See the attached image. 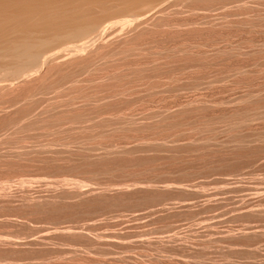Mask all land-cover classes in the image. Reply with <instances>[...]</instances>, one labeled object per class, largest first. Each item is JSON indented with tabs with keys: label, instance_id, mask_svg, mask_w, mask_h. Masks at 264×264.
Segmentation results:
<instances>
[{
	"label": "rangeland",
	"instance_id": "1",
	"mask_svg": "<svg viewBox=\"0 0 264 264\" xmlns=\"http://www.w3.org/2000/svg\"><path fill=\"white\" fill-rule=\"evenodd\" d=\"M198 1V3H196ZM206 2V3H209L210 5H208V4H206L205 6H204V4H203V2ZM203 2H202V0H200V2H199V0H196V1H194V2H192L193 4H195V5H190V7H192V8H188V4H185V5H187V8H186V6H184V4H182V5H180L179 7H178V5H176L177 7H178V9L177 8H175L176 6H173L172 8H173V10H175V11H173L172 10V13L171 12H169V11H171L170 9H169V13L167 12V15L165 16V20L164 21H162V23L160 22V25L162 24V26H159V24H157L156 25V28H154L153 30H151L149 33L147 32L146 34H142L143 36H141V35H139V36H137V38L134 40L133 39V41L132 42H130L129 43V45L131 46V44L133 45L132 47H130V48H135V49H133V50H129L130 48H128V50L130 51H125V55L123 54V52H118V57H115V60H113V63L112 62H110L109 63V61H110V59L109 58H111V57H108V60L106 59L107 57H105V59L103 58L104 56H106L105 54H104V56L101 58V57H99V58H101V59H103V60H101V61H97L96 60V63H98V65H102V66H104V68L103 67H99L98 66V68H93V69H96V70H93L92 71V68L90 67V69H91V71H90V69H89V74L91 75L92 74V76L94 75V73H95V77H97V80L100 78V80H101V78L102 77H106L105 75L107 74V73H110L111 75L113 74L112 72L115 70V71H117L118 69L120 70H118L119 72H117V73H115L114 72V76L116 75V74H118V73H122V75H121V73H120V76L119 75H117V79H116V77H114V76H111L110 74L108 75V76H111V77H114L115 79L114 80H116L115 82H114V80H110V81H107L108 79H103V82L105 81L106 83H107V86H106V84H105V82L103 83H101V81L100 82H97V80H95V77H93V79L95 80V82H93L92 81V79H91V81H86V84H89V83H87V82H90L91 84L92 83H95V85H96V82H97V84H98V86H99V88L100 89H98V87H95L94 86V88H96L95 89V91H94V89L91 87V86H93V85H91L90 86V89H88L89 91H91L92 89V91L91 92H93V93H95V94H93V93H91V92H85L84 91V89H83V85L81 86V85H79L78 83H77V86L79 85V87L81 88V92L83 93V91H84V93H88L89 94V96H88V94H87V96L88 97H86L87 99L86 100H83V99H85V97L83 96V95H85V94H79L80 92V90H78V88L77 87H73L75 84L72 82V81H70V83L68 84V85H70L71 84V82H72V87L73 88H76L77 90H78V93H76L77 91H75L76 89H72L71 87L70 88H66V87H69V86H67L66 84V87L64 88V84L62 83V81L61 80H63V79H66L64 76H62V78H60L61 80L59 81V83H61V84H63L64 86L62 87V85H60L59 83H58V81L56 80L58 77H59V75H60V77H61V75L63 74V73H61L60 74V72H58V75L56 74V76L54 75L53 76V74H52V76L53 77H51L50 79H48V80H50V82L51 81H53V82H51L50 84H54V81L56 82L54 85H50V86H48L47 85V87H49L48 89H50L51 90V86H53V89H55V91L54 90H51V92H50V90H46L45 92H44V96H43V91L42 90H40V91H42L41 93L42 94H40L39 96H41V97H37V96H35V98L33 99L34 101V103L32 102V98L34 97L33 95L32 96H30V100H29V102L33 105V104H35V102H36V107H38V109L36 108L35 110H36V114H38L39 112H42V111H44V110H46V115H43V116H48V115H50V113H51V115H55L53 118H50V117H48L47 119H48V121L47 120H44V122H48V123H41V119L39 120V121H36V119L38 120V118H36L35 119V117H36V114H35V111L34 112H32V113H34V115H35V117H34V115L33 114H31V115H33L32 117H31V115H29L30 116V118H28L29 119V121H31V122H29V123H31V124H33V127H31L32 125L30 124L29 125V123H26L25 121H27V120H23L22 119V121L26 124V125H24L21 121H19V122H21L22 124H23V128L21 127H19V125H20V123H17L18 125V127H19V129L18 130H15L16 128V126L13 128V127H10V125H8V130H9V127H10V130H11V128L13 129V131L11 130V131H8V130H6L7 129V125L5 124V123H11L12 122V118H11V116L10 115H12V117H13V114L14 113H16V107L20 104H17L16 105V107H15V105L13 106V108L15 109V111H14V109L13 108H8L9 106H11V104L9 103V102H11V99H10V97H11V95H10V97H7V95H6V97H7V99L9 98L10 99V101H9V99H8V102H6L7 101V99L5 98V95L2 97V100L0 101V106H2V107H0V108H2V109H4L5 107V105H6V108L7 109H10L9 111H7V112H5V113H7V114H5L3 111H1V109H0V124H1V132H0V138H3V139H0V159H1V161H2V163H1V161H0V190H2V188L3 189H6L7 188V186H8V193L6 192V190L4 191H0V199H2V196H3V194L5 193H7L6 195L7 196H9L10 195V199L11 198H13V199H15V198H17V199H15V200H13V199H9V198H6V200H5V198H4V196H5V194H4V196H3V199H4V201H2L1 200V202H0V205H2V206H0V213H1V215H4L5 213V215L4 216H2L1 217V215H0V237L1 236H3V237H12V235H14L13 237L14 238H16L17 240H20V242H22L21 240H23V242L24 241H26V240H28V238H25V237H35V236H38L39 234H40V232H38V230H39V228L41 227V226H45L46 224H45V222H46V219H48V217H49V219L51 220V219H53V220H51V222H49L50 220L48 219V221H47V225H49L48 226V229L51 231V228L54 226H58V229L59 228H63V227H66L65 225H67V227L68 226H70V225H74V227L75 226H77V224H78V226L77 227H80V226H82V224H83V227H85L84 226V224L86 225V229H80V230H85L83 233H85L86 235H89L87 238L86 237H78L77 238V241H74L75 239H76V236L74 237V240H72L73 239V237L71 238V236H68V234H65L64 235V233L62 234V235H59V237H58V234L59 233H56L57 234V236H56V234H55V236L54 237H52L51 236V240H50V244L48 245V241H47V243L45 244L46 245V247H45V245L44 246H37V247H32V249L30 248V247H28L27 248V246H25V245H21V246H18V247H16V249L14 250V248H10V249H7L8 247H3V254H2V251H1V248H2V246L0 247V253L2 254V255H0V264H116V262H118V264H123V262H124V264H225L226 262L228 263V264H237V263H239V264H264V236H250V237H244V238H239V239H231V238H229L230 240H228V237H227V239L226 240H223V238L225 239V235L224 234H226L227 232H230L231 230H232V232L231 233H233L234 231H236V232H234V233H237V231L239 230H242V228H245V227H247L248 225L249 226H254V224H255V226H259V225H263L264 224V218L263 217H255V216H250V215H244V213L243 212H241L242 210H240L239 209V207H241V206H243V205H245V204H248V203H250V204H253V205H255L256 204V207L255 208H257V205H258V203L256 202L257 200L256 199H258V198H260V197H258V196H256L258 193H260L259 192V190H260V188H263V187H261L262 185L264 186V137L262 138V136H264L263 134H264V113H263V111H264V105H262V102H263V104H264V93H262V92H264V0H259V2H261V4L260 3H258V0H256V1H253L252 3L251 2H249V1H252V0H249V1H247V0H244V2H248V4H246V3H244V2H242V3H244L243 5L241 4V6L240 5H238V3L240 2H238V3H236V1L235 0H229L231 3H233L234 1H235V3L234 4H236V5H238L239 7H236V5H234V10L232 9V4H229V1L227 0H223V2L222 1H220V0H207V1H209V2H207L206 0H204ZM241 1H243V0H241ZM212 4H211V3ZM219 2V3H218ZM228 3V8H226V6L224 7V5H225V3ZM257 3V4H253V3ZM222 3V4H221ZM223 3H224V5H223ZM249 3H251V5H252V7H253V5H256L254 8H252V10H251V12L253 11V13L250 15L248 12H250V8H251V5H249ZM196 4H198L199 5V7H197L196 8V6H198V5H196ZM213 4H215V5H213ZM217 4V5H216ZM240 4V3H239ZM223 6V8H226L227 10H224V12L226 13V11H228V9H229V5H232L230 8H231V10H233V11H231V10H229L230 12H228L229 14L231 13V12H236V9L237 8H240L241 7V9L243 8V6H245V5H248V8H243V11L240 13L238 10H237V12H239L237 15H235L236 17H235V20H234V13L233 14H231L232 16V18L229 16V14H228V19H227V17L225 18V19H219V20H217L220 16H221V14H223L224 12H223V10H221L222 9V6ZM194 6H195V8H194ZM249 6H250V8H249ZM181 7H182V9H181ZM185 7V8H184ZM200 7H202V8H200ZM211 7V8H210ZM216 7H218V8H215ZM236 7V8H235ZM171 8V9H172ZM175 8V9H174ZM262 8H263V10H262ZM193 9H195V10H193ZM200 9V10H199ZM214 9V10H213ZM185 12H184V11ZM189 10V11H188ZM191 10H193V11H191ZM211 10V11H210ZM245 10V11H244ZM246 10H248V12L246 11ZM256 10H260V11H256ZM179 11V12H178ZM183 11V12H182ZM202 11V12H201ZM193 12V13H192ZM198 12V13H197ZM223 12V13H222ZM236 12V13H237ZM244 12V13H243ZM258 12L259 13V15H258V13L256 14V13ZM191 13V14H190ZM205 13V14H204ZM248 13V14H247ZM127 14V13H126ZM126 14H120V15H118V17L116 18V16H115V18L113 17L110 21L111 22H113V21H115V24H116V21L118 20V21H120V19H126L125 17H127L126 16ZM175 14V15H174ZM195 14V15H194ZM199 14H200V16L202 17V15L203 16H207V17H209L210 18V20H209V18H206V16L204 17V18H206V20L202 17H200L199 16ZM239 14H241L240 15V17H242V19L239 17H237ZM247 14V16L246 17H252L251 19H252V21H251V19H250V17L248 18V20H250V21H248V20H246L245 18H244V16ZM168 15H169V18L170 19H168L167 17H168ZM258 15V16H257ZM187 16V17H186ZM196 16H198V17H196ZM219 16V17H218ZM130 18L132 17V16H129ZM129 17H127V19H129ZM184 17H186V18H184ZM193 17V18H192ZM200 17V18H199ZM223 17V16H222ZM222 17H220V18H222ZM225 17V16H224ZM254 17H256L255 19H257V20H255L254 19ZM133 18V17H132ZM166 18L169 20V22H174V23H176L177 25H178V22H179V24L181 23V22H183V21H185V19H186V23L185 22H183V23H185V24H183V23H181V24H183L184 25V28H185V30H183V29H180L179 28V26L181 25H179L178 26V30H179V32H178V30L176 29V28H173L172 26H175L176 24H174V23H172V24H174V25H172L171 26V24L166 20ZM184 18V19H183ZM189 18V19H188ZM216 18V19H215ZM245 20H244V19ZM192 19V20H191ZM195 19V20H194ZM199 19V20H198ZM200 19H201V21H204L203 23L205 24V21L207 22L205 25H203V23H201L200 22ZM202 19H204V20H202ZM240 19V20H239ZM254 19V20H253ZM108 20V21H109ZM171 20V21H170ZM187 20H188V22H187ZM218 22H217V21ZM231 20V21H230ZM244 20V21H243ZM167 21V22H166ZM191 22V24L192 25H188L187 23H189L190 24V22ZM193 21V22H192ZM196 23H195V22ZM216 23H215V22ZM219 21H221V22H219ZM226 22V23H224V22ZM244 23H243V22ZM254 21H256V22H254ZM166 23V24H170V25H164V23ZM201 23V24H199V23ZM233 22V23H232ZM250 22V23H249ZM252 22H254V23H252ZM110 23V22H109ZM118 23V22H117ZM111 24V23H110ZM114 24V23H113ZM195 24H197V25H195ZM212 24H213V26L214 25H216L215 26V28L212 26ZM221 24H222V26H221ZM224 24V25H223ZM236 24V25H235ZM240 24V25H239ZM242 24H244V25H242ZM116 25H118V24H116ZM115 25V26H116ZM186 25H188V26H186ZM211 25V26H210ZM120 26V25H119ZM159 26V27H158ZM165 26H167V27H165ZM189 26H191V27H189ZM219 26V27H218ZM252 26V27H251ZM121 27V26H120ZM155 27V26H154ZM160 27H161V29H160ZM171 27V28H170ZM176 27V26H175ZM183 27V26H182ZM181 27V28H182ZM209 27V28H208ZM117 28H119L118 26H117ZM117 28H116V30H117ZM164 30H163V29ZM198 28H199V30H198ZM206 28H208V29H206ZM214 28V29H213ZM125 29V28H124ZM176 29V30H175ZM205 29H206V31H205ZM211 29V30H210ZM224 29V30H223ZM157 30V31H156ZM159 30H162V31H159ZM187 30H189V31H187ZM205 32H204V31ZM210 30V31H209ZM119 30H117V33H119L120 31H121V29H120V31L118 32ZM122 31L123 32H125V30H123L122 29ZM185 31V32H184ZM195 31V32H194ZM203 31V34L201 33ZM153 32H156L155 34L153 33ZM163 32V33H162ZM164 32H165V34H164ZM194 32V33H193ZM197 32V33H196ZM122 33V32H121ZM160 33H162V34H160ZM183 33H185L184 35H182ZM187 33V34H186ZM151 36H150V35ZM157 34H158V36H157ZM164 34V35H163ZM179 34V35H178ZM194 34V35H193ZM200 34V35H199ZM169 35V36H168ZM182 37H181V36ZM190 35V36H189ZM198 35V36H197ZM223 35V36H222ZM146 36V37H145ZM184 36V37H183ZM148 37V38H147ZM150 37V38H149ZM211 37H213V38H211ZM152 38V39H151ZM154 38H156L157 39V41H156V39H154ZM180 38V39H179ZM187 38V39H186ZM195 38V39H194ZM159 39H161V40H159ZM140 40V41H139ZM154 40V41H153ZM198 40V41H197ZM141 41H143L142 43H141ZM145 41V42H144ZM151 42V43H150ZM194 42V43H193ZM198 42V43H197ZM133 43H136L137 45H139L138 47H140L139 49L137 48V45L136 44H133ZM141 43V44H140ZM145 43H148L147 45L145 44ZM197 43V44H196ZM182 44V45H181ZM191 44V45H190ZM202 44H204V45H202ZM135 45V46H134ZM141 45V46H140ZM180 45V46H179ZM188 45L190 46V47H188ZM196 45H198L197 46V49H195L196 47ZM201 45V46H200ZM226 45H228V46H226ZM149 48H148V47ZM129 47V46H128ZM142 47V48H141ZM171 47H173L172 49H171ZM182 48V51H184V52H180V50H181V48ZM198 47H199V50H198ZM147 48V49H146ZM180 48V49H179ZM193 48V49H192ZM229 48V49H228ZM137 49H138V53L137 52H135V51H137ZM184 49H186V50H184ZM195 49V50H194ZM223 49V50H222ZM141 50V51H140ZM143 50V51H142ZM218 50V51H217ZM229 50V51H228ZM177 51V52H176ZM186 51V52H185ZM201 51V52H200ZM224 51V52H223ZM228 51V52H227ZM231 51V52H230ZM141 52V53H140ZM143 52V53H142ZM156 52V53H155ZM174 52V53H173ZM178 52H180V54L178 53ZM191 52V53H190ZM198 52H199V54H198ZM205 52V53H204ZM207 52V53H206ZM215 54H214V53ZM223 52V53H222ZM233 52V53H232ZM115 53V52H114ZM114 53H111L112 55L114 54ZM132 53V54H131ZM138 55V57L136 56V54ZM184 53V54H183ZM188 53H190V54H188ZM203 53V54H202ZM217 53V54H216ZM111 54H109V56L111 55ZM116 54V53H115ZM114 54V55H115ZM123 54V55H122ZM127 54H128V56L130 57V58H128L127 57ZM142 54V55H141ZM183 54V55H182ZM193 56H192V55ZM194 54H195V56H194ZM227 54V55H226ZM231 54V55H230ZM235 54V55H234ZM108 55V54H107ZM117 55V54H116ZM125 57V58H120V57ZM134 55V56H133ZM141 55V56H140ZM208 55V56H207ZM215 55V56H214ZM163 56H165V57H163ZM169 56V58L167 59V57ZM199 56V57H198ZM222 56V57H221ZM147 57V58H146ZM162 57V58H161ZM206 57V58H205ZM136 58H138V59H136ZM156 58V59H155ZM176 58V59H175ZM210 58V59H209ZM218 58V59H217ZM119 59H123L122 61L121 60H119ZM148 59H150L149 61H148ZM162 59V60H161ZM165 59V60H164ZM192 59V60H191ZM208 59H209V61H208ZM135 60V62H133ZM137 60V61H136ZM153 60V61H152ZM162 62H161V61ZM166 62H164V61ZM175 60V61H174ZM180 60V61H179ZM189 60V61H188ZM213 60V61H212ZM104 61H107V62H105V64H106V66H105V64L103 63ZM114 61H116V62H114ZM119 61H121V64H118V63H120ZM130 61V62H129ZM139 61V62H138ZM142 61H143V63H142ZM157 61V62H156ZM192 61V62H191ZM194 61V62H193ZM205 61V62H204ZM101 62L104 64H101ZM125 62V63H124ZM129 62V63H128ZM133 62V63H132ZM149 62V63H148ZM168 62H170V63H168ZM126 63H128V64H126ZM134 63H136V64H134ZM154 64V63H159L158 65H159V67H157V65L156 64H154V65H150V64ZM160 63H162V64H160ZM198 63V64H197ZM199 63H200V65H199ZM202 63V64H201ZM113 64V65H112ZM114 64H115V66H114ZM122 64L123 65H125V66H122ZM145 64V65H144ZM173 64V65H172ZM207 64V65H206ZM94 66L93 67H95L96 65H95V61H94V64H93ZM111 65H112V67H113V69H112V67H111ZM129 65V66H128ZM133 65V66H132ZM148 65H150V67L148 66ZM156 65V66H155ZM163 66V68L161 69V67ZM209 65V66H208ZM255 65V66H254ZM108 66V67H107ZM122 66V67H121ZM144 66V67H143ZM149 68H148V67ZM161 66V67H160ZM197 66V67H196ZM244 66V67H243ZM97 67V66H96ZM110 67V68H109ZM125 67V68H124ZM155 67H157V68H155ZM186 69H185V68ZM244 69H243V68ZM249 67V68H248ZM259 67V68H258ZM106 68H108V69H106ZM118 68V69H117ZM122 68H123V70H122ZM134 68H135V70H134ZM142 68V69H141ZM152 68H154V69H152ZM158 68H160V69H158ZM169 68H170V70H169ZM246 68V69H245ZM254 68V69H253ZM103 71L104 70V72L106 73V74H103V72L101 71V70ZM106 69V70H105ZM111 69V70H110ZM117 69V70H116ZM130 71H129V70ZM131 69H132V71H131ZM140 69H141V71H140ZM146 69L147 70H149V71H146ZM151 69V70H150ZM159 71H158V70ZM190 69V70H189ZM192 69V70H191ZM227 69V70H226ZM229 69V70H228ZM238 69H240V70H238ZM78 70V69H77ZM109 70V71H108ZM122 70V71H121ZM126 70V71H125ZM127 70H128V73H127ZM143 70H144V72H145V74H144V72H143ZM158 71V72H156V71ZM169 70V71H168ZM246 70H247V72H246ZM86 70H85V72H86V74L88 73ZM99 71V72H98ZM106 71H108V72H106ZM111 71V72H110ZM151 71V72H150ZM165 71V72H164ZM173 71V72H172ZM188 71V72H187ZM259 72V73H257V72ZM76 72V71H75ZM78 72V71H77ZM77 72L75 73V75L77 74ZM81 72V71H80ZM82 72H83V70H82ZM79 73L78 72V74H79V76H80V74H82V75H84L83 73ZM84 72V73H85ZM91 72V73H90ZM100 72H101V74L103 75V76H99L98 74H100ZM155 72H156V74H155ZM161 72V73H160ZM164 72V73H163ZM169 72V73H168ZM172 72V73H171ZM203 72V73H202ZM209 72V73H208ZM236 72V73H235ZM249 72V73H248ZM255 72V73H254ZM57 73V72H56ZM98 73V74H97ZM127 73V74H126ZM132 73V74H131ZM136 75H135V74ZM141 73H143V74H141ZM149 73V74H148ZM152 73H153V75H157L156 77H151L152 76ZM187 73V74H186ZM189 73V74H188ZM237 73H238V75H237ZM245 73H246V75H245ZM251 73V74H250ZM254 73V74H253ZM77 74V75H78ZM97 74V75H96ZM100 74V75H101ZM129 74V75H128ZM130 74H131V76H130ZM134 74V75H133ZM138 74H140V75H138ZM160 74H162V75H160ZM170 74H171V76H170ZM210 74V75H209ZM226 74V75H225ZM231 74V75H230ZM74 75V74H73ZM82 75H81V79H82ZM90 75H86L85 77H84V79H86L87 78V76H88V78L90 77L91 78V76ZM128 76V77H126V76ZM141 75H143V78H142V76ZM145 75H146V77H145ZM149 75V77H147ZM180 75H182V76H180ZM188 75H189V77H188ZM208 75V76H207ZM236 75V76H235ZM245 75V76H244ZM79 76H76V77H79ZM139 76V77H138ZM192 76V77H191ZM252 76V77H251ZM131 77H133V78H131ZM135 77V78H134ZM150 77H151V79H150ZM162 77V78H161ZM233 77V78H232ZM80 78V77H79ZM89 78V79H90ZM128 80V82L125 80ZM137 78V79H136ZM146 78V79H145ZM156 78V79H155ZM159 78V79H158ZM161 78V79H160ZM170 78V79H169ZM173 78V79H172ZM175 78V79H174ZM187 78H191V79H187ZM198 78V79H197ZM206 78V79H205ZM237 78V79H236ZM241 78V79H240ZM250 80H249V79ZM255 78V79H254ZM78 79V78H77ZM88 79V80H89ZM111 79V78H110ZM113 79V78H112ZM133 79H135V80H133ZM142 79V81H139V80H141ZM145 79V80H144ZM148 79V80H147ZM150 79V80H149ZM164 79H165V81H164ZM167 79H168V81H167ZM203 79H204V81H203ZM246 79V80H245ZM47 80V84L49 83V81ZM87 80V79H86ZM130 80V81H129ZM132 80V81H131ZM148 82H147V81ZM156 80V81H155ZM158 80H162V81H158ZM170 80V81H169ZM186 82H185V81ZM188 80H195L196 81V83H195V81H188ZM198 80H200V81H198ZM208 82H206V81ZM64 82H65V80H63ZM66 81H67V79H66ZM80 81H83V80H80L79 79V82ZM99 81V80H98ZM124 82V83H122V82ZM138 81V82H137ZM152 83H151V82ZM154 81V82H153ZM183 81V82H182ZM247 81V82H246ZM117 82H121L122 84H123V86L121 85V83H120V85H119V83H117ZM126 82H127V84H126ZM129 82H130V85H129ZM159 82V83H158ZM164 82H166V83H164ZM171 82H173L174 83V85H173V83H171ZM192 82V83H191ZM200 82V83H199ZM239 82V83H238ZM243 82V83H242ZM250 82V83H249ZM65 83H67V82H65ZM81 83V82H80ZM99 83H101V84H99ZM108 83H109V85L112 87V89H111V87L108 85ZM138 83V84H137ZM150 83V84H149ZM156 84V86H155V84ZM171 85H170V84ZM184 83V84H183ZM232 83V84H231ZM254 83V84H253ZM57 84H59L58 86H57ZM82 84V83H81ZM83 84H84V82H83ZM86 84H84V86H86ZM113 84H118L117 86H115V85H113ZM125 84V85H124ZM131 84H134V86H132ZM145 84V85H144ZM153 84V85H152ZM181 84H183L184 86L186 85V87L188 88L189 87V90L186 88V87H183V85H181ZM196 84V85H195ZM200 84V85H199ZM210 84V85H209ZM57 86V88L59 89V90H57V88L56 87H54V86ZM100 85H102V87H103V85H104V87L106 88V89H104V88H102V87H100ZM138 85V88L136 87ZM164 85H166V87L164 86ZM189 85V86H188ZM198 85V86H197ZM237 85V86H236ZM239 85V86H238ZM257 85V86H256ZM61 86V87H60ZM76 86V85H75ZM97 86V85H96ZM118 86H119V88L121 89V91L123 90H125L124 92H126V94H123L121 91H120V89L118 88ZM127 86V87H126ZM144 86V87H143ZM146 86V87H145ZM47 87H45V88H47ZM60 87V88H59ZM89 87V86H88ZM88 87H86V88H88ZM118 88L119 89V91H117V90H114V89H116V88ZM126 87V88H125ZM129 87H130V90H129ZM136 87V88H135ZM150 87H151V89H150ZM156 87V88H155ZM165 87V88H164ZM168 87V88H167ZM175 87V88H174ZM177 87V88H176ZM194 87H196V90L194 89ZM205 87V88H204ZM92 88V89H91ZM101 88H102V91L104 92V93H106V94H104L103 92H101ZM114 88V89H113ZM133 88V89H132ZM141 88V89H140ZM144 88V89H143ZM148 89V90H146V92H145V89ZM153 88V89H152ZM180 88V89H179ZM200 88V89H199ZM233 88V89H232ZM248 88V89H247ZM251 88V89H250ZM258 88V89H257ZM43 89V88H42ZM62 89V90H61ZM64 89V90H63ZM70 89H72V91L71 92H69L70 91ZM108 89H110V90H108ZM131 89L133 90V92L131 91ZM136 91H135V90ZM138 89H139V91H138ZM150 89V90H149ZM178 89V90H177ZM183 90V92H182V90ZM194 89V90H193ZM198 89V90H197ZM209 89V90H208ZM246 89V90H245ZM256 89H257V91H256ZM44 90V89H43ZM57 90V91H56ZM160 90V91H159ZM200 90V91H199ZM205 90H206V92H205ZM229 90H231V91H229ZM243 90V91H242ZM248 90H250V91H248ZM39 91V92H40ZM59 91V92H58ZM75 91V92H74ZM97 91V92H96ZM100 91V92H99ZM107 91H108V93H113V91H114V93H115V96L117 97H115V96H111V97H109V95L107 94ZM109 91H111V92H109ZM115 91H117V92H115ZM128 91V92H127ZM131 92V94H133V95H131L130 94V92ZM142 91V92H141ZM147 91H148V93H147ZM154 91H155V93H154ZM172 91H173V93H172ZM187 91H189V92H187ZM202 91V92H201ZM242 91V92H241ZM252 91V92H251ZM262 91V92H261ZM50 92V93H49ZM53 92V93H52ZM61 92H63V93H61ZM68 92L71 94V93H73L74 92V94H72V98L73 99H75L76 101H77V99H78V101L77 102H75V100H73L72 98H71V96H69L70 94H68ZM122 93L121 95L119 94V96H118V94H116V93ZM158 92V93H157ZM234 92V93H233ZM247 92V93H246ZM37 93V92H36ZM45 93H49V94H51V95H48V94H46L47 96H51V97H47V96H45ZM98 93V97L97 96H95L96 98H97V100L99 101V103L97 104V103H95V102H97V100L95 101V97L93 96V95H96ZM101 93V94H100ZM135 93V94H134ZM141 93V94H140ZM145 93H147V94H145ZM154 93V94H153ZM162 93V94H161ZM243 93V94H242ZM245 93H246V96H245ZM249 93V94H248ZM252 95H251V94ZM38 94V93H37ZM63 94V95H62ZM79 94V95H78ZM103 94V96L101 97V95ZM127 94H130V96L129 95H127ZM138 94V95H137ZM143 94H144V96H143ZM149 94H151V95H149ZM156 94V95H155ZM164 94V95H163ZM177 94V95H176ZM241 94L243 95V96H241ZM56 95V96H55ZM57 95H59V97L57 98ZM63 97H61V96ZM104 95H105V97H107L106 95H108V97L110 98V100H109V102L108 101H106L107 100V98H105L104 99ZM124 95V96H123ZM125 95H127V96H125ZM136 95V96H135ZM177 97H176V96ZM198 95V96H197ZM231 95V96H230ZM249 95H250V98L251 97H253V98H249ZM258 95V97H259V99L258 98H256V96ZM260 95V96H259ZM9 96V95H8ZM68 96V97H67ZM81 96V97H80ZM94 98H93V97ZM131 96H132V98H131ZM172 96H174V97H172ZM196 96H197V99H196ZM255 96V97H254ZM43 97H46L47 98V101H46V98H44L43 99ZM57 99H56V98ZM77 97V98H76ZM79 97V98H78ZM90 97V99H88ZM92 97V98H91ZM100 97L102 98V99H100ZM119 97V98H118ZM127 97V98H126ZM135 97V98H134ZM146 97V98H145ZM192 97V98H191ZM232 97V98H231ZM244 97V98H243ZM38 98V99H37ZM40 98H42L41 100H39ZM62 100H61V99ZM65 98V99H64ZM108 98V99H109ZM111 98L113 99V100H111ZM115 98V99H114ZM124 98V99H123ZM125 98H126V103L124 102L125 101ZM163 98V99H162ZM188 98V99H187ZM195 98V99H194ZM230 98V99H229ZM241 98V99H240ZM254 98H256V99H254ZM260 98H262V99H260ZM4 99V100H3ZM49 99V100H48ZM53 99H55L54 101H53ZM66 99H68V100H71V102L70 101H68V100H66ZM79 99H81V101L79 100ZM94 100L95 102H94V104H97L96 106H100V108L98 107V111L100 112V114H99V112L97 113L96 111V109L94 108V104H92L93 106L91 107L90 105H91V103H93V102H90V103H86L85 101H87L88 100V102L89 101H92V100ZM105 101H104V100ZM119 99V100H118ZM122 99H123V102H122ZM135 99V100H134ZM179 99V100H178ZM192 99V100H191ZM202 99V100H201ZM221 99V100H220ZM238 99H240V100H238ZM248 99V100H247ZM250 99V100H249ZM27 100V101H28ZM44 100H45V102H44ZM52 100V101H51ZM58 100V101H57ZM65 100H66V102H65ZM74 101V103H75V105L73 104V101ZM103 100V101H102ZM117 101V102H114V101ZM129 100V101H128ZM184 100V101H183ZM188 100H191L193 103H195V104H193V103H189V102H187ZM199 100H200V102H199ZM223 100V101H222ZM236 100H238V102L236 101ZM242 100V101H241ZM243 100H246V101H243ZM255 100V101H254ZM260 100V101H259ZM3 101H5V103L3 102ZM24 101V100H23ZM22 101V102H23ZM26 101V100H25ZM26 101V103H28ZM40 101H43V102H40ZM62 101V103L60 104V102ZM64 101V102H63ZM101 101V102H100ZM119 101H121L120 103H119ZM130 103H128V102ZM141 101V102H140ZM164 101V102H163ZM180 101V102H179ZM190 101V102H191ZM203 101V103H204V106H203V104L201 103ZM222 101V102H221ZM224 101H225V103H224ZM252 101V102H251ZM254 101V102H253ZM38 102H40V103H42V104H47V106H45V105H39V103ZM47 102V103H46ZM52 102V103H51ZM57 102V103H56ZM69 102V103H68ZM82 102V103H81ZM105 102V103H104ZM112 102L114 103V104H112ZM215 102H218V103H215ZM230 102V103H229ZM236 102V103H235ZM244 102V103H243ZM247 102V103H246ZM3 103H4V105H3ZM25 103V104H26ZM71 103H72V105H73V108H75V109H77V111H75V113H73V111H71V118L73 119V120H75V119H77V117L78 118H81V116H82V118L83 117H85V119L83 120L82 118L81 119H78V121H76L75 120V123L76 124H78L79 125V127H80V132H79V130L77 129V128H79L78 126H76V124L75 123H73V121H72V119H71V121H69L70 120V118H69V120H67V118H68V114L65 116V117H67V118H64L65 119V121L68 123V121H69V123L70 122H72V123H68L69 125H67L66 124V126H69L68 128L65 126V121H61V119H63V118H61V116H59V115H57V113L55 112L57 109H58V107L60 108L61 106H63V107H61V109H63V110H66V105H68V104H70L71 105ZM84 103H86V104H84ZM112 105H111V104ZM117 105H116V104ZM183 103V105L185 104V106L189 109V111L187 110V108L186 109H183V107H185V106H182V108H180V109H182V112L181 111H178V109H179V107H181V105L180 104H182ZM188 104V106H187V104ZM197 103V104H196ZM198 103H199V105H198ZM243 103V104H242ZM254 103V104H253ZM22 104V103H21ZM20 104V105H21ZM24 104V103H23ZM22 104V105H23ZM53 105L54 106V108H53V106H51L50 107V105ZM55 104V105H54ZM65 104V105H64ZM82 106V104L84 105V106H82L83 108H81V106ZM88 104V106H90L91 107V111H92V113H91V111L89 112V108L90 107H85L86 105ZM90 104V105H89ZM109 104H110V106H109ZM121 105V108H120V105ZM143 106H142V105ZM150 104V105H149ZM155 104V105H154ZM194 106H192V105ZM208 104V105H207ZM218 106H217V105ZM246 104V105H245ZM18 106V109L17 110H19V108L21 107V106ZM60 105V106H59ZM69 105V106H70ZM113 105H115V106H113ZM123 105H124V107H123ZM125 105H126V108H125ZM128 105V106H127ZM135 105V106H134ZM139 105V106H138ZM146 105V106H145ZM178 105H179V107H178ZM207 105V106H206ZM214 105H215V107H217V109L214 107ZM238 105V106H237ZM26 106H27V104H26ZM34 106V105H33ZM44 106V107H43ZM75 106V107H74ZM77 106H79L78 108H77ZM105 106V107H104ZM106 106H108L109 107V113H108V107L106 108ZM119 106V107H118ZM137 106V107H136ZM166 106V107H165ZM174 106H177V108L175 107V109H174ZM201 106H203V107H201ZM224 106V107H223ZM245 106H246V108H245ZM259 106H261V107H259ZM262 106H263V108H262ZM35 107V106H34ZM39 107H40V109H39ZM44 108V109H41V108ZM49 107L51 108L50 110H49V114L47 113V111H48V109H49ZM71 107V106H70ZM70 107H67V108H70ZM112 107H113V109H112ZM114 107H116V108H114ZM118 107V108H117ZM129 107V108H128ZM173 110H175V111H172V110H168V109H170V108ZM197 107H199V109H197ZM253 107V108H252ZM260 109H259V108ZM5 108V109H6ZM21 108H23V107H21ZM25 108V107H24ZM23 108V109H24ZM65 108V109H64ZM72 108V109H73ZM86 108V110H84ZM95 109V112H96V116H95V113L93 112L94 111V109ZM206 108V109H205ZM208 108V109H207ZM235 108H236V110H235ZM255 108L257 109V110H255ZM4 109V110H5ZM23 109H21V111L23 110ZM54 109V110H53ZM56 109V110H55ZM71 109V108H70ZM83 110L84 112H81L82 113V115H80V114H78L80 111L79 110ZM93 109V110H92ZM104 109V111L102 112V110ZM116 109H117V111H119V112H117L116 111ZM162 110V112H161V110ZM166 109V111H164ZM177 109V110H176ZM199 111V112H197V110ZM200 109L202 110V111H200ZM203 109H205V110H203ZM253 111H252V110ZM12 110V111H11ZM39 110V111H38ZM74 110V109H73ZM110 110L112 111L111 112V114H110ZM121 110H122V112H121ZM132 110V111H131ZM135 110V111H134ZM235 110V111H234ZM255 110V111H254ZM261 110V111H260ZM6 111V110H5ZM21 111H19L18 112V114L21 112ZM38 111V112H37ZM58 111V110H57ZM62 111V110H61ZM79 111V112H78ZM86 111V112H85ZM129 111V112H128ZM140 111V112H139ZM149 111V112H148ZM193 111H195V112H193ZM204 111V112H203ZM216 111V112H215ZM252 111V112H251ZM12 112V113H11ZM103 114H102V113ZM117 112V113H116ZM159 113V119L160 120H158L157 119V115L156 114H158ZM183 112H186V113H183ZM208 112V113H207ZM220 112V113H219ZM231 112V114H229V113ZM255 112V113H254ZM44 113H45V111H44ZM73 113V114H72ZM78 114V115H80V116H75V114ZM89 113V114H88ZM107 113V114H106ZM115 113V115L113 116V114ZM132 113V116L133 117H135V116H137L135 119H137V118H139V122L141 121V120H144V121H142V124L144 123V125H141L139 122H138V119H137V121L130 115ZM147 114L146 116L144 115V114ZM149 113H151V114H149ZM154 113V116L156 117H153V114ZM168 113V114H167ZM183 113V114H182ZM195 113V114H194ZM203 113V114H202ZM221 113H223V114H221ZM227 113V114H226ZM242 113V114H241ZM256 113L257 114H259V115H256ZM3 114V115H2ZM5 114V115H4ZM18 114H16V115H18ZM43 114V113H42ZM66 114V113H65ZM69 114V115H70ZM124 114H125V116H124ZM134 114V115H133ZM140 114V115H139ZM149 114V115H148ZM186 114H188V116L186 115ZM192 114H193V116H192ZM221 114V115H220ZM255 114V115H254ZM2 115V116H1ZM39 115V114H38ZM37 115V116H38ZM40 115H41V113H40ZM50 115V116H51ZM59 116L58 118H57V116ZM86 115L89 117V115H92V117H93V119H95L96 120V117H98V120H93V121H91L90 120V118H92L91 116H90V118H88V117H86ZM98 115V116H97ZM100 115V116H99ZM107 116V118H105V119H103L104 118V116ZM108 115H109V117L111 118L112 117V120L110 119V118H108ZM111 115V116H110ZM140 117H139V116ZM145 117H144V116ZM152 115V116H151ZM183 115V116H182ZM202 115V116H201ZM220 115V116H219ZM228 115V116H227ZM230 115V116H229ZM9 116H10V118H11V120L9 119ZM74 118H73V117ZM105 116V117H106ZM117 116H121L120 117V119H118V117ZM123 116V117H122ZM130 116V117H129ZM143 117V119H141L142 117ZM149 118H148V117ZM162 116V117H161ZM163 116H165V117H163ZM181 116V117H180ZM188 118H187V117ZM197 116V117H196ZM203 116H205L204 118H203ZM210 117V118H208V117ZM214 116H216V117H218V119L216 118V117H213ZM241 116H243L242 118H240ZM14 117H15V114H14ZM55 117L57 118V120H54L55 119ZM103 117V118H102ZM115 119H114V118ZM151 117V118H150ZM178 117V118H177ZM185 117V118H184ZM190 117V118H189ZM221 117H222V119H221ZM234 119H233V118ZM5 118H6V120H5ZM7 118H8V120L10 121H8L7 122ZM33 118H34V120H35V122L33 121ZM132 120H131V119ZM148 118V119H147ZM153 118V119H152ZM154 118H155V120H154ZM164 118V119H163ZM169 118V120H167ZM182 118H184V120L182 119ZM196 118V119H195ZM214 119V120H212V119ZM3 119H4V121H3ZM14 119L15 118H13V121H14ZM31 119V120H30ZM54 120V122H55V124H53V120ZM101 119H103L102 121H101ZM107 119V120H106ZM108 119H110L111 121L110 122H112V125H111V123L110 122H108L109 120ZM150 119V120H149ZM152 119V120H151ZM186 119V120H185ZM188 119V120H187ZM194 119V120H193ZM204 119V120H203ZM209 119V120H208ZM237 119H239V120H237ZM244 121H243V120ZM4 122H2V121ZM51 120V121H50ZM59 120V123L57 124L56 123V121H58ZM90 120V121H89ZM105 120H106V122H105ZM118 122H117V121ZM147 120V121H146ZM149 120V121H148ZM162 120V121H161ZM166 122H165V121ZM174 120V121H173ZM175 120H177V121H175ZM180 120V121H179ZM191 120L193 121V122H191ZM206 120V121H205ZM220 120V121H219ZM242 120V121H241ZM258 120V121H257ZM33 121V122H32ZM60 121H61V123H60ZM80 121V123H86L85 125L84 124H80V123H77V122H79ZM84 121H86V122H84ZM114 121V122H113ZM116 121V122H115ZM132 122V123H129V122ZM134 121V122H133ZM151 121V122H150ZM152 121H154L153 123H156V125H154L153 123H152ZM161 121V122H160ZM179 121V122H178ZM182 121H185V124H184V122H182ZM195 121V122H194ZM197 121L199 122V124L197 123ZM204 121V122H203ZM210 121H213V122H210ZM216 121V122H215ZM219 123H218V122ZM237 121V122H236ZM241 121V122H240ZM16 122V121H15ZM15 122H12L11 123V125L12 124H15ZM38 122L41 124L40 125V127H39V124H38ZM43 122V121H42ZM52 122V123H51ZM65 122V123H64ZM89 122L91 123V122H93V124L94 125H92V124H89ZM96 122V123H95ZM104 123V124H106V125H104V124H101V123ZM108 122V123H107ZM139 124H138V123ZM147 122H148V124H147ZM163 122V123H162ZM189 122V123H188ZM202 124H201V123ZM209 122V123H208ZM3 123V124H2ZM35 123V124H34ZM51 125H50V124ZM63 123H64V125H63ZM100 123V124H99ZM149 123H152V124H149ZM165 123V124H164ZM166 123L168 124V126H166ZM179 123H181V125H179ZM192 123H196L195 125L194 124H192ZM208 123V124H207ZM221 123V124H220ZM240 123H242V124H240ZM21 124V125H22ZM38 124V125H37ZM45 124H47V125H49V127L47 126V125H45ZM74 124V125H73ZM96 124H99L98 126L96 125ZM109 124V125H108ZM126 124V125H125ZM158 124V125H157ZM161 124L163 125L164 124V126H161ZM189 124H191V125H189ZM207 124V125H206ZM211 124V125H210ZM34 125H37V127L36 126H34ZM57 127L56 129H55V126ZM59 125V126H58ZM62 125V126H61ZM70 125L72 126V127H70ZM82 125L84 126L83 128H82ZM124 125V126H123ZM129 125H133L132 127L131 126H129L130 128V130H127V132H125L124 131V129H123V127L124 128H127ZM134 125H135V128H134ZM159 125H160V127H159ZM201 125V126H200ZM214 125V126H213ZM228 126V127H226V126ZM44 128H43V127ZM48 127V130H47V128L46 127ZM63 126H65V127H63ZM76 127V128H74V127ZM86 126V127H85ZM88 126H90V127H92V128H88ZM104 128H103V127ZM108 126H111V127H108ZM114 126V127H113ZM122 126V127H121ZM148 126H149V128H151V130L150 129H148ZM158 126V128L159 129H157V128H154V127H157ZM195 126L197 127V128H195ZM199 126V127H198ZM5 127H6V129H5ZM17 127V128H18ZM25 127V128H24ZM29 127V128H28ZM34 127H36V129H34V131H33V128ZM54 127V128H53ZM62 127V128H61ZM101 127V128H100ZM106 127H108V128H106ZM137 127V128H136ZM141 127H142V129H141ZM147 127V128H146ZM170 127V128H169ZM239 127V128H238ZM38 128V129H37ZM52 128V129H51ZM66 128V129H65ZM72 128H74L73 129V131H72ZM82 128V129H81ZM97 128V129H96ZM100 128V129H99ZM112 128H113V131H110V130H112ZM117 128V129H116ZM119 128H121L123 131H124V134H123V132L121 131V130H119ZM131 128H133V129H131ZM146 128V129H145ZM164 128V129H163ZM180 128V129H179ZM213 128V129H212ZM3 129H5V132H3L4 130ZM43 129V131H41ZM46 131H45V130ZM50 129V130H49ZM60 129H61V132H60ZM64 129H65V131H64ZM93 131H95V132H93ZM95 129V130H94ZM103 129H105L106 131H107V129H110V130H108L107 132L105 131V130H103ZM116 129V130H115ZM128 129V128H127ZM136 129H138V130H136ZM179 129V130H178ZM182 129V130H181ZM189 129V130H188ZM209 129V130H208ZM224 129V130H223ZM248 129V130H247ZM260 129V130H259ZM15 130V131H14ZM41 131V132H39V131ZM51 130H52V132H51ZM55 130H57L56 131V133H57V135H56V133L55 132H53V131H55ZM63 130V131H62ZM67 130V131H66ZM70 130V131H69ZM84 132H83V131ZM89 130V131H88ZM99 132H98V131ZM148 130V131H147ZM161 130V131H160ZM181 130V131H180ZM187 130H188V132H187ZM252 130H254V131H252ZM7 131V132H6ZM18 131H20L19 133H18ZM27 131H30V132H27ZM34 133H33V132ZM37 131V132H36ZM47 132V133H45V132ZM48 131H50L49 133H51L49 136H46V134H49L48 133ZM59 131V132H58ZM72 131V132H71ZM129 131V132H128ZM139 131V132H138ZM154 131V132H153ZM170 131V132H169ZM192 131V132H191ZM12 132L15 134H12ZM43 132V134L41 135V133ZM67 132V133H66ZM77 132V133H76ZM86 132V133H85ZM104 132V133H103ZM117 132V133H116ZM119 132V133H118ZM120 132H122V135H123V137H122V135L120 134ZM131 132H133V133H131ZM147 134H146V133ZM157 132V133H156ZM160 132V133H159ZM162 132V133H161ZM164 132H166V133H164ZM168 132V133H167ZM190 132V133H189ZM238 132V133H237ZM263 132V133H262ZM2 133H3V135H6L7 136V138H8V136H10L11 134V136L10 137H12V136H15V137H12L13 138V140H12V138H6V136H3L2 135ZM9 133H11V134H9ZM16 133H18V134H16ZM52 133H54V134H52ZM73 133V134H72ZM87 133H89L88 135H86ZM95 133H96V135H98V136H96L95 135ZM102 133V135H103V137L101 136V139H100V134ZM107 133H109V134H107ZM116 133V134H115ZM170 133H172V134H170ZM185 133V134H184ZM205 133V134H204ZM259 134V136H261L260 138H259V136H258V134ZM8 134V135H7ZM20 134V135H19ZM37 134H39V135H37ZM70 134H72V135H70ZM79 134V135H78ZM85 134V135H84ZM91 134V135H90ZM112 134V135H111ZM125 134H126V136H125ZM158 134V135H157ZM239 134H240V136H239ZM261 134V135H260ZM35 136V138H34V136ZM37 135V136H36ZM69 135V136H68ZM81 135V136H80ZM108 137H107V136ZM113 136L112 137V139H111V141H110V138H111V136ZM119 135V136H118ZM153 135V136H152ZM171 135H172V137H171ZM180 135V136H179ZM254 135V136H253ZM18 136V137H17ZM38 136H39V138H38ZM41 136V137H40ZM44 136V137H43ZM60 138H59V137ZM66 136H68L67 138H66ZM76 136V137H75ZM80 136V137H79ZM90 136L92 137V136H95V138L94 137H92V138H90ZM141 136V137H140ZM142 136H144V137H142ZM148 136V137H147ZM195 136V137H194ZM31 139H30V138ZM46 137V138H45ZM56 137V138H55ZM85 138V140L83 139L82 140V138ZM98 137V138H97ZM105 137H106V139H105ZM136 138V139H132V138ZM148 138L147 140H146V138ZM162 137H163V139H162ZM168 137V138H167ZM169 137H170V139H169ZM199 137V138H198ZM207 137H209V138H207ZM14 138H16V140L14 139ZM27 141H25L24 139ZM43 138V139H42ZM53 138V139H52ZM63 138H64V140H63ZM71 138V139H70ZM76 138H78V139H80V143H79V140L78 139H76ZM87 138H90V139H87ZM118 138V139H117ZM123 138V139H122ZM140 138V139H139ZM142 138V139H141ZM156 138L157 139H159V140H156ZM175 139V140H173V139ZM190 138H191V140H190ZM236 138V139H235ZM252 138H254V139H252ZM4 139H6V140H4ZM10 139H11V141H10ZM41 139V140H40ZM49 139V140H48ZM50 139H52V140H50ZM55 139V140H54ZM57 139H59V140H57ZM69 139V140H68ZM76 139V142L74 141ZM99 139V140H98ZM139 139V140H138ZM154 139V140H153ZM162 139V140H161ZM169 139V140H168ZM193 139V140H192ZM212 139V140H211ZM231 141H230V140ZM258 139H260V140H258ZM262 139V140H261ZM7 140L8 141H10V142H7ZM20 140V141H19ZM21 140H22V142H21ZM31 140H33V141H31ZM61 140H63L64 142H67V144L65 143L64 144V142L63 141H61ZM68 140V141H67ZM86 140H88V141H86ZM91 140H92V143L94 144V146H95V141L98 143V144H96V148L97 149H92V148H94V146H92L93 144L91 143ZM101 140V141H100ZM103 140V141H102ZM105 140V141H104ZM143 140L145 141V142H143ZM152 140V141H151ZM168 140V141H167ZM171 140V141H170ZM197 140V141H196ZM222 140V141H221ZM234 140H236V141H234ZM248 140H249V143H248ZM2 141H6L5 143H3ZM18 141V142H17ZM53 143H55L56 141V144H54V145H51V144H53ZM70 141V142H69ZM83 141V142H82ZM94 141V142H93ZM119 141V142H118ZM150 141L151 142H153L154 144H152V143H150ZM156 141H161V142H159V144H158V142L156 143ZM166 141V142H165ZM171 143H170V142ZM176 141V142H175ZM200 141H202L201 143H200ZM218 141V142H217ZM219 141H221V142H219ZM229 141V142H228ZM233 141V142H232ZM253 141V143H250V142H252ZM29 142V143H28ZM33 142V143H32ZM42 143V144H38V143ZM46 142H50L49 144L47 143V145H46ZM63 143V146H61L62 145V143ZM82 142V143H81ZM84 142H85V144H84ZM88 142V143H87ZM104 142H106L105 144H104ZM112 142H115L114 144L112 143ZM118 142V143H117ZM143 142V143H142ZM148 142V143H147ZM162 142H164V143H166L165 145H163L164 147L165 146H167L166 148H164V147H162L161 148V146H162V144H164V143H162ZM169 144H168V143ZM181 142V143H180ZM195 142V143H194ZM198 142H199V145L201 146L202 145V143H203V145L201 146V147H198L199 145H198ZM209 142H211V143H209ZM216 142V144L214 145V143ZM231 142V143H230ZM238 142V143H237ZM244 142V143H243ZM9 143H11V144H9ZM12 143H14L13 144V146H12ZM18 143V144H17ZM20 143V144H19ZM21 143L24 145H26V147H24L23 145H21ZM28 143V144H27ZM38 145H37V144ZM60 143V144H59ZM75 143H77L76 145H74ZM81 145L80 147H79V144ZM90 143V144H89ZM101 143H103L104 144V146H103V144H101ZM108 143V144H107ZM110 143H112L113 145V147L111 146L110 147ZM138 143L140 144V145H138ZM177 145H176V144ZM179 143V144H178ZM196 143H197V146H196ZM219 143V144H218ZM222 143V144H221ZM237 143V144H236ZM241 143V144H240ZM2 144H3V147H2ZM6 146H5V145ZM30 144H32V145H30ZM69 144V145H68ZM92 144V145H91ZM107 144V145H106ZM117 144V145H116ZM131 144V145H130ZM134 144V145H133ZM136 144L138 145L137 146V148H135L136 147ZM146 144H148V146H154V148H156L155 150H154V148L152 149L151 148V146H150V148H148V146L146 145ZM156 144V145H155ZM171 144V145H170ZM206 144H208V146H210L209 148H208V146L206 145ZM233 144V145H232ZM236 144V145H235ZM244 144V145H243ZM28 145H29V147H31L30 149H29V147H28ZM43 145V146H42ZM50 145V146H49ZM71 145V146H70ZM82 145L84 146V147H82ZM88 145H90V146H88ZM99 145H101L102 147H100ZM119 145V146H118ZM122 145V146H121ZM129 146V148L127 147H124V146ZM132 145L134 146V147H132ZM172 146L173 145V147H170V148H168L169 146ZM179 145V146H178ZM184 145H189V146H184ZM195 145V146H194ZM227 146V148H228V150H227V148H226V146ZM232 145V146H231ZM254 145V146H253ZM9 146V147H8ZM12 146V147H11ZM23 146V148H21ZM32 146L33 147H35L36 146V148H32ZM53 148H52V147ZM55 146H57V147H55ZM73 146V147H72ZM74 146H75V148H74ZM76 146H78V149L82 152V156H83V154H85V158H86V161H85V159H84V157L81 159V155H79V153H81V152H79L76 148ZM105 146H107V147H109V148H105ZM147 146V147H146ZM178 146V147H177ZM180 146H182V147H180ZM204 146V147H203ZM225 146V147H224ZM3 149H2V148ZM6 147H8V148H6ZM12 149H15V150H11V148ZM15 147V148H14ZM28 147V148H27ZM44 149H42V148ZM45 147V148H44ZM62 148L61 150L62 151H69V152H71L70 150L72 149V151H73V153L76 151V153L78 152V154H76V157H73L74 155H75V153H74V155H72V152H71V154L69 155V154H67V152L65 153V152H63L64 154H66V155H64L63 156V154L61 155V153H62V151H61V153H59V149L58 148ZM64 147H65V149H64ZM72 147V148H71ZM88 147V148H87ZM91 147V148H90ZM117 147H118V150H117ZM120 147V148H119ZM121 147H122V149H121ZM146 147V148H145ZM160 147V150L158 149V148ZM16 148H18V149H16ZM19 148H21L20 150L21 151H18L19 150ZM24 148H26V149H24ZM40 148V149H39ZM82 148V149H81ZM91 150H90V149ZM104 148V149H103ZM125 150H124V149ZM133 148V150L131 151V149ZM140 148V149H139ZM146 149V150H148V151H145L144 149ZM168 148V149H167ZM185 148V149H184ZM206 148V149H205ZM220 148V149H219ZM7 149V150H6ZM22 149H24L23 150V152H22ZM32 149H34V150H32ZM58 149V150H57ZM70 149V150H69ZM105 150V151H103V150ZM112 149V150H111ZM142 149V150H141ZM161 149H162V151H161ZM178 150V151H176V150ZM190 149V150H189ZM193 149V150H192ZM195 149H197L196 151H195ZM222 149V150H221ZM261 149H263V150H261ZM10 150H11V154H10ZM25 150H27L26 152H27V154H30L31 156H32V158H31V156L30 155H28V156H30V157H27V154H26V152H25ZM32 151L33 153H36V154H38V152L40 151V150H42L41 152H39V154H38V157H37V155L36 154H33L32 152V154L30 153V151ZM36 150H38V151H36ZM48 150L50 151V152H48ZM52 150H54L55 151V154L56 153H59V154H57L58 156L56 157V155L54 154V151H52ZM75 150V151H74ZM93 150V151H92ZM101 150V151H100ZM108 150V152H106ZM111 150V151H110ZM117 150V151H116ZM125 151L124 153L125 154H123V151ZM135 150H137L136 152H135ZM140 150V151H139ZM152 150V151H151ZM165 150V151H164ZM169 150V151H168ZM171 150H173V151H171ZM182 150H183V152H182ZM211 150V151H210ZM219 150V151H218ZM14 151V152H13ZM89 151V152H88ZM103 151V153H100V152H102ZM129 151V152H128ZM164 151V152H163ZM166 151H168L167 153H165ZM171 151V152H170ZM184 151H188L187 153L186 152H184ZM191 151V152H190ZM200 151V152H199ZM214 151H216V152H214ZM225 151V152H224ZM228 151V152H227ZM8 152V153H7ZM12 152L15 154V156H16V153L15 152H17L18 154H19V156H18V158L19 159H21V160H19V159H17V157L15 158V157H13L14 156V154H12ZM46 152H48V153H45ZM68 152V153H69ZM88 152V153H87ZM95 153L96 154V152H97V154L95 155H93V156H95V157H92V156H90L89 154L90 153ZM108 153L107 155H105L106 153ZM131 152H133L134 153V155H133V153H131ZM140 152V153H139ZM142 152H145V153H142ZM149 152V153H148ZM152 152V153H151ZM193 152H194V154H193ZM211 152V153H210ZM221 152V153H220ZM244 153V155H243V153ZM41 153H43V154H41ZM92 153H91V155H92ZM98 153L99 154H102V156H100V155H98ZM118 153V154H117ZM121 153V155H119ZM131 153V154H130ZM170 155H169V154ZM184 153V154H183ZM191 153V154H190ZM197 153V154H196ZM199 153V154H198ZM206 153V154H205ZM241 153V154H240ZM261 153V154H260ZM17 154V155H18ZM21 154H24V155H21ZM48 154V155H47ZM50 154V155H49ZM86 154H88L89 156H87V157H89V160L87 159V157H86ZM142 154V155H141ZM147 154V155H146ZM162 156H161V155ZM175 154H176V156H175ZM196 154V155H195ZM204 154V155H203ZM215 155V156H213V155ZM222 154V155H221ZM225 154V155H224ZM246 154V155H245ZM7 155H9V156H7ZM41 156V158H39L40 156ZM54 155H55V157H54ZM68 155V156H67ZM97 155H98V157H97ZM115 155H117V156H115ZM119 155V156H118ZM122 155H127V156H122ZM136 155H138V156H136ZM144 155H146V156H144ZM149 155H151V156H149ZM158 155H160V156H158ZM201 155V156H200ZM229 155V156H228ZM50 156H52L51 158H52V160H51V158H50ZM67 156V157H66ZM71 156V157H70ZM78 156V157H77ZM80 156V157H79ZM105 156V157H104ZM108 156H109V158H108ZM112 156H113V158H112ZM134 156V157H133ZM136 156V157H135ZM142 156H144V157H142ZM154 156V157H153ZM155 156H156V161H155ZM158 156V157H157ZM210 156V157H209ZM222 156H223V158H222ZM228 158H227V157ZM232 156V157H231ZM234 156V157H233ZM246 156V157H245ZM6 157V158H5ZM7 157L9 158V159H7ZM28 159H27V158ZM34 157V158H33ZM54 157V158H53ZM114 157H116V158H114ZM118 157H120V158H118ZM122 157V158H121ZM127 157V158H126ZM132 157H133V159H132ZM142 157V158H141ZM149 157V159H147ZM163 159H162V158ZM164 157H166V159L164 158ZM171 157V158H170ZM183 157V158H182ZM244 157V158H243ZM256 157V158H255ZM263 157V158H262ZM3 158V159H2ZM13 158H15V159H13ZM56 158V160H54ZM59 160H58V159ZM70 158H72V161L70 160ZM77 158L79 159H81V163H80V161H78L77 160ZM96 158V159H95ZM98 158H100L101 160H102V162H101V160H99ZM131 158V159H130ZM136 158V160H135V162L133 161L132 162V160H134ZM137 158L138 159H142V161L141 160H137ZM146 158V159H145ZM170 158V159H169ZM193 158V159H192ZM216 158V159H215ZM240 158V159H239ZM25 159H27V160H25ZM38 161H37V160ZM47 159H50V160H47ZM75 159V160H74ZM79 159V160H80ZM91 159V160H90ZM93 159V160H92ZM103 159H104V161H103ZM111 159H116L115 161H112ZM121 159H122V161H121ZM126 159V160H125ZM131 161H130V160ZM143 159H144V161L145 160H147L146 161V163H148V164H146V163H143ZM160 160V161H158V160ZM176 159L178 160V161H176ZM201 159V160H200ZM215 159V160H214ZM220 159V160H219ZM227 159V160H226ZM237 159V160H236ZM246 159V160H245ZM9 160V161H8ZM12 162H11V161ZM35 160V161H34ZM43 160V161H42ZM67 160H70V161H67ZM88 160V161H87ZM95 160H97V161H95ZM110 160H111V162H110ZM129 160V161H128ZM148 160H153V161H148ZM161 160H163V161H161ZM213 160V161H212ZM255 160V161H254ZM19 161V162H18ZM25 161V162H24ZM27 161H28V163H27ZM41 161V162H40ZM47 163H46V162ZM66 161V162H65ZM75 161V162H74ZM76 161H77V163H76ZM84 161H85V164H84ZM127 161V162H126ZM166 161V162H165ZM189 161V162H188ZM213 163H212V162ZM222 161V162H221ZM227 163H226V162ZM253 161V162H252ZM3 162L5 163V164H3ZM21 162H23V163H21ZM29 162H30V164H29ZM34 162V163H33ZM38 162V164H35V163H37ZM48 162H49V164H48ZM70 162V163H69ZM79 162V163H78ZM88 162H89V164H88ZM91 162V163H90ZM93 162V163H92ZM94 162H95V164H94ZM98 162V163H97ZM113 162H114V164H113ZM128 162H131V163H128ZM142 162V164H141V166H140V163ZM165 162V163H164ZM170 162V163H169ZM173 162V163H172ZM195 162H198V163H193ZM200 162V163H199ZM216 162V163H215ZM13 163V164H12ZM19 163V164H18ZM21 163V164H20ZM57 165V164H59V165H62L61 166V168H60V166L59 165H55V164ZM65 163V164H64ZM83 163V164H82ZM113 164V166L111 165V164ZM119 165V164H122L123 166H125L126 165V167H128V168H125V167H123V166H121V165H117V164ZM128 163V164H127ZM139 163V164H138ZM178 163H180V164H178ZM8 164V165H7ZM25 164V165H24ZM80 164H82V165H80ZM89 166V165H92V166H89V167H87V165ZM97 164H98V166H97ZM102 164V165H101ZM104 164V165H103ZM131 164V165H130ZM138 164V165H137ZM167 164V165H166ZM176 164H178V165H176ZM189 164V165H188ZM191 164V165H190ZM224 164H226V165H224ZM34 165V166H33ZM44 165V166H43ZM47 167H46V166ZM70 165V166H69ZM93 165L96 167H94V168H92L93 167ZM133 165V166H132ZM136 165V166H135ZM182 165V166H181ZM188 165V166H187ZM11 166V167H10ZM13 166V167H12ZM16 166V167H15ZM48 166H49V168H50V171H49V169H47L48 168ZM54 166H55V168H54ZM75 166H76V168H75ZM83 166H85V167H83ZM102 166L103 167H105V168H102ZM106 166L108 167V169L106 168ZM118 166V167H117ZM152 166V167H151ZM157 166H158V168H157ZM166 166V167H165ZM174 166V167H173ZM181 166V167H180ZM207 166V167H206ZM220 166V167H219ZM44 167V168H43ZM70 167V168H69ZM80 167H82V168H80ZM100 167V168H99ZM130 167H132V168H130ZM142 167V168H141ZM155 167V168H154ZM169 167H171V169L169 168ZM176 167V168H175ZM183 167V168H182ZM193 167V168H192ZM5 168V169H4ZM20 168H23V169H20ZM64 168V169H63ZM69 168V169H68ZM79 168V169H78ZM117 168V169H116ZM130 168V169H129ZM145 168V169H144ZM149 168V169H148ZM187 168V169H186ZM209 168L211 169V170H209ZM222 168V169H221ZM8 169V170H7ZM13 169V170H12ZM56 169V170H55ZM63 169V170H62ZM67 169V171H64V170H66ZM85 171H84V170ZM97 169L99 170V171H97ZM103 169V170H102ZM153 169V170H152ZM176 169V170H175ZM199 169V170H198ZM217 169H218V171H217ZM7 170V171H6ZM18 170V171H17ZM72 170V171H71ZM82 170V171H81ZM105 170H107L108 171V173L105 171ZM116 170V171H115ZM152 170V171H151ZM174 170V171H173ZM183 170V171H182ZM196 170V171H195ZM225 172H224V171ZM13 171V172H12ZM74 171V172H73ZM76 171V172H75ZM77 171H79V172H77ZM94 171H95V174H94ZM121 171H123V172H121ZM126 171V172H125ZM176 171V172H175ZM185 171V172H184ZM195 171V172H194ZM211 171V172H210ZM214 171V172H213ZM91 172V173H90ZM100 172V173H99ZM140 172V173H139ZM144 172V173H143ZM182 172V173H181ZM188 172V173H187ZM198 172V173H197ZM119 173V174H118ZM121 173V174H120ZM127 173V174H126ZM178 175H177V174ZM186 174V176L184 175V174ZM197 173V174H196ZM131 174H132V176H131ZM151 174V175H150ZM156 174V175H155ZM189 174V175H188ZM153 175V176H152ZM176 175V176H175ZM181 175V176H180ZM182 175H184V176H182ZM191 175V176H190ZM188 176V177H187ZM224 176V177H223ZM223 177V178H222ZM227 177V178H226ZM234 177V178H233ZM154 178H155V180H154ZM175 178V179H174ZM186 178V179H185ZM235 178H237V179H235ZM24 179V180H23ZM34 179H35V181H34ZM140 179H142V180H140ZM164 179V180H163ZM185 179V180H184ZM219 179V180H218ZM221 179H222V181H221ZM233 179V180H232ZM234 179H235V181H234ZM21 180H23V181H26V182H23V181H21ZM27 180H29V181H27ZM30 180H32V181H30ZM38 180V181H37ZM43 180V181H42ZM50 182V183H47L48 181ZM65 180H67V181H65ZM77 180V181H76ZM136 180V182L138 183H140V184H142V183H144V184H146V182H148L149 183V181L151 182V183H149V187H152V189L150 190L151 192L153 191L154 193H149L150 191H148L147 193H145V194H147L148 196H146L145 194L141 197V194L139 195H137V196H131V197H122V198H118L117 199V197H115V198H113V197H110V199H108V200H106V201H103V202H100V204L98 203V205H88V206H83V207H86V208H80V207H78V205H75L74 207V209H72V211H70L69 212V210L67 211H65V210H61L60 208V210L62 211V213H63V211H64V215L61 213V211H59V210H57L56 209V212H54L55 211V209H47V210H49V211H51V212H49V211H47V210H43V208L42 209H39V208H36L35 206L33 207V205H32V207H30V205L32 204H28V202L26 203V202H24L22 199L24 198L23 196H20V195H23V193H25L24 192V190L23 189H26L27 190V192L29 191L30 193V195H29V198H31V195H32V197L33 198H36V195H37V197H38V195L41 193V195L43 194V191L45 190V189H43L44 187L43 186H46L45 188H47V187H49V186H51V183H53V185L52 186H54L55 184V187L58 185V187L59 188H64V187H68V188H71V187H75L76 188V186H79V187H82V186H80V185H83V183H86V184H88L90 187L92 186L93 188L95 187L96 189H98L97 188V186H99L100 185V183L102 184V186H99V188L100 189H102V188H110V185H112V183H113V185H114V187L115 186H120V185H122V184H134V183H136V182H134ZM139 180V181H138ZM145 180V181H144ZM154 182H153V181ZM157 180H159L158 182L160 183V182H162V181H165V182H162V183H157ZM185 181V182H183V181ZM21 181V182H20ZM47 181V182H46ZM74 181V182H73ZM82 182L81 184L79 183V182ZM156 181V182H155ZM174 181H175V183H174ZM186 181H188V182H186ZM221 181V182H220ZM12 182H13V184H15V185H13L12 184ZM15 182V183H14ZM28 182V183H27ZM33 182V183H32ZM43 182V183H42ZM65 182V183H64ZM78 182L79 183V185H78V183L76 184V183ZM88 182V183H87ZM125 182H127V183H125ZM177 182V183H176ZM181 182H183L182 183V185L181 184H178V183H181ZM231 182H232V184H234L233 182H235V184L234 185H240V186H238L239 188H237L236 186H233L232 184H231ZM2 183V184H1ZM4 183H6V184H4ZM11 183V184H10ZM19 183H20V185H19ZM22 183H24L25 185L26 184H28L30 187H28V186H25V185H23ZM30 183V184H29ZM38 183V184H37ZM58 183V184H57ZM61 183H63L62 185H61ZM70 183V184H69ZM76 184V185H74V184ZM92 183V184H91ZM147 183V184H148ZM153 183V184H152ZM163 183H167L166 185H167V188L165 189L166 190V193H167V190H169L168 191V196L166 195V196H164V193L163 192H165L164 190H161L162 192L160 193V191L159 192H155L154 190H157V188H159V187H162V188H160V189H163V187L165 186ZM229 183V184H228ZM240 183V184H239ZM9 184V185H8ZM33 184V185H32ZM35 184V185H34ZM43 184V185H42ZM46 184V185H45ZM48 184V185H47ZM50 184V185H49ZM65 184V185H64ZM69 186H68V185ZM85 184V185H86ZM91 184V185H90ZM95 186H94V185ZM98 184V185H97ZM105 184V185H104ZM116 184V185H115ZM143 184V185H144ZM146 184V185H147ZM169 184V185H168ZM170 184H171V186H173L174 188V190L172 189V187L170 186ZM176 184H178V185H176ZM185 184V185H184ZM187 184V185H186ZM190 184V185H189ZM244 184V185H243ZM3 185H4V187H3ZM11 185V186H10ZM12 185H13V187H12ZM19 185V187H17ZM32 185V186H31ZM64 185V186H63ZM73 185V186H72ZM108 185V186H107ZM158 185H160V186H158ZM162 185H164V186H162ZM180 185V186H179ZM224 185V186H223ZM254 185V186H253ZM6 186V187H5ZM10 186V187H9ZM16 186V187H15ZM22 188H21V187ZM24 186L26 187V188H24ZM34 186V187H33ZM38 186V187H37ZM42 186V187H41ZM49 187L48 189H46V192H44V194L43 195H47V193H49V189L51 188V190H52V188L53 187ZM87 186V185H86ZM86 186H85V189H86ZM153 186H154V189H153ZM156 186V187H155ZM183 186V187H182ZM220 186V187H219ZM226 186V190L228 189L227 187L228 186H230V188H231V186L234 188V189H228L227 191H225V189H224V191H223V188L222 187H225ZM253 186V187H252ZM31 187H33L34 189H32ZM37 187V188H36ZM57 187V188H58ZM73 187V188H74ZM169 187H171V189L169 188ZM176 187H177V191H176ZM180 187H182V188H180ZM186 187V188H185ZM198 187V188H197ZM235 187H236V189H235ZM241 187L243 188V189H241ZM246 187V188H245ZM12 188V189H11ZM14 188V189H13ZM19 188V189H18ZM29 188V189H28ZM43 189V191H42V189ZM89 188V187H88ZM112 188V187H111ZM156 188V189H155ZM169 188V189H168ZM188 188V189H187ZM190 188V189H189ZM220 188V189H219ZM20 189H22L21 191H20ZM34 190V192H35V194H34V192L33 191H30V190ZM35 189H36V191H37V189H38V194H37V192L35 191ZM55 189V188H54ZM159 189V190H160ZM178 189L180 190V191H178ZM195 189H197V190H201L200 192L202 193V195H204V198H203V196H201V194H200V196H199V194L198 193H200L199 191L196 193L194 190ZM204 189H206V190H204ZM215 189V190H214ZM222 189V190H221ZM259 189V190H258ZM17 190V191H16ZM25 190V191H26ZM39 190H41V191H39ZM47 190H48V192H47ZM50 190V191H51ZM171 190L173 191V193L171 194ZM186 190H188L187 192H186ZM196 190V191H197ZM203 190H204V192H203ZM214 190V191H213ZM249 190H250V192H249ZM10 191V192H9ZM192 191H194V193L192 192ZM209 191H210V193H209ZM216 191V192H215ZM219 191V192H218ZM232 191V192H231ZM238 191V192H237ZM261 191V190H260ZM3 192V193H2ZM11 192H16V193H11ZM19 192H21V193H19ZM23 192V193H22ZM170 192V193H169ZM179 192H181L180 194H179V196H178V193ZM215 192V193H214ZM221 192V193H220ZM231 192V193H230ZM262 192L263 193H261V195L263 196V194H264V189L262 190ZM10 193V194H9ZM150 195H149V194ZM159 193V194H158ZM163 193V194H162ZM174 193H176V197H175V194ZM197 195H196V194ZM217 193V194H216ZM219 193V194H218ZM222 193H223V195H222ZM224 193H225V195H224ZM227 193V194H226ZM241 193V194H240ZM242 193H243V195H242ZM245 193V194H244ZM254 193H256V195L254 194ZM11 194H13V195H11ZM17 194V195H16ZM18 194H20L19 196H18ZM170 194V195H169ZM174 194V195H173ZM209 194V196H206V195H208ZM212 194V195H211ZM221 194V195H220ZM28 195H27V197H28ZM34 195H35V197H34ZM42 195V196H43ZM136 195V194H135ZM164 196V198H163V196ZM192 195H195L197 198H195L194 196H192ZM227 195V196H226ZM13 196V197H12ZM24 196L26 197V194H24ZM40 196V195H39ZM109 196H111V195H109ZM154 196V197H153ZM171 198H170V197ZM211 196V197H210ZM247 196V197H246ZM260 196V195H259ZM262 196H261V198H262ZM6 197V196H5ZM19 197V198H18ZM22 197V198H21ZM148 197H149V199H148ZM150 197H153L154 198V200H153V198H151L150 199ZM156 197V198H155ZM167 197V198H166ZM175 197L176 199H173V198ZM206 197V198H205ZM230 198V199H227V198ZM21 198V199H20ZM112 198V199H111ZM129 198V199H128ZM132 198V199H131ZM143 198V199H142ZM240 198H242V199H240ZM248 198V199H247ZM253 198H255V199H253ZM7 199H9V201H7ZM19 199H20V202H17V201H19ZM115 199V200H114ZM128 199V200H127ZM137 201V204H135L134 205V203H135V200ZM146 199V200H145ZM167 199V200H166ZM171 199V200H170ZM180 199V201H178V200ZM181 199H183V200H181ZM189 199H191V200H189ZM200 199V200H199ZM202 199V200H201ZM237 199V200H236ZM238 199H240L241 201H242V203L240 202V200H238ZM17 200V201H16ZM112 200H113V202H112ZM119 202H118V201ZM120 200H122V201H120ZM129 200L131 201V203L129 202ZM134 200V201H133ZM143 202H142V201ZM162 200V201H161ZM164 200L166 201V202H164ZM170 200V201H169ZM198 200V201H197ZM205 200V201H204ZM207 200V201H206ZM244 200H246V202L244 201ZM5 201H7V202H5ZM12 201V203H10ZM116 201L118 202V203H116ZM142 203H141V202ZM147 202L148 201V203H144V202ZM152 201H153V203H152ZM168 201L171 203L170 204V206H169V203H168ZM178 201V202H177ZM191 203H190V202ZM194 201V202H193ZM197 201V202H196ZM200 201V202H199ZM216 201V203L214 204V202ZM220 201V202H219ZM221 201H223V202H221ZM240 202V203H236V202ZM14 202V203H13ZM21 202H23L24 204H22ZM120 202H121V204H120ZM122 202H124V205H123V203ZM134 202V203H133ZM162 202H163V204H162ZM180 202H181V204H180ZM187 202H189V205L190 206H188V207H183V204H186ZM207 202V203H206ZM18 203V204H17ZM65 203V202H64ZM64 203H62V205H64ZM108 203V204H107ZM114 203H116V204H114ZM133 203V204H132ZM160 205H159V204ZM197 205H196V204ZM206 203V204H205ZM213 203V204H212ZM220 205H219V204ZM234 203H236V204H234ZM260 203V202H259ZM263 203H264V201H263ZM259 204V209H261V207L264 205V204ZM5 204H7V205H5ZM9 204H11V205H9ZM12 204H14V205H12ZM65 204H67V202L65 203ZM102 204V205H101ZM111 204V205H110ZM114 204V205H113ZM121 206H120V205ZM139 204V205H138ZM154 204V205H153ZM164 204H166L167 206H168V208H167V206H164ZM180 204V205H179ZM193 204V205H192ZM205 204V205H204ZM209 204V205H208ZM210 204H212V205H210ZM240 204V206H238ZM241 204H243V205H241ZM21 205H23V207L24 208H22V206ZM58 205H60V203L58 204ZM67 205H69V204H67ZM123 205V206H122ZM131 205H133V206H131ZM136 205H138V206H136ZM142 205V206H141ZM159 205V206H158ZM194 205H195V207H194ZM206 205H207V207H206ZM214 205H216V206H214ZM217 205H218V207H217ZM235 205H237V206H235ZM4 206V207H3ZM8 207V209H7V207ZM19 206H21V207H19ZM28 206V207H27ZM65 206V208L67 209V207H66V205H64ZM70 206V205H69ZM80 206V205H79ZM98 206H99V208H98ZM108 206H110V207H108ZM114 208V209H112V207ZM120 206V207H119ZM177 206H180L179 208H176ZM203 206H205V209H204V207ZM210 206V207H209ZM213 206V207H212ZM234 206L235 207H237V208H234ZM12 207H16V208H14V211H12L11 210V208ZM29 208V210L28 209H26V208ZM71 207V206H70ZM70 207H68V208H70ZM144 208V209H142V208ZM161 207V208H160ZM164 207L166 208V209H164ZM232 207V208H231ZM3 208H5V209H3ZM22 208V209H21ZM33 208H35V210H33ZM64 208V209H65ZM94 208V209H93ZM95 208H97V210L98 209H100V210H96ZM104 210H103V209ZM109 208H111V209H109ZM125 210H124V209ZM132 208V209H131ZM134 208V209H133ZM137 208V209H136ZM154 208L155 209H157L158 208V210H161L162 208V210L159 212V213H155L154 215L156 216H154V215H149V216H146V217H144V218H137V220L135 219L136 218V215H137V213L138 214H145L146 212L148 213V210H150V209H153L154 210ZM160 208V209H159ZM197 208V209H196ZM206 208H208V209H206ZM212 208V209H211ZM215 208V209H214ZM264 208V207H263ZM16 209V210H15ZM17 209H18V211H17ZM26 209V210H25ZM31 209V210H30ZM37 209H39L38 211H37ZM78 209V211H79V213L78 212H76V210ZM107 209V210H106ZM116 209V210H115ZM168 209H171V210H169L168 211ZM185 209V210H184ZM189 209H191V210H189ZM214 209V210H213ZM226 209V210H225ZM233 209H235L234 211H233ZM6 211L4 214L2 213V211ZM11 210V211H10ZM24 211V212H21V211ZM33 210V211H32ZM94 210V211H93ZM95 210L97 211V212H95ZM103 210V211H102ZM118 211L117 213L119 214V215H117V213L116 212H114V211ZM121 210V211H120ZM139 210V211H138ZM165 210V211H164ZM174 210V211H173ZM184 210V211H183ZM202 210H203V212H202ZM206 210V211H205ZM213 210V211H212ZM237 210V211H236ZM27 213H26V212ZM35 211H36V213H35ZM40 211H43V212H40ZM58 211H59V213H61V215L58 213ZM74 211V212H73ZM81 211V212H80ZM107 211V212H106ZM111 211H113V212H111ZM123 211V212H122ZM124 211H125V213H124ZM134 211V212H133ZM146 211V212H145ZM181 211V212H180ZM219 213H217V212ZM233 211V212H232ZM238 211H240L242 214H238V213H240V212H238ZM14 212V213H13ZM19 213V214H17V213ZM30 212V213H29ZM35 213V214H32V213ZM39 212V213H38ZM46 212H48L49 214H47ZM52 212H53V214H55V215H53L52 214ZM67 212V213H66ZM73 212V213H72ZM83 212H85V214L83 213ZM122 212V213H121ZM137 212V213H136ZM145 212V213H144ZM170 212V214H168ZM178 212H179V214H178ZM183 212V213H182ZM197 212V213H196ZM213 212V213H212ZM238 212V213H237ZM23 213V214H22ZM28 213H29V216L31 217H29L28 216ZM41 214L40 216H36V214ZM46 215H45V214ZM72 213V214H71ZM88 215H87V214ZM94 213H95V216H94ZM106 213V214H105ZM108 213V214H107ZM133 213V214H132ZM136 213V214H135ZM146 213V214H147ZM168 214V216H167V214ZM203 213V214H202ZM226 213V214H225ZM56 214H58V215H56ZM66 214V215H65ZM77 214H79L78 216L79 217H77ZM82 214H84V216L82 217L81 215ZM99 214V216H97V217H99V218H97L96 217V215H98ZM113 214H114V216H116L117 215V218L115 217H113ZM116 214V215H115ZM129 214V215H128ZM162 214H163V216H162ZM172 214V217L170 216ZM175 214V215H174ZM196 214V215H195ZM228 214V215H227ZM234 214H236V215H234ZM238 214V215H237ZM10 215V216H9ZM19 215V216H18ZM22 215H23V217H22ZM49 215V216H48ZM60 215V216H59ZM67 215H69V217L67 216ZM91 215H93L94 217H91ZM109 215V216H108ZM120 215H121V217H120ZM127 215V216H126ZM131 215V216H130ZM133 215V216H132ZM167 216V217H164V216ZM192 215V216H191ZM206 215V216H205ZM212 215H215V216H212ZM217 215V216H216ZM219 215V216H218ZM15 216V217H14ZM21 216V217H20ZM35 216V217H34ZM44 216H47V218L45 219L44 218ZM51 216V217H50ZM62 216H64V217H62ZM70 216H73L74 217V219H73V217H71V219L72 220H70ZM85 216H87V217H89L88 219L90 220H88L87 219V217L86 218H84ZM102 216V217H101ZM119 216V217H118ZM126 216V217H125ZM175 216H176V218H175ZM205 216V217H204ZM225 216V217H224ZM227 216V217H226ZM245 216V217H244ZM4 217V218H3ZM8 217H9V219H11V220H8ZM20 219H19V218ZM34 217V218H33ZM37 217V218H36ZM42 217V218H41ZM60 217V218H59ZM69 218V220H67L68 218ZM81 217V218H80ZM97 219H96V218ZM101 217V218H100ZM108 217H110V218H108ZM131 217V218H130ZM133 217V218H132ZM135 217V218H134ZM138 217V216H137ZM161 217H163V218H165V219H163V218H161ZM214 217V218H213ZM219 217V218H218ZM243 217V218H242ZM3 218V219H2ZM7 219L8 220V222H7V220H4V219ZM15 218H18V219H15ZM37 220H36V219ZM43 218L45 219V220H43ZM57 218V219H56ZM65 220H64V219ZM77 218H79L78 219V221H80V222H78L76 219ZM106 218V219H105ZM114 218V220H112ZM124 218V219H123ZM150 218V219H149ZM152 218H153V220H152ZM170 218V219H169ZM175 220H174V219ZM195 218V219H194ZM203 218V219H202ZM210 218V219H209ZM222 218V219H221ZM224 218V219H223ZM247 218V219H246ZM13 219V220H12ZM32 219H33V221H32ZM41 219V220H40ZM63 221H62V220ZM87 220V222H86V220ZM109 219V220H108ZM122 219V220H121ZM133 221H132V220ZM201 219V220H200ZM207 219H208V221H207ZM221 219V220H220ZM244 219V220H243ZM4 220V221H3ZM15 220L16 221H19V222H15ZM24 220V221H23ZM41 222H40V221ZM56 220H58L57 222H55ZM60 220V221H59ZM73 220H74V222H73ZM76 220V221H75ZM98 220V221H97ZM111 220V221H110ZM118 220V221H117ZM125 220V221H124ZM144 220V221H143ZM216 220H218V223H216L215 221ZM220 220V221H219ZM222 220H224V221H222ZM235 220H237V221H235ZM246 220H248V221H246ZM262 220V221H261ZM6 221V222H5ZM10 221H12V222H15L16 223V225H13L12 226V222H11V224L9 223ZM25 221H26V223L28 224V226H27V224L25 223ZM100 221V222H99ZM102 221V222H101ZM116 223H115V222ZM120 221H122V222H120ZM124 221V222H123ZM136 221H138V222H136ZM142 221H143V223H142ZM200 221V222H199ZM205 221V222H204ZM211 221H214L215 223L211 226V224H209V225H206V224H208L209 222H211ZM242 221V222H241ZM257 221V222H256ZM261 221V222H260ZM1 222H3V223H1ZM5 222V223H4ZM24 222V223H23ZM37 222V223H36ZM53 222H55L54 224H51V223H53ZM65 223V224H63V223ZM72 222V223H71ZM86 222V223H85ZM89 222V223H88ZM135 222V223H134ZM150 222V223H149ZM170 222V223H169ZM172 222V223H171ZM191 222V223H190ZM202 222V223H201ZM220 222V223H219ZM224 222V223H223ZM7 223V224H6ZM20 223H22V224H20ZM29 223H31V224H33V226L31 225V224H29ZM57 223V224H56ZM59 223V224H58ZM61 223L63 224V226L61 225ZM99 223V224H98ZM103 223V224H102ZM119 223H121L119 226L117 225V224H119ZM125 225H123V224ZM131 223H133V224H131ZM141 223V224H140ZM190 223V224H189ZM201 223V224H200ZM205 223V224H204ZM212 223V222H211ZM9 224V225H8ZM36 224H37V226H36ZM52 226H51V225ZM56 224V225H55ZM109 224H111V225H109ZM139 224V225H138ZM143 224V225H142ZM150 224V225H149ZM183 224H184V226H183ZM194 224H195V226H194ZM196 224H197V226H196ZM200 224V225H199ZM215 224H216V226H215ZM219 224H222V225H224V226H222V225H219ZM244 224H246V225H244ZM253 224V225H252ZM18 225V226H17ZM34 225H35V227H34ZM46 225V226H47ZM59 225H60V227H59ZM91 227H90V226ZM115 225V226H114ZM176 225V226H175ZM177 225H179V226H177ZM199 225V226H198ZM218 225V226H217ZM31 226V227H30ZM45 226V227H46ZM72 226H70V227H72ZM88 226V227H87ZM96 226V227H95ZM111 226V227H110ZM122 226V227H121ZM170 226V227H169ZM183 226V227H182ZM188 226V227H187ZM189 226H191V227H189ZM195 228H194V227ZM201 226V227H200ZM210 228V226H211V228H213V229H209L208 227ZM214 226V227H213ZM243 226H245V227H243ZM29 227H30V229H29ZM33 227V228H32ZM36 227H39L38 228V230L36 231ZM44 227V228H45ZM54 227L52 228V229H54ZM55 227V228H56ZM117 227V228H116ZM176 227H178L177 229H176ZM182 229H181V228ZM200 227V228H199ZM204 227H206V228H204ZM216 227H218V228H221L220 230L218 229V228H216ZM228 227V228H227ZM231 227V228H230ZM47 228V227H46ZM93 228V229H92ZM123 228V229H122ZM140 228V229H139ZM179 228L181 229V230H179ZM198 228V229H197ZM203 228H204V230L205 229H207L205 232H204V230H203ZM224 228H225V231H224ZM34 229V230H33ZM108 229V230H107ZM128 229V230H127ZM174 229H176V230H174ZM187 229V230H186ZM191 230V231H189V230ZM223 229V230H222ZM233 229H235L234 231H233ZM19 230V231H18ZM24 230V231H23ZM78 230V229H77ZM93 231V230H95V231H93V232H91V231ZM117 230V231H116ZM119 230V231H118ZM124 230V231H123ZM143 232H142V231ZM196 230V231H195ZM203 230V231H202ZM208 230H210V231H208ZM215 230V231H214ZM222 230V231H221ZM22 231H23V233H22ZM33 231V232H32ZM88 231V232H87ZM122 231V232H121ZM178 231H180V232H178ZM207 231H208V233H207ZM214 231V232H213ZM219 231H221V232H219ZM16 232V233H15ZM19 232H20V234H19ZM26 234H25V233ZM36 234H35V233ZM96 232H98V233H96ZM118 232V233H117ZM127 232V233H126ZM134 232V233H133ZM199 232V233H198ZM217 232V233H216ZM4 233V234H3ZM9 233V235H7ZM10 233H11V235H10ZM12 233H14V234H12ZM39 233V234H38ZM111 233H112V235H111ZM116 233V234H115ZM123 233V234H122ZM144 233H147V234H145L144 235ZM168 233V234H167ZM183 233H185V234H183ZM215 233V234H214ZM16 234H18V236H21L20 238H18V237H16ZM32 234V235H31ZM34 234V235H33ZM93 236H91V235ZM94 234V235H93ZM95 234H96V236H95ZM104 234V235H103ZM117 234H120L121 235V237H123L122 238V242H121V239H120V237H119V235H118V237L119 238H114L113 236L115 235V236H117ZM127 234V235H126ZM133 234H135V235H133ZM138 234V235H137ZM169 234H171L170 236H171V239H169L170 237H168L169 236ZM176 234H177V236H176ZM181 234V235H180ZM195 234V235H194ZM210 234H212V235H214V237L213 236H210ZM219 236H218V235ZM109 235H111V237H112V239L113 240H120L119 242H121V245L119 246L118 245V248H117V244H115L116 245V249L114 248V246L115 245H98L97 243H95V247H94V241H91L92 240V238L94 239V238H99V237H101V238H99L98 240H100V239H102V240H104V239H106ZM124 235V236H123ZM125 235H126V237H125ZM131 235H132V237H131ZM163 235H164V237H163ZM181 236L180 237V239L182 240H180L179 239V237L178 236ZM197 235V236H196ZM206 235V236H205ZM207 235L209 236V238L207 237ZM221 235H224V237L223 236H221ZM61 236H66V237H61ZM95 236V237H94ZM103 236V237H102ZM104 236H105V238H104ZM148 236V237H147ZM175 236V237H174ZM195 236H196V238H195ZM219 238V239H221V240H216L217 239V237ZM12 237V238H13ZM24 237V239H22ZM57 238V240H56V238ZM71 239V242L72 241H74V242H72L73 244H75V245H73L72 243H70V240H69V238ZM91 237V240L89 239ZM125 237V238H124ZM142 237V238H141ZM144 237V238H143ZM161 237H162V239H161ZM173 237V238H172ZM190 237V238H189ZM210 237H212V238H214V241H211L212 240V238H210ZM223 237V238H222ZM258 237H259V239L260 238H262L261 240H259L258 239ZM64 240H63V239ZM68 238V239H67ZM79 238H81V239H84L85 238V241L84 240H82L83 242H80L81 241V239H79ZM108 238H110V237H108ZM137 238H139V240L137 239ZM156 238L157 239H161V242L162 243H159V245L158 244H156L154 241L156 240ZM174 238H177V239H174ZM186 238V239H185ZM189 238V239H188ZM26 239V240H25ZM58 239H60V241L58 240ZM130 241H129V240ZM131 239H133V241H131ZM141 239H143V240H151V242H145V243H143V242H141L140 243V240ZM165 239H169L168 241L167 240H165ZM187 239H188V241H187ZM241 239V240H240ZM256 239V240H255ZM63 240V241H62ZM67 240V241H66ZM80 240V241H79ZM90 240V241H89ZM125 241V243H124V241ZM174 240H177V242L176 241H174ZM186 240V241H185ZM246 240V241H245ZM54 241L55 243L57 242V244H55V243H52V242ZM65 241V242H64ZM88 241V242H87ZM101 241V240H100ZM139 241V242H138ZM170 241V242H169ZM181 241V242H180ZM185 242V244H187V245H185V244H182V243H184ZM227 241H229V242H227ZM232 241V242H231ZM241 241V242H240ZM63 244H61V243ZM68 242V243H67ZM78 242V243H77ZM84 242H86V243H84ZM102 242V241H101ZM128 242V243H127ZM134 242V243H133ZM137 242V243H136ZM168 242H169V245H168ZM176 242V243H175ZM188 242V243H187ZM209 242V243H208ZM70 243V244H69ZM79 243H82L83 244V246H82V244H79ZM92 243V244H91ZM136 243V244H135ZM143 243V244H142ZM175 245V246H173V244ZM192 243V244H191ZM194 243V244H193ZM218 243V244H217ZM227 243V244H226ZM238 243V244H237ZM62 246H61V245ZM64 244H68L67 246H70V247H68V248H65V247H67L66 245H65V247H64ZM73 246H72V245ZM78 244V245H77ZM89 244V245H88ZM126 244V245H125ZM132 244V245H131ZM138 244V245H137ZM162 244V245H161ZM165 244V245H164ZM171 244V245H170ZM181 244V245H180ZM199 244V245H198ZM48 245V246H47ZM97 245V246H96ZM123 245H125V247L123 246ZM131 246V248H130V246ZM141 245V246H140ZM183 245V246H182ZM186 247H185V246ZM194 245H195V247H198V248H196V250H195V247H194ZM204 245V246H203ZM208 245V246H207ZM259 245V246H258ZM57 246V247H56ZM76 246V247H75ZM80 246V247H79ZM92 246V247H91ZM99 246V247H98ZM104 246V247H103ZM111 246H113V248L111 247ZM135 246V248H132V247H134ZM158 246V247H157ZM163 246V247H162ZM164 246L166 247L165 249H164ZM170 246H173V248L172 247H170ZM204 248H202V247ZM208 248H207V247ZM23 247V248H22ZM53 247V248H52ZM77 247H79V249L77 248ZM86 247V248H85ZM91 247V248H90ZM94 247V248H93ZM98 247V248H97ZM100 247H103V248H101V249H99ZM105 247H111V248H109V249H111V250H113V251H111V253L113 254H111L110 255V253H107V252H110L107 248L105 249ZM176 247V248H175ZM177 247H179L178 249H177ZM183 247V248H182ZM185 247V248H184ZM235 247H236V249H235ZM239 247V248H238ZM54 248H58V250H61V252H58V250L57 249H54ZM60 248V249H59ZM74 248V249H73ZM78 249V250H75V249ZM85 248V249H84ZM91 249V250H87V249ZM130 248V249H129ZM145 248V249H144ZM161 248V249H160ZM171 248V249H170ZM201 248V249H200ZM248 248V249H247ZM28 249H31V250H33V251H31V250H28ZM37 249V250H36ZM39 249V250H38ZM62 249H63V251H65V249H67V250H70L69 252H67V251H65L64 253H65V255L64 256H62V254L61 253H63L62 252ZM73 249V250H72ZM82 249H84V251L82 250ZM93 249H94V252H93ZM95 249H96V251H98V252H100V253H98V252H96L95 251ZM98 249V250H97ZM105 249V251H103V253H102V250H104ZM120 249V250H119ZM125 249H127V251H125ZM129 249V250H128ZM163 249V250H162ZM206 249V250H205ZM19 250V251H18ZM27 250V251H26ZM45 250V251H44ZM54 250V251H53ZM56 250H57V252H56ZM71 250H72V252H71ZM101 250V251H100ZM125 252H123V251ZM168 250V251H167ZM173 250V251H172ZM198 250V251H197ZM202 250H203V252H202ZM224 250V251H223ZM235 250V251H234ZM255 250H256V252H255ZM8 251V252H7ZM11 253H10V252ZM18 252V255H16V254H13V253H15V252ZM29 251V252H28ZM37 253H36V252ZM48 251V252H47ZM52 251V252H51ZM78 251V252H77ZM81 251V252H80ZM83 251V252H82ZM87 251H89V253H87ZM118 253H117V252ZM128 251H131V252H128ZM158 251H160V252H158ZM175 251V252H174ZM184 251V252H183ZM189 254V256H188V254L186 253V252ZM228 251V252H227ZM250 251V252H249ZM20 252H21V254H20ZM29 253V256L28 257H26V255H22V253L23 254H28ZM44 252V253H43ZM57 253L58 255H60V256H56L57 254H55V253ZM75 252V253H74ZM78 253V255H77V253ZM84 252H86V253H84ZM91 252H93V253H91ZM126 256H121L122 255V253ZM5 253V254H4ZM52 253V254H51ZM68 255H67V254ZM72 253H73V256H72ZM95 253V254H94ZM98 255H97V254ZM102 253V254H101ZM105 253V254H104ZM121 253V254H120ZM184 253V254H183ZM238 254V255H236V254ZM7 254H9L10 256H9V258L7 257ZM11 254H12V256H13V258H12V256H11ZM43 254V255H42ZM48 254H50L51 256H48ZM83 254L84 255H86V256H83ZM92 254L93 255H96V256H93L92 257ZM107 254H109L108 255V257L106 258L105 256H107ZM132 254V255H131ZM187 254V255H186ZM198 254H199V256H198ZM224 254V255H223ZM232 254V255H231ZM247 254V255H246ZM250 254L252 255V254H254V255H256V256H254V255H252L253 257H255V258H253L252 256H250ZM259 254H260V256H259ZM33 255V256H32ZM37 255V256H36ZM40 255H41V257H40ZM76 257H75V256ZM82 255V256H81ZM100 255H103V256H100ZM105 255V256H104ZM226 255H227V257L229 258V260H228V258L226 257ZM235 255V256H234ZM23 256V257H22ZM87 256H88V258H87ZM91 256V257H90ZM98 256V257H97ZM110 256V257H109ZM113 256H116L117 258H115L116 259V261H115V259H113L112 257ZM118 256L120 257V260L122 259V258H125L126 260V262L124 261V259H122V262H120V260H119V258H118ZM128 256H130V257H128ZM237 256H240V257H237ZM249 256V257H248ZM10 257H11V259H10ZM18 259H17V258ZM30 257H32V258H30ZM33 257H35V258H33ZM81 257V258H80ZM84 257V258H83ZM90 257V258H89ZM96 257H97V259H96ZM102 257H104V258H102ZM122 257V258H121ZM133 257V258H132ZM195 257V258H194ZM231 257H233V258H231ZM235 257V258H234ZM237 257V258H236ZM8 258V259H7ZM15 258V259H14ZM100 258H102L101 260H100ZM112 258V259H111ZM129 258V261L127 260ZM239 258V259H238ZM253 258V259H252ZM4 259V260H3ZM106 259H108L109 260V262L106 260ZM198 259V260H197ZM237 261H235V260ZM238 259V260H237ZM15 260V261H14ZM91 260V261H90ZM100 260V261H99ZM104 260H106V262L104 261ZM112 260V261H111ZM113 260H114V262H113ZM133 260V261H132ZM135 260V261H134ZM176 260V261H175ZM225 260H227V261H225ZM230 260H231V262H234L235 261V263H231L230 262ZM247 260V261H246ZM250 260V261H249ZM261 260L263 261L262 263H261ZM15 263H14V262ZM95 261V262H94ZM97 261V262H96ZM100 263H99V262ZM102 261V262H101ZM137 261V262H136ZM183 261V262H182ZM188 261V262H187ZM243 261V262H242ZM136 262V263H135ZM178 262V263H177ZM222 262V263H221ZM252 262V263H251ZM226 263V264H227Z\"/></svg>",
	"mask_w": 264,
	"mask_h": 264
},
{
	"label": "bare ground",
	"instance_id": "2",
	"mask_svg": "<svg viewBox=\"0 0 264 264\" xmlns=\"http://www.w3.org/2000/svg\"><path fill=\"white\" fill-rule=\"evenodd\" d=\"M194 1H196V0H0V101L2 100V97L5 95V98L7 99V97H10V95H11V97H10V99H11V102H9L10 104H11V106H9L8 108H13V106L15 105V107H16V105L17 104H19L21 107H25L24 109L23 108H19V110H17L18 109V106L16 107V113H14L15 114V117H14V114H13V117H12V115H10L11 116V118H12V122H15V124H12L11 125V123H5L6 125L8 124V125H10V127H13L15 130H18L19 129V127L21 128L22 126H23V124L24 125H26L23 121H22V119L24 120H27L28 118H30V116L29 115H31V114H33L34 115V113H32V112H34L35 111V114H36V108L38 109V107H36V102L38 101H36L35 102V104H31L34 100V98H35V96H39L40 94H42L41 92L43 91V96H44V92L46 91V90H50V89H48L49 87H47V85L48 86H50V85H54L56 82L54 81V84H50L51 82H53V81H51L50 82V80H48V79H50L51 77H53L54 75L56 76V74L58 75V72H60V74L61 73H63L62 75H61V77H60V75H59V77L56 79L57 81L59 80H61L60 78H62V76H64L66 79H67V81H66V79H63V80H65V82H67V83H65L63 80H61L62 81V83L65 85H67V86H69V87H66V85L64 86L63 84H61V83H59V81H58V83L60 84V85H62V87L64 86V88L66 87L67 89L68 88H72V89H76V88H73V87H77L78 88V90H80L79 92V94H85V95H83L84 97H85V99H83V100H86L87 98L86 97H88L89 96V92H91L93 89H94V91H95V89L96 88H94V86L95 87H98V89H100L99 88V86H98V84H97V82H100L101 81V83L103 82V79H108L107 81H110V80H114L115 78L114 77H116V79L118 78L117 77V75H119L120 76V73H118V74H116L115 76H114V72L115 73H117V72H119L117 69V71H113L112 73V75L110 74V73H105L104 72V70L102 71L101 69V71L103 72V74H106L105 76L106 77H102L101 78V80H100V78L97 80V77H95L94 75H95V73H94V75L92 76V74L90 75L89 74V69H90V67L92 68V71L93 70H96V69H93V68H98V66L100 67H103L104 68V66H102V65H98V63H96V60L97 61H101V60H103V59H101L103 56H104V54L106 55V56H104L103 58L105 59V57H111V58H109L110 59V61H109V63L110 62H112L113 63V60H115V57H118V52H123V54L125 53V51H127L128 50V48H130V47H132L133 45L131 44V46L129 45V43L130 42H132L133 41V39L135 40L136 38H137V36H139V35H141V36H143L144 34H146L147 32L149 33L151 30H153L154 28H156V25L157 24H159V26H162V24L160 25V22L162 23V21H164L165 20V16L167 15V12L169 11V9L171 10V11H169V12H171L172 13V10H173V6H176V5H178V7L180 6V5H182V4H184V6H186V8H187V5H185V4H188V8H192V7H190V5H195V4H193L192 2H194ZM204 0H202V2H203ZM207 1V0H206ZM210 1V0H209ZM209 1H207V2H209ZM220 1H222L223 2V0H220ZM227 1V0H226ZM229 1V0H228ZM236 1V3H238L239 1V3H238V5H240L241 6V4L243 5L244 3H246V4H248V2H244V0L243 1H241V0H235ZM235 1L233 2V3H231L230 1H229V4H234L235 3ZM247 1H249V0H247ZM253 1H256V0H252V1H249V2H253ZM199 2H200V0H199ZM242 2H244V3H242ZM257 2V1H256ZM253 3V4H257V3ZM262 2V1H261ZM261 2H259V0H258V3H260L261 4ZM196 3H198V1L196 2ZM211 3V2H210ZM219 3V2H218ZM251 3H249V5H251ZM203 4H204V6L206 5V4H208V5H210L209 3H206L205 1L203 2ZM212 4V3H211ZM222 4V3H221ZM228 3L226 2L225 3V5H224V3H223V5H224V7L226 6V8H228ZM196 5H198V4H196ZM213 5H215V4H213ZM217 5V4H216ZM232 5H229L230 7L232 6ZM234 5H236V4H234ZM234 5L232 6V9L234 10ZM238 5H236V7H239ZM222 6V5H221ZM246 6V7H245ZM245 6H243V8L245 7V8H248V5H245ZM256 5H253V7H252V5H251V8H250V6H249V8H250V12H248V10H246L249 14L251 13H253V11L251 12V10H252V8H254ZM178 7L176 6L175 8H177L178 9ZM197 7H199V5L198 6H196V8ZM229 7V9H228V11H226V13L224 12V10H227L226 8H223V6H222V9L221 10H223V14H221V16L220 17H222V18H220L219 16V18L217 19V20H219V19H225L226 17H227V19L229 18L228 17V12H230L229 10H231V8ZM235 7V8H236ZM242 7V6H241ZM241 7L240 8H237L236 9V12H237V10L240 12L241 10L243 11V8L241 9ZM257 7V6H256ZM264 7V6H263ZM172 8V9H171ZM174 8V9H175ZM180 8V7H179ZM185 8V7H184ZM187 8V9H188ZM194 8H195V6H194ZM195 8V9H196ZM200 8H202V7H200ZM211 8V7H210ZM215 8V7H214ZM216 8H218V7H216ZM215 8V9H216ZM181 9H182V7H181ZM195 9H193V10H195ZM203 9V8H202ZM193 10H191V11H193ZM200 10V9H199ZM214 10V9H213ZM233 10H231V11H233ZM262 10H263V8H262ZM173 11H175V10H173ZM184 11V10H183ZM182 11V12H183ZM189 11V10H188ZM211 11V10H210ZM241 11V12H242ZM245 11V10H244ZM256 11H260V10H256ZM168 12V13H169ZM179 12V11H178ZM185 12V11H184ZM202 12V11H201ZM231 12L230 14H229V16L231 17L232 15L231 14H233L234 13V20H235V15H237L239 12ZM240 12V13H241ZM127 13V14H126ZM193 13V12H192ZM198 13V12H197ZM244 13V12H243ZM247 13V14H248ZM256 13V12H255ZM258 13V12H257ZM256 13V14H257ZM120 14H126V16L127 17H129V16H132L131 18L129 17V19H127V17H125L126 19H120V21H116V24H118V25H116L115 24V21H113V22H111L110 20L114 17L115 18V16H116V18L118 17V15H120ZM170 14V13H169ZM191 14V13H190ZM205 14V13H204ZM203 14V15H204ZM242 14V13H241ZM241 14H239L237 17L239 18L240 17V15ZM247 14L244 16V18L246 19V20H248V18L250 17H246L247 16ZM250 14V15H251ZM254 14V13H253ZM175 15V14H174ZM195 15V14H194ZM202 15V17L204 18L205 16H203ZM258 15H259V13H258ZM257 15V16H258ZM121 16V15H120ZM199 16H200V14H199ZM208 16V15H207ZM206 16V18H209V17H207ZM225 16V17H224ZM242 16V15H241ZM187 17V16H186ZM186 17H184V18H186ZM196 17H198V16H196ZM201 17V16H200ZM199 17V18H200ZM201 17V18H202ZM243 17V16H242ZM242 17H240L241 19H242ZM168 19H170L169 18V15H168V17H167ZM166 18V20L169 22V20ZM183 18V19H184ZM193 18V17H192ZM206 18H204L205 20H206ZM232 18V17H231ZM243 18V19H244ZM252 17H250V19H251ZM256 17H254V19H255ZM110 19V20H109ZM189 19V18H188ZM204 19H202V20H204ZM216 19V18H215ZM244 19V20H245ZM253 19V20H254ZM109 20V21H108ZM192 20V19H191ZM195 20V19H194ZM199 20V19H198ZM209 20H210V18H209ZM216 20V21H217ZM229 20V19H228ZM240 20V19H239ZM243 20V21H244ZM255 20H257V19H255ZM166 21V22H167ZM171 21V20H170ZM185 21H186V19H185ZM185 21H183V22H185ZM231 21V20H230ZM242 21V22H243ZM248 21H250V20H248ZM251 21H252V19H251ZM111 24H110V23ZM118 22V23H117ZM180 22V21H179ZM179 22H178V25L176 24V23H174L173 21L172 22H169L170 24H171V26L172 25H174V24H176L175 26H172L173 28H178V26L181 24V23H183V22H181L180 24H179ZM187 22H188V20H187ZM190 22V21H189ZM193 22V21H192ZM195 22V21H194ZM200 22L201 23H203L204 21H201V19H200ZM208 22V21H207ZM206 21H205V24L207 23ZM215 22V21H214ZM218 22V21H217ZM219 22H221V21H219ZM224 22V21H223ZM254 22H256V21H254ZM254 22H252V23H254ZM114 23V24H113ZM164 23V22H163ZM166 24V23H164V25H170V24ZM172 23H174V24H172ZM186 23V22H185ZM185 23H183V24H185ZM196 23V22H195ZM199 23V22H198ZM201 23H199V24H201ZM216 23V22H215ZM224 23H226V22H224ZM233 23V22H232ZM244 23V22H243ZM250 23V22H249ZM183 24H181L180 26H179V28L180 29H183L184 28V25ZM188 25H192L191 24V22H190V24L189 23H187ZM204 23H203V25H205ZM255 24V23H254ZM116 25V26H115ZM121 27H120V26ZM188 25H186V26H188ZM195 25H197V24H195ZM207 25V24H206ZM205 25V26H206ZM224 25V24H223ZM236 25V24H235ZM240 25V24H239ZM242 25H244V24H242ZM117 26L119 27V28H117ZM155 26V27H154ZM158 26V27H159ZM183 26V27H182ZM198 26V25H197ZM211 26V25H210ZM212 26H213V24H212ZM215 26L216 25H214L213 27L215 28ZM221 26H222V24H221ZM165 27H167V26H165ZM182 27V28H181ZM189 27H191V26H189ZM219 27V26H218ZM252 27V26H251ZM116 28H117V30H119L120 31V29H121V31L119 32V33H117V30H116ZM125 28V29H124ZM168 28V27H167ZM171 28V27H170ZM209 28V27H208ZM208 28H206V29H208ZM213 28V29H214ZM122 29L123 30H125V32H123L122 31ZM160 29H161V27H160ZM163 29V28H162ZM175 29V30H176ZM206 29H205V31H206ZM164 30V29H163ZM178 30V29H177ZM183 30H185V28L183 29ZM198 30H199V28H198ZM211 30V29H210ZM209 30V31H210ZM224 30V29H223ZM157 31V30H156ZM159 31H162V30H159ZM187 31H189V30H187ZM204 31V30H203ZM203 31L201 32L202 34H203ZM204 31V32H205ZM122 32V33H121ZM152 32V31H151ZM178 32H179V30H178ZM185 32V31H184ZM195 32V31H194ZM193 32V33H194ZM154 34L156 33V32H153ZM163 33V32H162ZM162 33H160V34H162ZM197 33V32H196ZM143 34V35H142ZM164 34H165V32H164ZM163 34V35H164ZM185 33H183L182 35H184ZM187 34V33H186ZM150 35V34H149ZM179 35V34H178ZM194 35V34H193ZM200 35V34H199ZM151 36V35H150ZM157 36H158V34H157ZM169 36V35H168ZM181 36V35H180ZM190 36V35H189ZM198 36V35H197ZM223 36V35H222ZM140 37V36H139ZM146 37V36H145ZM182 37V36H181ZM184 37V36H183ZM148 38V37H147ZM150 38V37H149ZM211 38H213V37H211ZM152 39V38H151ZM154 39H156V38H154ZM180 39V38H179ZM187 39V38H186ZM195 39V38H194ZM132 40V41H131ZM159 40H161V39H159ZM140 41V40H139ZM154 41V40H153ZM156 41H157V39H156ZM198 41V40H197ZM134 42V41H133ZM143 41H141V43H142ZM145 42V41H144ZM140 43V44H141ZM151 43V42H150ZM194 43V42H193ZM198 43V42H197ZM196 43V44H197ZM133 44H136V43H133ZM146 45L148 44V43H145ZM137 45V44H136ZM182 45V44H181ZM191 45V44H190ZM202 45H204V44H202ZM129 46V47H128ZM135 46V45H134ZM139 45H137V48L139 49L140 47H138ZM141 46V45H140ZM180 46V45H179ZM197 46L198 45H196L195 47V49H197ZM201 46V45H200ZM226 46H228V45H226ZM148 47V46H147ZM188 47H190L189 45H188ZM142 48V47H141ZM149 48V47H148ZM173 47H171V49H172ZM181 48V47H180ZM179 48V49H180ZM133 49H135V48H130L129 50L131 51V50H133ZM138 49H137V51H135V52H137L138 53ZM147 49V48H146ZM193 49V48H192ZM194 49V50H195ZM229 49V48H228ZM128 50V51H129ZM184 50H186V49H184ZM198 50H199V47H198ZM223 50V49H222ZM127 51V52H128ZM129 51V52H130ZM141 51V50H140ZM143 51V50H142ZM182 51V48H181V50H180V52ZM218 51V50H217ZM229 51V50H228ZM227 51V52H228ZM117 54H115V53ZM132 52V51H131ZM177 52V51H176ZM180 52H178L179 54H180ZM182 52H184V51H182ZM181 52V53H182ZM186 52V51H185ZM201 52V51H200ZM224 52V51H223ZM222 52V53H223ZM231 52V51H230ZM111 53H114L113 55L111 54ZM133 53V52H132ZM131 53V54H132ZM141 53V52H140ZM143 53V52H142ZM156 53V52H155ZM174 53V52H173ZM191 53V52H190ZM190 53H188V54H190ZM205 53V52H204ZM207 53V52H206ZM214 53V52H213ZM233 53V52H232ZM108 54V55H107ZM109 54H111L110 56H109ZM122 54V55H123ZM136 54V53H135ZM184 54V53H183ZM182 54V55H183ZM198 54H199V52H198ZM203 54V53H202ZM215 54V53H214ZM217 54V53H216ZM121 55V56H122ZM125 55V54H124ZM142 55V54H141ZM140 55V56H141ZM192 55V54H191ZM227 55V54H226ZM231 55V54H230ZM235 55V54H234ZM134 56V55H133ZM136 56L138 57V55L136 54ZM193 56V55H192ZM194 56H195V54H194ZM208 56V55H207ZM215 56V55H214ZM99 57H101V58H99ZM108 57L106 58L107 60H108ZM127 57L128 58H130L129 56H128V54H127ZM163 57H165V56H163ZM199 57V56H198ZM222 57V56H221ZM120 58H125V57H120ZM147 58V57H146ZM162 58V57H161ZM169 58V56L167 57V59ZM206 58V57H205ZM101 59V60H100ZM113 59V60H112ZM126 59V58H125ZM136 59H138V58H136ZM156 59V58H155ZM176 59V58H175ZM210 59V58H209ZM209 59H208V61H209ZM218 59V58H217ZM119 60H123V59H119ZM150 59H148V61H149ZM162 60V59H161ZM160 60V61H161ZM165 60V59H164ZM163 60V61H164ZM192 60V59H191ZM94 61H95V65L97 66H95V67H93L94 65ZM121 61H119L120 63H118V64H121ZM124 61V60H123ZM122 61V62H123ZM137 61V60H136ZM153 61V60H152ZM175 61V60H174ZM180 61V60H179ZM189 61V60H188ZM213 61V60H212ZM105 62H107V61H104L103 63L105 64ZM114 62H116V61H114ZM130 62V61H129ZM128 62V63H129ZM133 62H135V60L133 61ZM132 62V63H133ZM139 62V61H138ZM157 62V61H156ZM162 62V61H161ZM165 62V61H164ZM192 62V61H191ZM194 62V61H193ZM205 62V61H204ZM102 62H101V64H103ZM108 63V62H107ZM125 63V62H124ZM128 63H126V64H128ZM142 63H143V61H142ZM149 63V62H148ZM166 63V62H165ZM168 63H170V62H168ZM103 64V65H104ZM134 64H136V63H134ZM154 64H156L157 65V67H159V63H154ZM154 64H150L151 66L152 65H154ZM160 64H162V63H160ZM198 64V63H197ZM202 64V63H201ZM113 65V64H112ZM112 65H111V67H112ZM145 65V64H144ZM150 65H148L149 67H150ZM155 65V66H156ZM173 65V64H172ZM199 65H200V63H199ZM207 65V64H206ZM105 66H106V64H105ZM114 66H115V64H114ZM113 66V67H114ZM122 66H125V65H123L122 64ZM121 66V67H122ZM129 66V65H128ZM133 66V65H132ZM147 66V67H148ZM162 66V65H161ZM160 66V67H161ZM201 66V65H200ZM209 66V65H208ZM255 66V65H254ZM100 67V68H101ZM108 67V66H107ZM113 67H112V69H113ZM144 67V66H143ZM148 67V68H149ZM157 67H155V68H157ZM197 67V66H196ZM244 67V66H243ZM242 67V68H243ZM89 68V69H88ZM110 68V67H109ZM125 68V67H124ZM163 68V66L161 67V69ZM185 68V67H184ZM249 68V67H248ZM259 68V67H258ZM78 69V70H77ZM99 69V68H98ZM106 69H108V68H106ZM105 69V70H106ZM142 69V68H141ZM141 69H140V71H141ZM152 69H154V68H152ZM158 69H160V68H158ZM157 69V70H158ZM186 69V68H185ZM244 69V68H243ZM246 69V68H245ZM254 69V68H253ZM264 69V68H263ZM82 70H83V72H82ZM85 70L88 72L87 74L88 75H90L91 76V78L89 79L88 78V76H87V80L86 79H84V77L87 75L86 74V72H85ZM111 70V69H110ZM122 70H123V68H122ZM121 70V71H122ZM129 70V69H128ZM128 70H127V73H128ZM134 70H135V68H134ZM151 70V69H150ZM169 70H170V68H169ZM168 70V71H169ZM190 70V69H189ZM192 70V69H191ZM227 70V69H226ZM229 70V69H228ZM238 70H240V69H238ZM78 71L79 73H83L84 75H82V74H80V76H79V74H78V72H77V74L75 75V73ZM81 71V72H80ZM90 71H91V69H90ZM91 71V72H92ZM109 71V70H108ZM108 71H106V72H108ZM126 71V70H125ZM130 71V70H129ZM131 71H132V69H131ZM146 71H149V70H147L146 69ZM156 71V70H155ZM159 71V70H158ZM158 71H156V72H158ZM241 71V70H240ZM54 74H53V73ZM57 72V73H56ZM85 72V73H84ZM90 72V73H91ZM99 72V71H98ZM111 72V71H110ZM143 72H144V70H143ZM151 72V71H150ZM156 72H155V74H156ZM165 72V71H164ZM163 72V73H164ZM173 72V71H172ZM171 72V73H172ZM188 72V71H187ZM242 72V71H241ZM246 72H247V70H246ZM257 72V71H256ZM126 73V74H127ZM161 73V72H160ZM169 73V72H168ZM203 73V72H202ZM209 73V72H208ZM236 73V72H235ZM249 73V72H248ZM255 73V72H254ZM253 73V74H254ZM257 73H259V72H257ZM52 74H53V76H52ZM74 74V75H73ZM98 74V73H97ZM96 74V75H97ZM100 74H101V72H100ZM100 74H98L100 77L101 76H103L102 74L100 75ZM111 75V76H114V77H111V76H108V75ZM132 74V73H131ZM131 74H130V76H131ZM135 74V73H134ZM133 74V75H134ZM141 74H143V73H141ZM144 74H145V72H144ZM149 74V73H148ZM187 74V73H186ZM189 74V73H188ZM251 74V73H250ZM81 75H82V79H81ZM121 75H122V73H121ZM129 75V74H128ZM136 75V74H135ZM138 75H140V74H138ZM160 75H162V74H160ZM210 75V74H209ZM226 75V74H225ZM231 75V74H230ZM237 75H238V73H237ZM245 75H246V73H245ZM244 75V76H245ZM76 76H79V77H76ZM84 76V77H83ZM126 76V75H125ZM142 76V78H143V75H141ZM156 77L155 75H153V73H152V76L151 77ZM163 76V75H162ZM170 76H171V74H170ZM180 76H182V75H180ZM208 76V75H207ZM236 76V75H235ZM93 77H95V80H97V82H96V85H95V83H90V82H87V83H89V84H86V81H91V79H92V81L93 82H95V80L93 79ZM126 77H128V76H126ZM139 77V76H138ZM145 77H146V75H145ZM147 77H149V75L147 76ZM151 77H150V79H151ZM158 77V76H157ZM188 77H189V75H188ZM192 77V76H191ZM252 77V76H251ZM78 78V79H77ZM111 78V79H110ZM113 78V79H112ZM131 78H133V77H131ZM135 78V77H134ZM162 78V77H161ZM160 78V79H161ZM233 78V77H232ZM79 79L80 80H83V81H80L79 82ZM89 79V80H88ZM125 79V78H124ZM137 79V78H136ZM146 79V78H145ZM144 79V80H145ZM149 79V80H150ZM156 79V78H155ZM159 79V78H158ZM170 79V78H169ZM173 79V78H172ZM175 79V78H174ZM187 79H191V78H187ZM198 79V78H197ZM206 79V78H205ZM237 79V78H236ZM241 79V78H240ZM249 79V78H248ZM255 79V78H254ZM47 80L49 81V83L47 84ZM126 80V79H125ZM133 80H135V79H133ZM148 80V79H147ZM146 80V81H147ZM152 80V79H151ZM246 80V79H245ZM250 80V79H249ZM70 81H72L75 85L72 87V82H71V84L70 85H68L69 83H70ZM91 81V82H92ZM116 80H114V82H115ZM127 82H128V80H126ZM130 81V80H129ZM132 81V80H131ZM139 81H142V79L141 80H139ZM156 81V80H155ZM158 81H162V80H158ZM164 81H165V79H164ZM167 81H168V79H167ZM170 81V80H169ZM185 81V80H184ZM188 81H195V80H188ZM198 81H200V80H198ZM203 81H204V79H203ZM206 81V80H205ZM69 82V83H68ZM83 82H84V84H86V86H84V84H83ZM105 82V81H104ZM103 82V83H104ZM122 82V81H121ZM120 82V83H121ZM127 82H126V84H127ZM138 82V81H137ZM148 82V81H147ZM151 82V81H150ZM154 82V81H153ZM163 82V81H162ZM183 82V81H182ZM186 82V81H185ZM207 82V81H206ZM247 82V81H246ZM77 83L79 84V85H83L82 87H83V89H84V91L85 92H88L87 94H88V96H87V94L86 93H84V91H83V93L81 92L82 90H81V88L79 87V85L77 86ZM101 83H99V84H101ZM117 83H119V82H117ZM120 83H119V85H120ZM122 83H124V82H122ZM121 83V85L123 86V84ZM152 83V82H151ZM159 83V82H158ZM164 83H166V82H164ZM171 83H173V82H171ZM192 83V82H191ZM195 83H196V81H195ZM200 83V82H199ZM208 83V82H207ZM239 83V82H238ZM243 83V82H242ZM250 83V82H249ZM59 84H57V86L59 85ZM94 84V85H93ZM105 84H106V86H107V83L105 82ZM138 84V83H137ZM150 84V83H149ZM155 84V83H154ZM170 84V83H169ZM184 84V83H183ZM183 84H181V85H183ZM232 84V83H231ZM254 84V83H253ZM91 85H93V86H91ZM108 85H109V83H108ZM113 85H115V86H117L116 84H113ZM125 85V84H124ZM129 85H130V82H129ZM132 86H134V84H131ZM145 85V84H144ZM153 85V84H152ZM171 85V84H170ZM173 85H174V83H173ZM196 85V84H195ZM200 85V84H199ZM210 85V84H209ZM57 86L55 85L54 87H56L57 88ZM89 86V87H88ZM90 86L93 88H91L92 90L91 91H89L88 89H90ZM110 86V85H109ZM112 86V85H111ZM110 86V87H111ZM155 86H156V84H155ZM165 87H166V85H164ZM189 86V85H188ZM198 86V85H197ZM237 86V85H236ZM239 86V85H238ZM257 86V85H256ZM45 87H47V88H45ZM61 87V86H60ZM59 87V88H60ZM86 87H88V88H86ZM100 87H102V85H100ZM113 87V86H112ZM112 87H111V89H112ZM124 87V86H123ZM127 87V86H126ZM125 87V88H126ZM137 88H138V85L136 86ZM135 87V88H136ZM144 87V86H143ZM146 87V86H145ZM157 87V86H156ZM155 87V88H156ZM164 87V88H165ZM183 87H186V85L184 86L183 85ZM44 90H43V89ZM51 88V90H54L55 91V89H53V86H51L50 87ZM102 88H104V89H106L105 87H104V85H103V87ZM102 88H101V92H103L102 91ZM116 88V87H115ZM118 88H119V86H118ZM118 88H116V89H114V90H117V91H119V89ZM168 88V87H167ZM175 88V87H174ZM177 88V87H176ZM187 88V87H186ZM205 88V87H204ZM46 89V90H45ZM72 89H70V91L69 92H71L72 91ZM133 89V88H132ZM131 89V91L133 92V90ZM141 89V88H140ZM144 89V88H143ZM150 89H151V87H150ZM149 89V90H150ZM153 89V88H152ZM180 89V88H179ZM188 90H189V87L187 88ZM194 89L196 90V87H194ZM193 89V90H194ZM200 89V88H199ZM233 89V88H232ZM248 89V88H247ZM251 89V88H250ZM258 89V88H257ZM257 89H256V91H257ZM264 89V88H263ZM40 90H42V91H40ZM51 90H50V92H51ZM57 90H59L58 88H57ZM56 90V91H57ZM62 90V89H61ZM64 90V89H63ZM78 90L76 89L75 91H77L76 93H78ZM97 90V89H96ZM108 90H110V89H108ZM126 90V89H125ZM124 90V91H125ZM129 90H130V87H129ZM135 90V89H134ZM137 90V89H136ZM135 90V91H136ZM146 90H148L147 88L145 89V92H146ZM178 90V89H177ZM182 90V89H181ZM198 90V89H197ZM209 90V89H208ZM246 90V89H245ZM40 91V92H39ZM74 91V92H75ZM98 91V90H97ZM96 91V92H97ZM117 91H115V92H117ZM120 91H121V89H120ZM123 91V90H122ZM121 91V92H122ZM122 92L123 94H126V92ZM138 91H139V89H138ZM160 91V90H159ZM200 91V90H199ZM229 91H231V90H229ZM243 91V90H242ZM241 91V92H242ZM248 91H250V90H248ZM38 94H37V93ZM49 92V93H50ZM59 92V91H58ZM68 92V94H70ZM74 92L73 93H71L69 96H71V98L75 95L74 94ZM100 92V91H99ZM109 92H111V91H109ZM116 93V94H118V96H119V94L121 95L122 93ZM128 92V91H127ZM130 92V91H129ZM142 92V91H141ZM182 92H183V90H182ZM187 92H189V91H187ZM202 92V91H201ZM205 92H206V90H205ZM232 92V91H231ZM252 92V91H251ZM262 92V91H261ZM40 93V94H39ZM49 93H45V96H47L46 94H48V95H51V94H49ZM53 93V92H52ZM61 93H63V92H61ZM91 93H93V92H91ZM104 93V92H103ZM147 93H148V91H147ZM147 93H145V94H147ZM154 93H155V91H154ZM153 93V94H154ZM158 93V92H157ZM172 93H173V91H172ZM234 93V92H233ZM247 93V92H246ZM246 93H245V96H246ZM262 93H264V92H262ZM64 94V93H63ZM62 94V95H63ZM72 94H74L73 96H72ZM78 94V95H79ZM93 94H95V93H93ZM101 94V93H100ZM104 94H106V93H104ZM107 94L109 95V97H113V96H115V93H114V91H113V93H108V91H107ZM130 94H131V92H130ZM130 94H127V95H129L130 96ZM135 94V93H134ZM141 94V93H140ZM162 94V93H161ZM243 94V93H242ZM241 94V96H243ZM249 94V93H248ZM251 94V93H250ZM3 95V96H2ZM6 95H7V97H6ZM9 95V96H8ZM34 96L32 99L30 98V96ZM108 95H106L107 97H108ZM111 95V96H110ZM127 95H125V96H127ZM131 95H133V94H131ZM138 95V94H137ZM149 95H151V94H149ZM156 95V94H155ZM164 95V94H163ZM177 95V94H176ZM175 95V96H176ZM252 95V94H251ZM2 96V97H1ZM56 96V95H55ZM61 96V95H60ZM94 97L95 96H97L98 97V93L96 94V95H93ZM92 96V97H93ZM103 96V94L101 95V97ZM124 96V95H123ZM136 96V95H135ZM143 96H144V94H143ZM198 96V95H197ZM197 96H196V99H197ZM231 96V95H230ZM260 96V95H259ZM39 97H41V96H39ZM38 97V98H39ZM47 97H51V96H47ZM59 97V95H57V98ZM62 97V96H61ZM68 97V96H67ZM81 97V96H80ZM91 97V98H92ZM93 97V98H94ZM100 97V99H102ZM107 97H105V95H104V99L105 98H107ZM108 97V98H109ZM116 97V96H115ZM120 97V96H119ZM118 97V98H119ZM172 97H174V96H172ZM177 97V96H176ZM255 97V96H254ZM37 98V99H38ZM44 98H46V97H43V99ZM56 98V97H55ZM56 98V99H57ZM63 98V97H62ZM77 98V97H76ZM79 98V97H78ZM107 98V100L106 101H108L109 102V100H110V98L108 99ZM117 98V97H116ZM127 98V97H126ZM126 98H125V103H126ZM131 98H132V96H131ZM135 98V97H134ZM146 98V97H145ZM192 98V97H191ZM232 98V97H231ZM244 98V97H243ZM249 98H250V95H249ZM251 98H253V97H251ZM250 98V99H251ZM256 98H258L259 99V97H258V95L256 96ZM256 98H254V99H256ZM9 99V98H8ZM8 99H7V101L6 102H8ZM10 99H9V101H10ZM31 99L32 100V102L30 103L29 102V100ZM42 98H40L39 100H41ZM61 99V98H60ZM65 99V98H64ZM73 99V98H72ZM88 99H90V97L88 98ZM95 99V101L97 100V98L95 97L94 98ZM103 99V100H104ZM115 99V98H114ZM124 99V98H123ZM123 99H122V102H123ZM163 99V98H162ZM188 99V98H187ZM195 99V98H194ZM230 99V98H229ZM241 99V98H240ZM240 99H238V100H240ZM249 99V100H250ZM260 99H262V98H260ZM4 100V99H3ZM24 100V101H23ZM28 102V103H26V101ZM49 100V99H48ZM55 99H53V101H54ZM62 100V99H61ZM66 100H68V99H66ZM66 100H65V102H66ZM73 100H75V99H73ZM72 100V101H73ZM80 101H81V99H79ZM92 100V99H91ZM102 100V101H103ZM111 100H113L112 98H111ZM119 100V99H118ZM135 100V99H134ZM179 100V99H178ZM192 100V99H191ZM191 100H186L187 102H189V103H193ZM202 100V99H201ZM221 100V99H220ZM238 100H236L237 102H238ZM248 100V99H247ZM23 101V102H22ZM46 101H47V98H46ZM52 101V100H51ZM56 101V100H55ZM54 101V102H55ZM58 101V100H57ZM68 101H70L71 102V100H68ZM77 101H78V99H77ZM76 100H75V102H77ZM94 100H92V101H89L88 102V100L87 101H85L86 103H90V102H93V103H91V107L93 106L92 104H94V102H95ZM105 101V100H104ZM129 101V100H128ZM127 101V102H128ZM184 101V100H183ZM191 101V102H190ZM223 101V100H222ZM221 101V102H222ZM242 101V100H241ZM243 101H246V100H243ZM255 101V100H254ZM253 101V102H254ZM260 101V100H259ZM4 103H5V101H3ZM40 102H43V101H40ZM40 102H38L39 103V105H41L42 103H40ZM44 102H45V100H44ZM43 102V103H44ZM64 102V101H63ZM101 102V101H100ZM114 102H117L116 100L114 101ZM121 101H119V103H120ZM141 102V101H140ZM164 102V101H163ZM180 102V101H179ZM199 102H200V100H199ZM252 102V101H251ZM2 103V102H1ZM0 103V104H1ZM4 103H3V105H4ZM27 104V106H26V104ZM34 103V102H33ZM47 103V102H46ZM52 103V102H51ZM57 103V102H56ZM62 103V101L60 102V104ZM69 103V102H68ZM82 103V102H81ZM86 103H84V104H86ZM95 103H99V101L97 100V102H95ZM105 103V102H104ZM129 103V102H128ZM202 104H203V106H204V103H203V101L201 102ZM215 103H218V102H215ZM224 103H225V101H224ZM230 103V102H229ZM236 103V102H235ZM244 103V102H243ZM242 103V104H243ZM247 103V102H246ZM6 104V103H5ZM73 104L75 105V103H74V101H73ZM97 104H94L95 106H94V108L97 110L96 112L98 113L99 111V109H98V107L100 108V106H96ZM111 104V103H110ZM110 104H109V106H110ZM112 104H114L113 102H112ZM111 104V105H112ZM116 104V103H115ZM118 104V103H117ZM116 104V105H117ZM127 104V103H126ZM130 104V103H129ZM187 104V103H186ZM193 104H195V103H193ZM197 104V103H196ZM254 104V103H253ZM42 105H45V106H47V104H42ZM50 105V104H49ZM55 105V104H54ZM65 105V104H64ZM70 104H68V105H66L67 107H70V108H67L66 107V110H63V109H61V107H63V106H61L60 108L58 107V111L56 110L55 112L57 113V115H59V116H61V118H63V119H61V121H65V119L64 118H67V117H65L68 113L70 114L71 113V111H73V113H75V111H77V109H75V108H73V105H72V103H71V105L69 106ZM80 105V104H79ZM120 105V104H119ZM142 105V104H141ZM150 105V104H149ZM155 105V104H154ZM181 105V107H179V105H178V107H179V109H178V111H181L182 112V109H180V108H182V106H185V104L183 105V103L182 104H180ZM192 105V104H191ZM198 105H199V103H198ZM208 105V104H207ZM206 105V106H207ZM217 105V104H216ZM246 105V104H245ZM262 105H264L263 104V102H262ZM51 106H53V105H50V107ZM60 106V105H59ZM81 106V105H80ZM82 106H84L83 104H82ZM81 106V108H83ZM90 106H88V104L85 106V107H90ZM113 106H115V105H113ZM128 106V105H127ZM135 106V105H134ZM139 106V105H138ZM143 106V105H142ZM146 106V105H145ZM187 106H188V104H187ZM193 106V105H192ZM203 106H201V107H203ZM218 106V105H217ZM238 106V105H237ZM0 107H2V106H0ZM5 108H6V105L4 106ZM44 107V106H43ZM41 108V109H44V108ZM49 107V109H48V111H47V113L49 112V110L51 109ZM75 107V106H74ZM79 106H77V108H78ZM91 107L89 108V112L91 111L90 109H91ZM105 107V106H104ZM108 106H106V108H107ZM119 107V106H118ZM117 107V108H118ZM123 107H124V105H123ZM137 107V106H136ZM166 107V106H165ZM175 107L177 108V106H174V109H175ZM194 107V106H193ZM214 107H215V105H214ZM224 107V106H223ZM259 107H261V106H259ZM258 107V108H259ZM3 108V107H2ZM2 108H0L1 109V111H3L4 113L5 112H7V111H9L10 109H2ZM53 108H54V106H53ZM74 110H73V109ZM93 108V109H94ZM114 108H116V107H114ZM120 108H121V105H120ZM125 108H126V105H125ZM129 108V107H128ZM170 108V107H169ZM172 108V107H171ZM168 109V110H172V109ZM187 107L185 106V107H183V109H186ZM216 109H217V107H215ZM245 108H246V106H245ZM253 108V107H252ZM262 108H263V106H262ZM14 109V108H13ZM21 109H23L22 111H21ZM39 109H40V107H39ZM65 109V108H64ZM79 109V108H78ZM92 109V110H93ZM95 109H94V113H95V116H96V112H95ZM112 109H113V107H112ZM122 109V108H121ZM127 109V108H126ZM172 110V111H175V110ZM197 109H199V107H197ZM196 109V110H197ZM206 109V108H205ZM205 109H203V110H205ZM208 109V108H207ZM260 109V108H259ZM264 109V108H263ZM34 110V111H33ZM54 110V109H53ZM62 110V111H61ZM84 110H86V108L84 109ZM102 110V109H101ZM114 110V109H113ZM161 110V109H160ZM177 110V109H176ZM187 110L189 111V109L187 108ZM235 110H236V108H235ZM234 110V111H235ZM252 110V109H251ZM255 110H257L256 108H255ZM254 110V111H255ZM12 111V110H11ZM14 111H15V109H14ZM19 111H21L19 114H18V112ZM39 111V110H38ZM37 111V112H38ZM44 111H45V113H44ZM44 111H42V112H39L38 114H36V117H35V115H34V117H35V119L36 118H38V120L36 119V121H39L40 119V121H41V123L43 124V123H48L49 121H48V117H50V118H53L55 115H51V113H50V115H48V116H43V115H46V110H44ZM80 111V112H79ZM78 112V114H80V115H82V113L81 112H84L82 109L81 110H79ZM104 111V109L102 110V112ZM116 111H117V109H116ZM120 111V110H119ZM119 111H117V112H119ZM132 111V110H131ZM135 111V110H134ZM164 111H166V109L164 110ZM200 111H202L201 109H200ZM253 111V110H252ZM251 111V112H252ZM261 111V110H260ZM10 112V111H9ZM86 112V111H85ZM101 112V113H102ZM111 110H110V114H111ZM116 112V113H117ZM121 112H122V110H121ZM129 112V111H128ZM140 112V111H139ZM149 112V111H148ZM161 112H162V110H161ZM193 112H195V111H193ZM197 112H199L198 110H197ZM204 112V111H203ZM216 112V111H215ZM12 113V112H11ZM40 113H41V115H40ZM43 113V114H42ZM66 113V114H65ZM72 113V114H73ZM91 113H92V111H91ZM108 113H109V107H108ZM123 113V112H122ZM158 113V112H157ZM183 113H186V112H183ZM182 113V114H183ZM208 113V112H207ZM220 113V112H219ZM229 113V112H228ZM255 113V112H254ZM263 113H264V111H263ZM5 114H7V113H5ZM4 114V115H5ZM16 114H18V115H16ZM49 114V113H48ZM68 114V118H67V120H69V118H70V120L69 121H71V114L69 115ZM77 113L75 114V116H77L78 115ZM89 114V113H88ZM99 114H100V112H99ZM103 114V113H102ZM107 114V113H106ZM149 114H151V113H149ZM148 114V115H149ZM168 114V113H167ZM195 114V113H194ZM203 114V113H202ZM221 114H223V113H221ZM220 114V115H221ZM227 114V113H226ZM229 114H231V112L229 113ZM242 114V113H241ZM3 115V114H2ZM1 115V116H2ZM33 115H31V117L33 116ZM38 115V116H37ZM56 115V116H57ZM80 115H78V116H80ZM101 115V114H100ZM99 115V116H100ZM112 115V114H111ZM110 115V116H111ZM115 115V113L113 114V116ZM131 116H132V113L130 114ZM134 115V114H133ZM140 115V114H139ZM138 115V116H139ZM145 116L147 115L146 113L144 114ZM143 115V116H144ZM153 115V117H155L154 116V113L152 114ZM151 115V116H152ZM157 115V119L158 120H160L158 117H159V113L158 114H156ZM187 116H188V114H186ZM219 115V116H220ZM255 115V114H254ZM256 115H259V114H257L256 113ZM10 116H9V119L11 120V118H10ZM59 116H57V118L59 117ZM90 116L92 117V115H89V117L86 115V117H88V118H90ZM98 116V115H97ZM106 116V115H105ZM104 116V118L103 119H105V118H107V116L105 117ZM116 116V115H115ZM124 116H125V114H124ZM144 116V117H145ZM183 116V115H182ZM186 116V117H187ZM192 116H193V114H192ZM202 116V115H201ZM228 116V115H227ZM230 116V115H229ZM73 117V116H72ZM118 117V119H120V117L119 116H117ZM123 117V116H122ZM126 117V116H125ZM130 117V116H129ZM133 117V116H132ZM137 116H135V117H133L134 119L136 118ZM140 117V116H139ZM142 117V116H141ZM148 117V116H147ZM162 117V116H161ZM163 117H165V116H163ZM181 117V116H180ZM197 117V116H196ZM205 116H203V118H204ZM208 117V116H207ZM213 117V116H212ZM214 117H216V116H214ZM213 117V118H214ZM243 116H241L240 118H242ZM13 118H15L14 119V121H13ZM40 118V119H39ZM48 118V119H47ZM57 118L55 117V119L54 120H57ZM74 118V117H73ZM81 118H82V116H81ZM81 118H78L77 117V119H75L76 121H78V119H81ZM108 118H110L109 117V115H108ZM114 118V117H113ZM132 118V119H133ZM149 118V117H148ZM147 118V119H148ZM151 118V117H150ZM156 118V117H155ZM155 118H154V120H155ZM178 118V117H177ZM185 118V117H184ZM184 118H182L183 120H184ZM188 118V117H187ZM190 118V117H189ZM208 118H210V117H208ZM217 119H218V117H216ZM233 118V117H232ZM83 120L85 119V117H83L82 118ZM87 119V118H86ZM85 119V120H86ZM92 119V120H91ZM103 119H101V121L103 120ZM111 120H112V117L110 118ZM110 119H108L109 121L108 122H110L111 120ZM115 119V118H114ZM131 119V118H130ZM131 119V120H132ZM138 119V122H139V118H137ZM137 119H135L136 121H137ZM141 119H143V117L141 118ZM153 119V118H152ZM151 119V120H152ZM156 119V120H157ZM164 119V118H163ZM196 119V118H195ZM212 119V118H211ZM221 119H222V117H221ZM234 119V118H233ZM5 120H6V118H5ZM24 120V121H25ZM31 120V119H30ZM44 120H47L48 122H44ZM53 120V119H52ZM54 120L52 121L53 122V124H55V122H54ZM75 120H73L72 119V121H73V123H75ZM90 120L91 121H93V120H95V119H93V117L92 118H90ZM89 120V121H90ZM96 120H98V117H96ZM95 120V121H96ZM107 120V119H106ZM106 120H105V122H106ZM150 120V119H149ZM148 120V121H149ZM155 120V121H156ZM167 120H169V118L167 119ZM186 120V119H185ZM188 120V119H187ZM194 120V119H193ZM204 120V119H203ZM209 120V119H208ZM212 120H214V119H212ZM237 120H239V119H237ZM243 120V119H242ZM241 120V121H242ZM2 121V120H1ZM3 121H4V119H3ZM2 121V122H3ZM9 120H8V118H7V122H8ZM19 121H21V122H19ZM33 121L35 122V120H34V118H33ZM32 121V122H33ZM43 121V122H42ZM51 121V120H50ZM61 121H60V123H61ZM69 121H68V123H69ZM99 121V120H98ZM117 121V120H116ZM115 121V122H116ZM142 121H144V120H141L139 123L141 124V125H144V123L142 124ZM147 121V120H146ZM162 121V120H161ZM160 121V122H161ZM165 121V120H164ZM170 121V120H169ZM174 121V120H173ZM175 121H177V120H175ZM180 121V120H179ZM178 121V122H179ZM206 121V120H205ZM220 121V120H219ZM240 121V122H241ZM244 121V120H243ZM258 121V120H257ZM10 122V121H9ZM26 123H29V122H31V121H29V119L27 120V121H25ZM51 122V123H52ZM59 123V120L58 121H56V123ZM66 122V121H65ZM64 122V123H65ZM84 122H86V121H84ZM94 122V121H93ZM93 122H89V124H92V125H94L93 124ZM107 122V123H108ZM114 122V121H113ZM118 122V121H117ZM129 122V121H128ZM134 122V121H133ZM137 122V123H138ZM151 122V121H150ZM154 121H152V123H153ZM166 122V121H165ZM182 122H184V124H185V121H182ZM191 122H193L192 120H191ZM195 122V121H194ZM204 122V121H203ZM202 122V123H203ZM210 122H213V121H210ZM216 122V121H215ZM218 122V121H217ZM237 122V121H236ZM4 123V122H3ZM2 123V124H3ZM17 123H20V125H19V127L17 126L18 124ZM57 123V124H58ZM64 123H63V125H64ZM67 122L65 123V126H66V124L67 125H69L70 123H72V122H70L69 124H68ZM77 123H80V121L79 122H77ZM96 123V122H95ZM101 123V122H100ZM99 123V124H100ZM111 123V125H112V122H110ZM129 123H132V122H129ZM138 123V124H139ZM152 123H149V124H152ZM157 123V122H156ZM156 123H153L154 125H156ZM163 123V122H162ZM189 123V122H188ZM197 123L199 124V122L197 121ZM201 123V122H200ZM201 123V124H202ZM209 123V122H208ZM207 123V124H208ZM219 123V122H218ZM22 124V125H21ZM31 123H29V125H30ZM35 124V123H34ZM38 124H39V127H40V123L38 122ZM37 124V125H38ZM50 124V123H49ZM76 124V123H75ZM80 124H84L83 122L82 123H80ZM86 124V123H85ZM84 124V125H85ZM99 124H96L97 126L99 125ZM101 124H104V123H101ZM147 124H148V122H147ZM165 124V123H164ZM164 124L162 125L161 124V126H164ZM192 124H196V123H192ZM204 124V123H203ZM206 124V125H207ZM221 124V123H220ZM240 124H242V123H240ZM8 125L6 126L7 127V129H6V127H5V129L6 130H8ZM32 126L31 127H33V124H31ZM37 125H34V126H36L37 127ZM44 125V124H43ZM45 125H47V124H45ZM51 125V124H50ZM56 125V124H55ZM54 125V126H55ZM74 125V124H73ZM104 125H106V124H104ZM109 125V124H108ZM126 125V124H125ZM146 125V124H145ZM144 125V126H145ZM158 125V124H157ZM179 125H181V123H179ZM183 125V124H182ZM181 125V126H182ZM189 125H191V124H189ZM211 125V124H210ZM48 127H49V125H47ZM59 126V125H58ZM62 126V125H61ZM65 126H63V127H65ZM76 126H78L79 127V125L78 124H76ZM100 126V125H99ZM98 126V127H99ZM124 126V125H123ZM128 126V125H127ZM129 126H131V125H129ZM127 127V128H124L123 127V129H124V131L125 132H127V130H130L129 128L130 127ZM133 126V125H132ZM131 126V127H132ZM166 126H168V124L166 123ZM184 126V125H183ZM201 126V125H200ZM214 126V125H213ZM226 126V125H225ZM0 127H1V124H0ZM10 127H9V130L8 131H13V129L11 128V130H10ZM18 127V128H17ZM36 127H34L33 128V131H34V129H36ZM43 127V126H42ZM46 127V126H45ZM48 127H46L47 128V130H48ZM67 128L69 127V126H66ZM70 127H72L71 125H70ZM74 127V126H73ZM84 126L82 125V128H83ZM86 127V126H85ZM90 126H88V128H89ZM93 127V126H92ZM92 127H90V128H92ZM103 127V126H102ZM105 127V126H104ZM103 127V128H104ZM108 127H111V126H108ZM108 127H106V128H108ZM114 127V126H113ZM122 127V126H121ZM159 127H160V125H159ZM199 127V126H198ZM226 127H228V126H226ZM2 128V127H1ZM1 128H0V132H1ZM23 128V127H22ZM25 128V127H24ZM29 128V127H28ZM44 128V127H43ZM50 128V127H49ZM54 128V127H53ZM57 127L55 126V129H56ZM62 128V127H61ZM74 128H76V127H74ZM74 128H72V131H73V129ZM81 128V129H82ZM101 128V127H100ZM99 128V129H100ZM134 128H135V125H134ZM137 128V127H136ZM147 128V127H146ZM145 128V129H146ZM154 128H157V129H159L158 128V126L157 127H154ZM170 128V127H169ZM195 128H197L196 126H195ZM239 128V127H238ZM5 129H3L4 131L3 132H5ZM38 129V128H37ZM52 129V128H51ZM66 129V128H65ZM65 129H64V131H65ZM69 129V128H68ZM78 130L80 129V127L79 128H77ZM97 129V128H96ZM117 129V128H116ZM115 129V130H116ZM131 129H133V128H131ZM141 129H142V127H141ZM148 129H150L151 130V128H149V126H148ZM164 129V128H163ZM180 129V128H179ZM178 129V130H179ZM213 129V128H212ZM14 130V131H15ZM45 130V129H44ZM50 130V129H49ZM92 130V129H91ZM95 130V129H94ZM103 130H105V129H103ZM108 130H110V129H107V131ZM119 130H121L122 132H123V134H124V131L121 129V128H119ZM136 130H138V129H136ZM182 130V129H181ZM180 130V131H181ZM189 130V129H188ZM188 130H187V132H188ZM209 130V129H208ZM224 130V129H223ZM248 130V129H247ZM260 130V129H259ZM32 131V132H33ZM39 131V130H38ZM41 131H43V129L41 130ZM41 131H39V132H41ZM46 131V130H45ZM44 131V132H45ZM56 131L57 130H55V131H53V132H55L56 133ZM63 131V130H62ZM67 131V130H66ZM70 131V130H69ZM71 131V132H72ZM83 131V130H82ZM89 131V130H88ZM93 131V130H92ZM98 131V130H97ZM100 131V130H99ZM98 131V132H99ZM106 131V130H105ZM106 131V132H107ZM110 131H113V128H112V130H110ZM148 131V130H147ZM161 131V130H160ZM252 131H254V130H252ZM7 132V131H6ZM20 131H18V133H19ZM27 132H30V131H27ZM37 132V131H36ZM50 131H48V133H49ZM51 132H52V130H51ZM59 132V131H58ZM60 132H61V129H60ZM79 132H80V130H79ZM84 132V131H83ZM93 132H95V131H93ZM122 132H120V134L122 135ZM129 132V131H128ZM139 132V131H138ZM154 132V131H153ZM170 132V131H169ZM192 132V131H191ZM18 133H16V134H18ZM34 133V132H33ZM45 133H47V132H45ZM62 133V132H61ZM67 133V132H66ZM77 133V132H76ZM86 133V132H85ZM104 133V132H103ZM117 133V132H116ZM115 133V134H116ZM119 133V132H118ZM131 133H133V132H131ZM146 133V132H145ZM157 133V132H156ZM160 133V132H159ZM162 133V132H161ZM164 133H166V132H164ZM168 133V132H167ZM190 133V132H189ZM238 133V132H237ZM263 133V132H262ZM9 134H11V133H9ZM12 134H14L13 132H12ZM11 134V135H12ZM43 134V132L41 133V135ZM51 133H49V134H46V136H49ZM52 134H54V133H52ZM73 134V133H72ZM72 134H70V135H72ZM89 133H87L86 135H88ZM107 134H109V133H107ZM147 134V133H146ZM170 134H172V133H170ZM185 134V133H184ZM205 134V133H204ZM258 134V133H257ZM2 135H3V133H2ZM8 135V134H7ZM10 135V136H11ZM15 135V134H14ZM20 135V134H19ZM37 135H39V134H37ZM36 135V136H37ZM56 135H57V133H56ZM79 135V134H78ZM85 135V134H84ZM91 135V134H90ZM95 135H96V133H95ZM99 135V134H98ZM98 135H96V136H98ZM112 135V134H111ZM110 135V136H111ZM158 135V134H157ZM261 135V134H260ZM264 135V134H263ZM3 136H6V135H3ZM10 136H8V138L10 137ZM34 136V135H33ZM69 136V135H68ZM68 136H66V138L68 137ZM81 136V135H80ZM79 136V137H80ZM89 136V135H88ZM101 136L103 137V135H102V133L100 134V139H101ZM107 136V135H106ZM114 136V135H113ZM113 136H111V138H110V141H111V139H112V137ZM119 136V135H118ZM125 136H126V134H125ZM153 136V135H152ZM180 136V135H179ZM239 136H240V134H239ZM254 136V135H253ZM258 136H259V134H258ZM1 137V136H0ZM12 137H15V136H12ZM12 137H10V138H12ZM18 137V136H17ZM41 137V136H40ZM44 137V136H43ZM50 137V136H49ZM59 137V136H58ZM61 137V136H60ZM59 137V138H60ZM76 137V136H75ZM92 137H94L95 138V136H92ZM91 136H90V138H92ZM108 137V136H107ZM122 137H123V135H122ZM141 137V136H140ZM142 137H144V136H142ZM148 137V136H147ZM171 137H172V135H171ZM195 137V136H194ZM261 136H259V138H260ZM264 136H262V138H263ZM6 138H7V136H6ZM7 138V139H8ZM30 138V137H29ZM32 138V137H31ZM30 138V139H31ZM34 138H35V136H34ZM38 138H39V136H38ZM46 138V137H45ZM56 138V137H55ZM82 138V137H81ZM90 138H87V139H90ZM98 138V137H97ZM146 138V137H145ZM168 138V137H167ZM199 138V137H198ZM207 138H209V137H207ZM0 139H3V138H0ZM15 140H16V138H14ZM24 139V138H23ZM43 139V138H42ZM53 139V138H52ZM52 139H50V140H52ZM71 139V138H70ZM76 139H78V138H76ZM76 139L74 140L75 142H76ZM85 140V138H82V140ZM105 139H106V137H105ZM118 139V138H117ZM123 139V138H122ZM132 139H136V138H132ZM140 139V138H139ZM138 139V140H139ZM142 139V138H141ZM148 138H146V140H147ZM162 139H163V137H162ZM161 139V140H162ZM169 139H170V137H169ZM168 139V140H169ZM173 139V138H172ZM236 139V138H235ZM252 139H254V138H252ZM4 140H6V139H4ZM12 140H13V138H12ZM25 140V139H24ZM41 140V139H40ZM49 140V139H48ZM55 140V139H54ZM57 140H59V139H57ZM63 140H64V138H63ZM63 140H61V141H63ZM69 140V139H68ZM67 140V141H68ZM79 140V143H80V139H78ZM99 140V139H98ZM113 140V139H112ZM154 140V139H153ZM156 140H159V139H157L156 138ZM167 140V141H168ZM173 140H175V139H173ZM190 140H191V138H190ZM193 140V139H192ZM212 140V139H211ZM230 140V139H229ZM258 140H260V139H258ZM262 140V139H261ZM10 141H11V139H10ZM10 141H8L7 140V142H10ZM14 141V140H13ZM20 141V140H19ZM26 141V140H25ZM31 141H33V140H31ZM86 141H88V140H86ZM101 141V140H100ZM103 141V140H102ZM105 141V140H104ZM152 141V140H151ZM150 141V143H152V144H154L153 142H151ZM171 141V140H170ZM169 141V142H170ZM197 141V140H196ZM222 141V140H221ZM221 141H219V142H221ZM231 141V140H230ZM234 141H236V140H234ZM3 143H5L4 141H2ZM12 142V141H11ZM18 142V141H17ZM21 142H22V140H21ZM27 142V141H26ZM52 142V141H51ZM57 142V141H56ZM56 142L55 143H53V144H51V145H54V144H56ZM64 142V141H63ZM70 142V141H69ZM83 142V141H82ZM81 142V143H82ZM89 142V141H88ZM87 142V143H88ZM94 142V141H93ZM119 142V141H118ZM117 142V143H118ZM143 142H145L144 140H143ZM142 142V143H143ZM158 141H156V143H157ZM159 142H161V141H159ZM159 142H158V144H159ZM166 142V141H165ZM176 142V141H175ZM202 141H200V143H201ZM218 142V141H217ZM229 142V141H228ZM233 142V141H232ZM1 143V142H0ZM29 143V142H28ZM27 143V144H28ZM33 143V142H32ZM47 143L48 142H46V145H47ZM50 143V142H49ZM48 143V144H49ZM62 143V142H61ZM67 144V142H64V144ZM78 143V144H79ZM91 143H92V140H91ZM95 143V146H96V144H98L96 141L94 142ZM106 142H104V144H105ZM113 144L115 143V142H112ZM112 143H110L111 145H110V147L113 145ZM148 143V142H147ZM162 143H164V142H162ZM168 143V142H167ZM171 143V142H170ZM181 143V142H180ZM195 143V142H194ZM209 143H211V142H209ZM231 143V142H230ZM238 143V142H237ZM236 143V144H237ZM244 143V142H243ZM248 143H249V140H248ZM250 143H253V141L252 142H250ZM9 144H11V143H9ZM13 144L14 143H12V146H13ZM18 144V143H17ZM20 144V143H19ZM37 144V143H36ZM39 145L40 144H42V143H38ZM37 144V145H38ZM60 144V143H59ZM77 143H75L74 145H76ZM84 144H85V142H84ZM90 144V143H89ZM93 144V143H92ZM91 144V145H92ZM101 144H103V143H101ZM104 144H103V146H104ZM108 144V143H107ZM106 144V145H107ZM166 143H164V144H162V146H161V148L162 147H164L163 145H165ZM169 144V143H168ZM176 144V143H175ZM179 144V143H178ZM216 144V142L214 143V145ZM219 144V143H218ZM222 144V143H221ZM235 144V145H236ZM241 144V143H240ZM5 145V144H4ZM7 145V144H6ZM5 145V146H6ZM21 145H23L22 143H21ZM25 145V144H24ZM23 145V146H24ZM30 145H32V144H30ZM69 145V144H68ZM115 145V144H114ZM117 145V144H116ZM131 145V144H130ZM134 145V144H133ZM132 145V147H134ZM138 145H140L139 143H138ZM137 144H136V147L135 148H137V146H138ZM147 146H148V144H146ZM156 145V144H155ZM167 145V144H166ZM171 145V144H170ZM177 145V144H176ZM198 145H199V142H198ZM202 145H203V143H202ZM201 145V146H202ZM207 146H208V144H206ZM233 145V144H232ZM231 145V146H232ZM244 145V144H243ZM11 146V147H12ZM23 146L21 147V148H23ZM41 146V145H40ZM43 146V145H42ZM50 146V145H49ZM61 146H63V143H62V145ZM71 146V145H70ZM81 145L79 144V147H80ZM88 146H90V145H88ZM92 146H94V144L92 145ZM94 146V148H92V149H97L96 147ZM100 147H102L101 145H99ZM119 146V145H118ZM122 146V145H121ZM146 146V147H147ZM151 146V145H150ZM150 146H148V148H150ZM169 146V145H168ZM179 146V145H178ZM177 146V147H178ZM184 146H186V145H184ZM187 146H189V145H187ZM186 146V147H187ZM195 146V145H194ZM196 146H197V143H196ZM200 145L198 146V147H201ZM226 146V145H225ZM224 146V147H225ZM254 146V145H253ZM2 147H3V144H2ZM1 147V148H2ZM9 147V146H8ZM8 147H6V148H8ZM10 147V148H11ZM24 147H26V145L24 146ZM28 147H29V145H28ZM27 147V148H28ZM52 147V146H51ZM55 147H57V146H55ZM73 147V146H72ZM71 147V148H72ZM77 148V150L79 151V152H81L79 149H78V146H76ZM82 147H84L83 145H82ZM107 146H105V148H106ZM113 147V146H112ZM124 147H128L129 148V146H124ZM145 147V148H146ZM167 146H165L164 148H166ZM170 147H173V145L172 146H169L168 148H170ZM180 147H182V146H180ZM204 147V146H203ZM210 146H208V148H209ZM15 148V147H14ZM21 148H19V150L18 151H21L20 149ZM31 147H29V149H30ZM32 148H36V146L35 147H33L32 146ZM42 148V147H41ZM45 148V147H44ZM53 148V147H52ZM74 148H75V146H74ZM88 148V147H87ZM91 148V147H90ZM89 148V149H90ZM107 148H109V147H107ZM120 148V147H119ZM125 148V149H126ZM151 148L153 149L154 148V146H151ZM150 148V149H151ZM158 148V147H157ZM167 148V149H168ZM202 148V147H201ZM226 148H227V146H226ZM3 149V148H2ZM16 149H18V148H16ZM24 149H26V148H24ZM24 149H22V152H23V150ZM37 149V148H36ZM40 149V148H39ZM43 149V148H42ZM59 149V153H61V149L62 148H58ZM57 149V150H58ZM64 149H65V147H64ZM73 149V148H72ZM72 149L70 150L71 152H72V155H74V153H75V155L73 156V157H76V154H78V152L76 153V151L73 153V151H72ZM82 149V148H81ZM104 149V148H103ZM102 149V150H103ZM110 149V148H109ZM121 149H122V147H121ZM124 149V148H123ZM124 149V150H125ZM138 149V148H137ZM140 149V148H139ZM144 149V148H143ZM156 148H154V150H155ZM159 150H160V147L158 148ZM185 149V148H184ZM206 149V148H205ZM220 149V148H219ZM7 150V149H6ZM11 150H15V149H12L11 148ZM11 150H10V154H11ZM32 150H34V149H32ZM44 150V149H43ZM61 150V151H60ZM91 150V149H90ZM112 150V149H111ZM110 150V151H111ZM117 150H118V147H117ZM116 150V151H117ZM133 150V148L131 149V151ZM142 150V149H141ZM145 151H148V150H146V149H144ZM176 150V149H175ZM179 150V149H178ZM178 150H176V151H178ZM190 150V149H189ZM193 150V149H192ZM197 149H195V151H196ZM222 150V149H221ZM227 150H228V148H227ZM261 150H263V149H261ZM27 150H25V152H26ZM30 151V150H29ZM35 151V150H34ZM36 151H38V150H36ZM42 150H40L39 152H41ZM52 151H54V150H52ZM93 151V150H92ZM101 151V150H100ZM103 151H105V150H103ZM103 151L102 152H100V153H103ZM123 151V150H122ZM137 150H135V152H136ZM140 151V150H139ZM152 151V150H151ZM161 151H162V149H161ZM165 151V150H164ZM163 151V152H164ZM169 151V150H168ZM168 151H166L165 153H167ZM171 151H173V150H171ZM170 151V152H171ZM211 151V150H210ZM219 151V150H218ZM229 151V150H228ZM227 151V152H228ZM14 152V151H13ZM12 152V154H14ZM32 151H30V153H31ZM39 152H38V154H39ZM48 152H50L49 150H48ZM48 152H46V153H48ZM63 152H65V151H62V153H61V155L63 154V156L64 155H66V154H64ZM67 152V154H71V152H69V151H66ZM65 152V153H66ZM69 152V153H68ZM83 152V151H82ZM82 152L81 153H79V155H81V159L84 157V159H85V161H86V158H85V154H83V156H82ZM89 152V151H88ZM87 152V153H88ZM106 152H108V150L106 151ZM105 152V153H106ZM125 151H123V154H125L124 153ZM129 152V151H128ZM182 152H183V150H182ZM184 152H186V151H184ZM188 152V151H187ZM186 152V153H187ZM191 152V151H190ZM200 152V151H199ZM214 152H216V151H214ZM225 152V151H224ZM8 153V152H7ZM16 153V156H15V154H14V156L13 157H17V159H19L18 158V156H19V154L17 153V152H15ZM33 153V152H32ZM31 153V154H32ZM45 153V152H44ZM45 153V154H46ZM59 153H56L55 154V151H54V154L56 155V157L58 156L57 154H59ZM92 153V152H91ZM91 153L89 154L90 156H92V157H95V156H93L95 153H92V155H91ZM131 153H133V152H131ZM130 153V154H131ZM140 153V152H139ZM142 153H145V152H142ZM149 153V152H148ZM152 153V152H151ZM211 153V152H210ZM221 153V152H220ZM243 153V152H242ZM18 154V155H17ZM26 154H27V152H26ZM33 154H36V153H33ZM38 154H36L37 155V157H38ZM41 154H43V153H41ZM96 154H97V152H96ZM95 154V155H96ZM108 153H106L105 155H107ZM118 154V153H117ZM169 154V153H168ZM171 154V153H170ZM169 154V155H170ZM184 154V153H183ZM191 154V153H190ZM193 154H194V152H193ZM197 154V153H196ZM195 154V155H196ZM199 154V153H198ZM206 154V153H205ZM241 154V153H240ZM261 154V153H260ZM21 155H24V154H21ZM28 155H30V154H27V157H30V156H28ZM48 155V154H47ZM50 155V154H49ZM55 155H54V157H55ZM88 154H86V157L87 156H89ZM98 155H100V156H102V154H99L98 153ZM98 155H97V157H98ZM119 155H121V153L119 154ZM118 155V156H119ZM133 155H134V153H133ZM142 155V154H141ZM147 155V154H146ZM146 155H144V156H146ZM161 155V154H160ZM160 155H158V156H160ZM204 155V154H203ZM213 155V154H212ZM222 155V154H221ZM225 155V154H224ZM243 155H244V153H243ZM246 155V154H245ZM7 156H9V155H7ZM33 156V155H32ZM32 156H31V158H32ZM40 156V155H39ZM68 156V155H67ZM66 156V157H67ZM89 156V157H90ZM115 156H117V155H115ZM122 156H127V155H122ZM136 156H138V155H136ZM135 156V157H136ZM144 156H142V157H144ZM149 156H151V155H149ZM157 156V157H158ZM162 156V155H161ZM175 156H176V154H175ZM201 156V155H200ZM213 156H215V155H213ZM229 156V155H228ZM1 157V156H0ZM26 157V158H27ZM52 156H50V158H51ZM53 157V158H54ZM71 157V156H70ZM78 157V156H77ZM80 157V156H79ZM89 157H87V159L89 160ZM103 157V156H102ZM105 157V156H104ZM134 157V156H133ZM133 157H132V159H133ZM139 157V156H138ZM141 157V158H142ZM154 157V156H153ZM210 157V156H209ZM216 157V156H215ZM227 157V156H226ZM232 157V156H231ZM234 157V156H233ZM246 157V156H245ZM6 158V157H5ZM15 158H13V159H15ZM34 158V157H33ZM39 158H41V156L39 157ZM91 158V157H90ZM108 158H109V156H108ZM112 158H113V156H112ZM114 158H116V157H114ZM118 158H120V157H118ZM122 158V157H121ZM127 158V157H126ZM162 158V157H161ZM165 159H166V157H164ZM171 158V157H170ZM169 158V159H170ZM183 158V157H182ZM222 158H223V156H222ZM228 158V157H227ZM244 158V157H243ZM256 158V157H255ZM263 158V157H262ZM3 159V158H2ZM7 159H9L8 157H7ZM22 159V158H21ZM21 159H19V160H21ZM28 159V158H27ZM27 159H25V160H27ZM58 159V158H57ZM60 159V158H59ZM58 159V160H59ZM80 159V158H79ZM78 158H77V160L78 161H80V163H81V159L79 160ZM96 159V158H95ZM99 160H101L100 158H98ZM117 159V158H116ZM116 159H111L112 161H115ZM131 159V158H130ZM129 159V160H130ZM146 159V158H145ZM147 159H149V157L147 158ZM163 159V158H162ZM193 159V158H192ZM216 159V158H215ZM214 159V160H215ZM240 159V158H239ZM23 160V159H22ZM37 160V159H36ZM47 160H50V159H47ZM51 160H52V158H51ZM54 160H56V158L54 159ZM70 160L72 161V158H70ZM70 160H67V161H70ZM75 160V159H74ZM87 160V161H88ZM91 160V159H90ZM93 160V159H92ZM111 160H110V162H111ZM126 160V159H125ZM128 160V161H129ZM135 160H136V158L134 159V160H132V162L134 161L135 162ZM137 160H141L142 161V159H138L137 158ZM158 160V159H157ZM167 160V159H166ZM201 160V159H200ZM220 160V159H219ZM227 160V159H226ZM237 160V159H236ZM246 160V159H245ZM0 161H1V159H0ZM9 161V160H8ZM11 161V160H10ZM35 161V160H34ZM38 161V160H37ZM43 161V160H42ZM85 161H84V164H85ZM95 161H97V160H95ZM103 161H104V159H103ZM121 161H122V159H121ZM131 161V160H130ZM146 161L147 160H145L144 161V159H143V163H146ZM148 161H150V160H148ZM151 161H153V160H151ZM150 161V162H151ZM155 161H156V156H155ZM158 161H160V160H158ZM161 161H163V160H161ZM176 161H178L177 159H176ZM213 161V160H212ZM211 161V162H212ZM255 161V160H254ZM12 162V161H11ZM19 162V161H18ZM25 162V161H24ZM41 162V161H40ZM46 162V161H45ZM66 162V161H65ZM73 162V161H72ZM75 162V161H74ZM101 162H102V160H101ZM116 162V161H115ZM127 162V161H126ZM166 162V161H165ZM164 162V163H165ZM189 162V161H188ZM222 162V161H221ZM226 162V161H225ZM228 162V161H227ZM226 162V163H227ZM253 162V161H252ZM1 163H2V161H1ZM21 163H23V162H21ZM20 163V164H21ZM27 163H28V161H27ZM34 163V162H33ZM47 163V162H46ZM70 163V162H69ZM76 163H77V161H76ZM79 163V162H78ZM91 163V162H90ZM93 163V162H92ZM98 163V162H97ZM128 163H131V162H128ZM127 163V164H128ZM140 163V162H139ZM138 163V164H139ZM170 163V162H169ZM173 163V162H172ZM193 163V162H192ZM195 163V162H194ZM193 163V164H194ZM196 163H198V162H196ZM195 163V164H196ZM200 163V162H199ZM213 163V162H212ZM216 163V162H215ZM3 164H5L4 162H3ZM13 164V163H12ZM19 164V163H18ZM29 164H30V162H29ZM35 164H38V162L37 163H35ZM48 164H49V162H48ZM55 164V163H54ZM65 164V163H64ZM83 164V163H82ZM82 164H80V165H82ZM88 164H89V162H88ZM94 164H95V162H94ZM111 164V163H110ZM113 164H114V162H113ZM113 164H111L112 166H113ZM117 164V163H116ZM137 164V165H138ZM141 164H142V162L140 163V166H141ZM146 164H148V163H146ZM178 164H180V163H178ZM178 164H176V165H178ZM8 165V164H7ZM25 165V164H24ZM56 165V164H55ZM57 165H59V164H57ZM56 165V166H57ZM87 165V164H86ZM102 165V164H101ZM104 165V164H103ZM118 165V164H117ZM119 165H121V166H123L122 164H119ZM118 165V166H119ZM131 165V164H130ZM143 165V164H142ZM167 165V164H166ZM189 165V164H188ZM187 165V166H188ZM191 165V164H190ZM224 165H226V164H224ZM1 166V165H0ZM34 166V165H33ZM44 166V165H43ZM46 166V165H45ZM60 166V168H61V166L62 165H59ZM70 166V165H69ZM89 166H92V165H89ZM88 165H87V167H89ZM97 166H98V164H97ZM117 166V167H118ZM133 166V165H132ZM136 166V165H135ZM182 166V165H181ZM180 166V167H181ZM11 167V166H10ZM13 167V166H12ZM16 167V166H15ZM47 167V166H46ZM83 167H85V166H83ZM95 166L93 165V167L92 168H94ZM123 167H125V168H128V167H126V165L125 166H123ZM152 167V166H151ZM166 167V166H165ZM174 167V166H173ZM207 167V166H206ZM220 167V166H219ZM44 168V167H43ZM54 168H55V166H54ZM70 168V167H69ZM68 168V169H69ZM75 168H76V166H75ZM80 168H82V167H80ZM96 168V167H95ZM100 168V167H99ZM102 168H105V167H103L102 166ZM106 168L108 169V167L106 166ZM130 168H132V167H130ZM129 168V169H130ZM142 168V167H141ZM155 168V167H154ZM157 168H158V166H157ZM170 169H171V167H169ZM176 168V167H175ZM183 168V167H182ZM193 168V167H192ZM5 169V168H4ZM20 169H23V168H20ZM47 169H49V171H50V168H49V166H48V168ZM64 169V168H63ZM62 169V170H63ZM79 169V168H78ZM117 169V168H116ZM145 169V168H144ZM149 169V168H148ZM187 169V168H186ZM222 169V168H221ZM8 170V169H7ZM6 170V171H7ZM13 170V169H12ZM56 170V169H55ZM84 170V169H83ZM86 170V169H85ZM84 170V171H85ZM100 170V169H99ZM98 169H97V171H99ZM103 170V169H102ZM153 170V169H152ZM151 170V171H152ZM176 170V169H175ZM199 170V169H198ZM209 170H211L210 168H209ZM18 171V170H17ZM64 171H67V169L66 170H64ZM72 171V170H71ZM82 171V170H81ZM107 173H108V171L107 170H105ZM116 171V170H115ZM174 171V170H173ZM183 171V170H182ZM196 171V170H195ZM194 171V172H195ZM217 171H218V169H217ZM224 171V170H223ZM13 172V171H12ZM74 172V171H73ZM76 172V171H75ZM77 172H79V171H77ZM121 172H123V171H121ZM126 172V171H125ZM176 172V171H175ZM185 172V171H184ZM211 172V171H210ZM214 172V171H213ZM225 172V171H224ZM91 173V172H90ZM100 173V172H99ZM140 173V172H139ZM144 173V172H143ZM182 173V172H181ZM188 173V172H187ZM198 173V172H197ZM196 173V174H197ZM94 174H95V171H94ZM119 174V173H118ZM121 174V173H120ZM127 174V173H126ZM177 174V173H176ZM179 174V173H178ZM177 174V175H178ZM184 174V173H183ZM151 175V174H150ZM156 175V174H155ZM185 176H186V174H184ZM184 175H182V176H184ZM189 175V174H188ZM131 176H132V174H131ZM153 176V175H152ZM176 176V175H175ZM181 176V175H180ZM191 176V175H190ZM188 177V176H187ZM224 177V176H223ZM222 177V178H223ZM227 178V177H226ZM234 178V177H233ZM175 179V178H174ZM186 179V178H185ZM184 179V180H185ZM235 179H237V178H235ZM235 179H234V181H235ZM24 180V179H23ZM23 180H21V181H23ZM140 180H142V179H140ZM154 180H155V178H154ZM164 180V179H163ZM219 180V179H218ZM233 180V179H232ZM20 181V182H21ZM27 181H29V180H27ZM30 181H32V180H30ZM34 181H35V179H34ZM38 181V180H37ZM43 181V180H42ZM48 181V180H47ZM46 181V182H47ZM65 181H67V180H65ZM77 181V180H76ZM139 181V180H138ZM145 181V180H144ZM153 181V180H152ZM159 180H157V183H159L158 182ZM183 181V180H182ZM221 181H222V179H221ZM220 181V182H221ZM23 182H26V181H23ZM36 182V181H35ZM74 182V181H73ZM79 182V181H78ZM77 182V183H78ZM134 182H136V180L134 181ZM154 182V181H153ZM156 182V181H155ZM162 182H165V181H162ZM162 182H160V183H162ZM183 182H185V181H183ZM183 182H181V183H178V184H181L182 185V183ZM186 182H188V181H186ZM264 182V181H263ZM15 183V182H14ZM28 183V182H27ZM33 183V182H32ZM43 183V182H42ZM47 183H50L49 181L47 182ZM54 183V182H53ZM53 183H51V186L53 185ZM65 183V182H64ZM76 183V182H75ZM76 183V184H77ZM80 184L82 183V182H79ZM79 183H78V185H79ZM88 183V182H87ZM125 183H127V182H125ZM148 182H146V184H147ZM149 183H151L150 181H149ZM149 183L146 185V184H144V183H142V184H140L139 182L137 183H130V184H122V185H120V186H115L114 187V185H113V183H112V185H110V188L108 189V188H102V189H100L99 188V186H102V184L100 183V185L99 186H97V188L98 189H96L95 187L93 188L92 186L90 187L88 184H86V183H83V185H80V186H82V187H79V186H76V188L74 187H71V188H68V187H64V188H59L58 187V185L55 187V185L54 186H52L53 188H52V190H51V188L49 189V193H47V195H43L44 194V192H46V189H48L49 187H51V186H49V187H47V188H45L46 186H43L44 188L43 189H45L44 191H43V189H42V191H43V196L41 195V193L38 195V197H37V195L35 194V192H34V190H32V189H34L33 187H31L32 189L30 190V191H33L34 192V194L36 195V198H33L32 197V195H31V198H29V195L31 194L29 191L27 192V190L26 189H23L24 190V192L25 193H23V195H20V194H18V196L20 195V196H23L24 198L22 199L24 202H28V204L30 205L31 203V205H30V207H32V205H33V207L35 206L36 208H39V209H42L43 208V210L45 209V210H47V209H55V211L54 212H56V209L57 210H59V211H61V210H69V212L70 211H72V209H74L76 206L75 205H78V207H82V208H86V207H83V206H88V205H98V203L100 204V202H103V201H106V200H108V199H110V197H113V198H115V197H117V199L118 198H122V197H131V196H137L138 194L140 195L141 194V197L145 194V193H147L148 191H150L151 189H152V187H149L150 185H149ZM159 183V184H160ZM174 183H175V181H174ZM177 183V182H176ZM234 184H235V182H233ZM2 184V183H1ZM4 184H6V183H4ZM11 184V183H10ZM12 184H13V182H12ZM23 185H25L24 183H22ZM30 184V183H29ZM38 184V183H37ZM58 184V183H57ZM63 183H61V185H62ZM70 184V183H69ZM74 184V183H73ZM76 184H74V185H76ZM87 186H86V185ZM92 184V183H91ZM90 184V185H91ZM144 184V185H143ZM153 184V183H152ZM164 185H162V186H164L163 187V189H160V188H162V187H159V188H157V190H154L155 192L157 191V192H159L160 191V193L162 192L161 190H164L165 192H163L164 193V196H168V191L169 190H167V193H166V188H167V183H163ZM178 184H176V185H178ZM229 184V183H228ZM231 184H232V182H231ZM234 184H232L233 186H236L237 188H239L238 186H240V185H234ZM264 184V183H263ZM9 185V184H8ZM13 185H15V184H13ZM13 185H12V187H13ZM19 185H20V183H19ZM19 185L17 186V187H19ZM33 185V184H32ZM31 185V186H32ZM35 185V184H34ZM43 185V184H42ZM46 185V184H45ZM48 185V184H47ZM50 185V184H49ZM65 185V184H64ZM63 185V186H64ZM68 185V184H67ZM98 185V184H97ZM105 185V184H104ZM116 185V184H115ZM161 185V184H160ZM160 185H158V186H160ZM169 185V184H168ZM185 185V184H184ZM187 185V184H186ZM190 185V184H189ZM244 185V184H243ZM11 186V185H10ZM9 186V187H10ZM25 186H28V187H30L28 184H26ZM24 186V188H26ZM69 186V185H68ZM85 186H86V189H85ZM108 186V185H107ZM170 186H171V184H170ZM180 186V185H179ZM224 186V185H223ZM242 186V185H241ZM254 186V185H253ZM252 186V187H253ZM3 187H4V185H3ZM6 187V186H5ZM16 187V186H15ZM21 187V186H20ZM38 187V186H37ZM36 187V188H37ZM42 187V186H41ZM58 187V188H57ZM89 187V188H88ZM112 187V188H111ZM156 187V186H155ZM172 187V189L174 188L173 186H171ZM171 187H169L170 189H171ZM183 187V186H182ZM182 187H180V188H182ZM220 187V186H219ZM236 187H235V189H236ZM261 187H263V188H260V190H259V192L260 193H258L257 195H256V193H254L256 196H258V197H260V198H258V199H256L257 201V203H258V205H257V208H255L256 207V204L255 205H253V204H250V203H248V204H245V205H243V204H241V205H243V206H241V207H239V209L240 210H242L241 212H243L244 213V215L246 216V215H252V216H255V217H263L264 218V205L261 207V209H259V204L261 203H263V201H264V194H263V196L261 195V193H263L262 192V190L264 189V186L262 185ZM7 188H8V186H7ZM6 188V189H7ZM22 188V187H21ZM55 188V189H54ZM168 188V189H169ZM186 188V187H185ZM198 188V187H197ZM223 188V191H224V189H225V191H227L228 189H234L232 186H231V188H230V186H228L227 188V190H226V186L225 187H222ZM246 188V187H245ZM6 189H3L2 188V190H0V191H5ZM12 189V188H11ZM14 189V188H13ZM19 189V188H18ZM29 189V188H28ZM150 189V190H149ZM153 189H154V186H153ZM156 189V188H155ZM160 189V190H159ZM175 189V188H174ZM173 189V190H174ZM188 189V188H187ZM190 189V188H189ZM220 189V188H219ZM240 189V188H239ZM241 189H243L242 187H241ZM22 189H20V191H21ZM26 190V191H25ZM51 190V191H50ZM197 189H195L194 191L197 193L199 190H197ZM204 190H206V189H204ZM204 190H203V192H204ZM215 190V189H214ZM213 190V191H214ZM222 190V189H221ZM8 191V189L6 190V192ZM17 191V190H16ZM35 191H36V189H35ZM39 191H41V190H39ZM175 191V190H174ZM176 191H177V187H176ZM178 191H180L179 189H178ZM188 190H186V192H187ZM194 191H192L193 193H194ZM201 191V190H200ZM199 191V192H200ZM10 192V191H9ZM29 194H27V193ZM37 194H38V189H37ZM47 192H48V190H47ZM156 192V193H157ZM216 192V191H215ZM214 192V193H215ZM219 192V191H218ZM232 192V191H231ZM230 192V193H231ZM238 192V191H237ZM249 192H250V190H249ZM3 193V192H2ZM8 193V192H7ZM6 193V194H7ZM11 193H16V192H11ZM19 193H21V192H19ZM149 193H154L153 191L151 192H149ZM148 193V194H149ZM162 193V194H163ZM170 193V192H169ZM173 193V191L171 190V194ZM181 192H179L178 193V196H179V194H180ZM195 193V194H196ZM209 193H210V191H209ZM221 193V192H220ZM5 194V193H4ZM4 194H3V196H4ZM5 194V196H4V198H5V200H6V198H9L10 197V195L9 196H7ZM10 194V193H9ZM24 194H26V197L24 196ZM136 194V195H135ZM155 194V193H154ZM159 194V193H158ZM166 194V195H165ZM175 194V197L177 196L176 195V193H174ZM173 194V195H174ZM199 194V196H200V194H201V196H203V198H204V195H202V193L200 192V193H198ZM217 194V193H216ZM219 194V193H218ZM227 194V193H226ZM241 194V193H240ZM245 194V193H244ZM11 195H13V194H11ZM17 195V194H16ZM27 195H28V197H27ZM35 195H34V197H35ZM109 195H111V196H109ZM146 196H148L147 194H145ZM150 195V194H149ZM156 195V194H155ZM170 195V194H169ZM181 195V194H180ZM197 195V194H196ZM212 195V194H211ZM221 195V194H220ZM222 195H223V193H222ZM224 195H225V193H224ZM242 195H243V193H242ZM260 195V196H259ZM3 196H2V199H0V202H1V200L2 201H4V199H3ZM115 196V197H114ZM163 196V195H162ZM164 196H163V198H164ZM192 196H194L195 198H197L195 195H192ZM206 196H209V194L208 195H206ZM227 196V195H226ZM261 196H262V198H261ZM1 197V196H0ZM13 197V196H12ZM138 197V196H137ZM154 197V196H153ZM153 197H150V199L151 198H153ZM170 197V196H169ZM173 198V199H176V198ZM180 197V196H179ZM211 197V196H210ZM247 197V196H246ZM14 198V197H13ZM13 198H11V199H13ZM19 198V197H18ZM22 198V197H21ZM20 198V199H21ZM156 198V197H155ZM167 198V197H166ZM171 198V197H170ZM206 198V197H205ZM227 198V197H226ZM10 199V198H9ZM9 199H7V201H9ZM10 199V200H11ZM15 199H17V198H15ZM15 199H13V200H15ZM20 199H19V201H17V202H20ZM112 199V198H111ZM129 199V198H128ZM127 199V200H128ZM132 199V198H131ZM143 199V198H142ZM148 199H149V197H148ZM227 199H230V198H227ZM240 199H242V198H240ZM240 199H238V200H240ZM248 199V198H247ZM253 199H255V198H253ZM115 200V199H114ZM135 200V199H134ZM133 200V201H134ZM137 200V199H136ZM135 200V203H134V205L135 204H137V201ZM146 200V199H145ZM153 200H154V198H153ZM167 200V199H166ZM171 200V199H170ZM169 200V201H170ZM178 200V199H177ZM181 200H183V199H181ZM189 200H191V199H189ZM200 200V199H199ZM202 200V199H201ZM237 200V199H236ZM7 201H5V202H7ZM118 201V200H117ZM116 201V203H118ZM120 201H122V200H120ZM142 201V200H141ZM140 201V202H141ZM162 201V200H161ZM168 201V203H169V206H170V202ZM178 201H180V199L178 200ZM177 201V202H178ZM198 201V200H197ZM196 201V202H197ZM205 201V200H204ZM207 201V200H206ZM245 202H246V200H244ZM67 202V204H69V205H67V204H65V203ZM112 202H113V200H112ZM129 202L131 203V201L129 200ZM143 202V201H142ZM141 202V203H142ZM164 202H166L165 200H164ZM190 202V201H189ZM189 202H187L186 204H183V207H188V206H190L189 205ZM194 202V201H193ZM200 202V201H199ZM220 202V201H219ZM221 202H223V201H221ZM240 202L242 203V201L240 200ZM239 201L238 202H236L237 204L238 203H240ZM260 202V203H259ZM10 203H12V201L10 202ZM14 203V202H13ZM22 204H24L23 202H21ZM60 203V205H58ZM62 203H64V205H66V207H67V209L65 208V206L64 205H62ZM116 203H114V204H116ZM123 203V205H124V202H122ZM132 203V204H133ZM145 204L146 203H148V201L146 202H144ZM152 203H153V201H152ZM191 203V202H190ZM207 203V202H206ZM205 203V204H206ZM216 203V201L214 202V204ZM236 203H234V204H236ZM18 204V203H17ZM108 204V203H107ZM113 204V205H114ZM120 204H121V202H120ZM119 204V205H120ZM159 204V203H158ZM162 204H163V202H162ZM180 204H181V202H180ZM179 204V205H180ZM196 204V203H195ZM204 204V205H205ZM213 204V203H212ZM212 204H210V205H212ZM217 204V203H216ZM219 204V203H218ZM264 204V203H263ZM5 205H7V204H5ZM9 205H11V204H9ZM12 205H14V204H12ZM80 205V206H79ZM83 205V206H82ZM102 205V204H101ZM111 205V204H110ZM122 205V206H123ZM139 205V204H138ZM138 205H136V206H138ZM154 205V204H153ZM160 205V204H159ZM158 205V206H159ZM193 205V204H192ZM197 205V204H196ZM209 205V204H208ZM220 205V204H219ZM0 206H2V205H0ZM22 206V208H24L23 207V205H21ZM21 206H19V207H21ZM75 206V207H74ZM121 206V205H120ZM119 206V207H120ZM131 206H133V205H131ZM142 206V205H141ZM164 206H167L166 204H164ZM214 206H216V205H214ZM235 206H237V205H235ZM234 206V208H237V207H235ZM238 206H240V204L238 205ZM4 207V206H3ZM7 207V206H6ZM28 207V206H27ZM68 207H70V208H68ZM108 207H110V206H108ZM112 207V206H111ZM180 206H177L176 208H179ZM194 207H195V205H194ZM204 207V209H205V206H203ZM206 207H207V205H206ZM210 207V206H209ZM213 207V206H212ZM217 207H218V205H217ZM14 208H16V207H12L11 208V210L12 211H14ZM21 208V209H22ZM26 208V207H25ZM61 210H60V209ZM65 208V209H64ZM72 208V209H71ZM81 208V209H82ZM98 208H99V206H98ZM142 208V207H141ZM161 208V207H160ZM159 208V209H160ZM167 208H168V206H167ZM232 208V207H231ZM3 209H5V208H3ZM7 209H8V207H7ZM26 209H28L29 210V208H26ZM25 209V210H26ZM39 209H37V211L39 210ZM94 209V208H93ZM96 210H97V208H95ZM103 209V208H102ZM109 209H111V208H109ZM112 209H114L113 207H112ZM124 209V208H123ZM132 209V208H131ZM134 209V208H133ZM137 209V208H136ZM142 209H144V208H142ZM163 209V208H162ZM161 209V210H162ZM164 209H166L165 207H164ZM197 209V208H196ZM206 209H208V208H206ZM212 209V208H211ZM215 209V208H214ZM213 209V210H214ZM10 210V211H11ZM16 210V209H15ZM31 210V209H30ZM33 210H35V208H33ZM32 210V211H33ZM75 210V209H74ZM95 210V212H97L98 210H100V209H98L97 211ZM104 210V209H103ZM102 210V211H103ZM107 210V209H106ZM116 210V209H115ZM125 210V209H124ZM161 210H158V208L157 209H155L154 208V210L153 209H150V210H148V213L146 214L145 212V214H138L137 212V215H136V220H137V218H144V217H146V216H149V215H154L156 212L157 213H159ZM169 210H171V209H168V211ZM185 210V209H184ZM183 210V211H184ZM189 210H191V209H189ZM209 210V209H208ZM212 210V211H213ZM226 210V209H225ZM235 209H233V211H234ZM2 211V210H1ZM17 211H18V209H17ZM21 211V210H20ZM47 211H49V210H47ZM59 211H58V213H59ZM94 211V210H93ZM114 211V210H113ZM113 211H111V212H113ZM121 211V210H120ZM139 211V210H138ZM165 211V210H164ZM174 211V210H173ZM206 211V210H205ZM232 211V212H233ZM237 211V210H236ZM4 211H2V213H3ZM6 212V211H5ZM4 212V213H5ZM21 212H24V211H21ZM26 212V211H25ZM40 212H43V211H40ZM49 212H51V211H49ZM74 212V211H73ZM72 212V213H73ZM76 212H78L79 213V211H78V209L76 210ZM81 212V211H80ZM99 212V211H98ZM107 212V211H106ZM114 212H118V211H114ZM123 212V211H122ZM121 212V213H122ZM134 212V211H133ZM181 212V211H180ZM202 212H203V210H202ZM217 212V211H216ZM238 212H240V211H238ZM237 212V213H238ZM238 213L239 215L240 214H242V213ZM3 213V214H4ZM14 213V212H13ZM17 213V212H16ZM20 213V212H19ZM19 213H17V214H19ZM27 213V212H26ZM30 213V212H29ZM29 213H28V216H29ZM32 213V212H31ZM35 213H36V211H35ZM35 213H32V214H35ZM39 213V212H38ZM36 214V216L38 215V216H40L39 214ZM47 214H49L48 212H46ZM61 213H62V211H61ZM61 213H59L60 215H61ZM67 213V212H66ZM71 213V214H72ZM84 214H85V212H83ZM124 213H125V211H124ZM135 213V214H136ZM183 213V212H182ZM197 213V212H196ZM213 213V212H212ZM218 213V212H217ZM6 214V213H5ZM4 214V215H5ZM21 214V213H20ZM23 214V213H22ZM45 214V213H44ZM52 214H53V212H52ZM63 215H64V211H63V213H62ZM84 214H82L81 216L83 217L84 216ZM87 214V213H86ZM106 214V213H105ZM108 214V213H107ZM133 214V213H132ZM167 214V213H166ZM168 214H170V212L168 213ZM168 214H167V216H168ZM178 214H179V212H178ZM203 214V213H202ZM219 214V213H218ZM226 214V213H225ZM237 214V215H238ZM0 215H1V213H0ZM4 215H1V217L2 216H4ZM46 215V214H45ZM50 215V214H49ZM48 215V216H49ZM53 215H55V214H53ZM56 215H58V214H56ZM59 215V216H60ZM66 215V214H65ZM79 214H77V217H79L78 216ZM88 215V214H87ZM116 215V214H115ZM117 215H119L118 213H117ZM117 215L116 216H114V214H113V217L115 218H117ZM129 215V214H128ZM156 215V214H155ZM154 215V216H155ZM175 215V214H174ZM196 215V214H195ZM228 215V214H227ZM234 215H236V214H234ZM10 216V215H9ZM19 216V215H18ZM31 216V215H30ZM29 216V217H30ZM42 216V215H41ZM68 217H69V215H67ZM94 216H95V213H94ZM93 215H91V217H94ZM97 216H99V214L98 215H96V217ZM109 216V215H108ZM127 216V215H126ZM125 216V217H126ZM131 216V215H130ZM133 216V215H132ZM138 216V217H137ZM162 216H163V214H162ZM166 215L164 216V217H167ZM171 217H172V214L170 215ZM192 216V215H191ZM206 216V215H205ZM204 216V217H205ZM212 216H215V215H212ZM217 216V215H216ZM219 216V215H218ZM244 216V217H245ZM0 217V218H1ZM15 217V216H14ZM21 217V216H20ZM22 217H23V215H22ZM35 217V216H34ZM33 217V218H34ZM47 218V216H44V218ZM51 217V216H50ZM62 217H64V216H62ZM67 217V218H68ZM71 217H73V216H70V220H72L71 219ZM87 216H85L84 218H86ZM90 217V216H89ZM89 217H87V219L89 218ZM90 217V218H91ZM95 217V218H96ZM102 217V216H101ZM100 217V218H101ZM119 217V216H118ZM120 217H121V215H120ZM156 217V216H155ZM225 217V216H224ZM227 217V216H226ZM4 218V217H3ZM2 218V219H3ZM19 218V217H18ZM18 218H15V219H18ZM24 218V217H23ZM31 218V217H30ZM37 218V217H36ZM35 218V219H36ZM42 218V217H41ZM43 218V220H45ZM60 218V217H59ZM81 218V217H80ZM89 218V219H90ZM97 218H99V217H97ZM96 218V219H97ZM108 218H110V217H108ZM114 218L112 219V220H114ZM122 218V217H121ZM131 218V217H130ZM133 218V217H132ZM161 218H163V217H161ZM175 218H176V216H175ZM214 218V217H213ZM219 218V217H218ZM243 218V217H242ZM20 219V218H19ZM48 219H49V217H48ZM48 219H46V222H45V224L47 225L48 223H47V221H48ZM54 219V218H53ZM53 219H51V220H53ZM57 219V218H56ZM64 219V218H63ZM66 219V218H65ZM64 219V220H65ZM73 219H74V217H73ZM78 219L79 218H77L76 220L78 221ZM88 219V220H89ZM106 219V218H105ZM124 219V218H123ZM150 219V218H149ZM163 219H165V218H163ZM170 219V218H169ZM174 219V218H173ZM195 219V218H194ZM203 219V218H202ZM210 219V218H209ZM222 219V218H221ZM220 219V220H221ZM224 219V218H223ZM247 219V218H246ZM4 220H7L6 218L4 219ZM3 220V221H4ZM8 220H11V219H9V217H8ZM8 220H7V222H8ZM13 220V219H12ZM37 220V219H36ZM41 220V219H40ZM39 220V221H40ZM50 220V219H49ZM51 220L49 221V222H51ZM62 220V219H61ZM67 220H69V218L67 219ZM69 220V221H70ZM75 220V221H76ZM86 220V219H85ZM91 220V219H90ZM89 220V221H90ZM109 220V219H108ZM122 220V219H121ZM132 220V219H131ZM152 220H153V218H152ZM175 220V219H174ZM201 220V219H200ZM219 220V221H220ZM244 220V219H243ZM24 221V220H23ZM32 221H33V219H32ZM58 220H56L55 222H57ZM60 221V220H59ZM63 221V220H62ZM98 221V220H97ZM111 221V220H110ZM118 221V220H117ZM125 221V220H124ZM123 221V222H124ZM133 221V220H132ZM144 221V220H143ZM143 221H142V223H143ZM207 221H208V219H207ZM222 221H224V220H222ZM235 221H237V220H235ZM246 221H248V220H246ZM262 221V220H261ZM260 221V222H261ZM6 222V221H5ZM4 222V223H5ZM11 222L12 221H10L9 223L11 224ZM15 222H19V221H16L15 220ZM15 222H12L13 224H12V226L13 225H16V223ZM34 222V221H33ZM41 222V221H40ZM55 222H53V223H51V224H54ZM73 222H74V220H73ZM78 222H80V221H78ZM86 222H87V220H86ZM85 222V223H86ZM100 222V221H99ZM102 222V221H101ZM115 222V221H114ZM120 222H122V221H120ZM136 222H138V221H136ZM200 222V221H199ZM205 222V221H204ZM212 222V223H211ZM211 222H209L208 224H206V225H209V224H211V226L216 222V223H218V220H216L215 222L214 221H211ZM242 222V221H241ZM257 222V221H256ZM1 223H3V222H1ZM24 223V222H23ZM25 223H26V221H25ZM37 223V222H36ZM63 223V222H62ZM61 223V225L63 226V224H65V223H63L62 224ZM72 223V222H71ZM81 223V222H80ZM89 223V222H88ZM116 223V222H115ZM135 223V222H134ZM150 223V222H149ZM170 223V222H169ZM172 223V222H171ZM191 223V222H190ZM189 223V224H190ZM202 223V222H201ZM200 223V224H201ZM220 223V222H219ZM224 223V222H223ZM7 224V223H6ZM20 224H22V223H20ZM27 224V223H26ZM29 224H31V223H29ZM50 224V225H51ZM57 224V223H56ZM55 224V225H56ZM59 224V223H58ZM99 224V223H98ZM103 224V223H102ZM121 223H119V224H117L118 226L120 225ZM123 224V223H122ZM125 224V223H124ZM123 224V225H124ZM131 224H133V223H131ZM141 224V223H140ZM199 224V225H200ZM205 224V223H204ZM9 225V224H8ZM32 226H33V224H31ZM45 225V226H46ZM109 225H111V224H109ZM139 225V224H138ZM143 225V224H142ZM150 225V224H149ZM198 225V226H199ZM219 225H222V224H219ZM244 225H246V224H244ZM253 225V224H252ZM18 226V225H17ZM27 226H28V224H27ZM36 226H37V224H36ZM45 226H41L40 228L39 227H36L35 229H36V231L38 230V228H39V230H38V232H40V234L38 235V236H35V237H25V238H28V240H26V241H24L23 242V240H21L22 242H20V240H17L16 238H14L13 236L14 235H12V237H3V236H1L0 237V247L2 246V248H1V251H2V254H3V247H8L7 249H10V248H14V250L16 249V247H18V246H21V245H25V246H27V248L28 247H30L31 249H32V247H37V246H44L46 243H47V241L51 238V236L52 237H54L55 236V234L56 233H59L58 234V237H59V235H62L63 233H64V235L65 234H68V236H71V238L73 237V239L72 240H74V237L76 236V239L74 240V241H77V238L78 237H88L89 235H86L85 233H83L85 230H80V229H86V225L84 224V226L85 227H83V224H82V226H80V227H77L78 226V224H77V226H75L74 227V225L72 226V225H70V226H72V227H70V226H68L67 227V225H65L66 227H61V228H59L58 229V226L55 228L54 226V229H52L51 228V231L48 229V226L49 225H47L46 227ZM52 226V225H51ZM90 226V225H89ZM115 226V225H114ZM125 226V225H124ZM176 226V225H175ZM177 226H179V225H177ZM183 226H184V224H183ZM182 226V227H183ZM194 226H195V224H194ZM193 226V227H194ZM196 226H197V224H196ZM211 226H210V228H211ZM215 226H216V224H215ZM218 226V225H217ZM222 226H224V225H222ZM31 227V226H30ZM30 227H29V229H30ZM34 227H35V225H34ZM45 227V228H44ZM50 227V226H49ZM59 227H60V225H59ZM88 227V226H87ZM91 227V226H90ZM96 227V226H95ZM111 227V226H110ZM122 227V226H121ZM170 227V226H169ZM188 227V226H187ZM189 227H191V226H189ZM201 227V226H200ZM199 227V228H200ZM208 227V226H207ZM214 227V226H213ZM243 227H245V226H243ZM33 228V227H32ZM117 228V227H116ZM178 227H176V229H177ZM181 228V227H180ZM179 228V230H181ZM192 228V227H191ZM195 228V227H194ZM204 228H206V227H204ZM204 228H203V230H204ZM209 228V227H208ZM209 228V229H210ZM216 228H218V227H216ZM228 228V227H227ZM231 228V227H230ZM78 229V230H77ZM88 229V228H87ZM86 229V230H87ZM93 229V228H92ZM123 229V228H122ZM140 229V228H139ZM176 229H174V230H176ZM198 229V228H197ZM211 229H213V228H211ZM219 230L221 229V228H218ZM34 230V229H33ZM108 230V229H107ZM128 230V229H127ZM187 230V229H186ZM189 230V229H188ZM202 230V231H203ZM207 229H205L204 230V232L206 231ZM223 230V229H222ZM221 230V231H222ZM235 229H233V231H234ZM19 231V230H18ZM24 231V230H23ZM23 231H22V233H23ZM83 231V232H82ZM91 231V230H90ZM93 231H95V230H93ZM93 231H91V232H93ZM117 231V230H116ZM119 231V230H118ZM124 231V230H123ZM142 231V230H141ZM189 231H191V230H189ZM196 231V230H195ZM208 231H210V230H208ZM208 231H207V233H208ZM215 231V230H214ZM213 231V232H214ZM221 231H219V232H221ZM224 231H225V228H224ZM33 232V231H32ZM88 232V231H87ZM122 232V231H121ZM143 232V231H142ZM178 232H180V231H178ZM192 232V231H191ZM232 232V230L230 231V232H227L226 234H224L225 235V239L223 238L224 237V235H221V236H223L222 238H223V240H226L227 239V237H228V240H230L229 238H231V239H239V238H244V237H250V236H264V224L263 225H257V226H255V224H254V226H247V227H245V228H242V230H238L237 231V233H234V232H236V231H234L233 233H231ZM16 233V232H15ZM25 233V232H24ZM35 233V232H34ZM96 233H98V232H96ZM118 233V232H117ZM127 233V232H126ZM134 233V232H133ZM199 233V232H198ZM217 233V232H216ZM4 234V233H3ZM12 234H14V233H12ZM19 234H20V232H19ZM26 234V233H25ZM36 234V233H35ZM116 234V233H115ZM123 234V233H122ZM145 234H147V233H144V235ZM168 234V233H167ZM183 234H185V233H183ZM215 234V233H214ZM7 235H9V233L7 234ZM10 235H11V233H10ZM32 235V234H31ZM34 235V234H33ZM54 235V236H53ZM91 235V234H90ZM94 235V234H93ZM104 235V234H103ZM111 235H112V233H111ZM111 235H109L108 237H110V238H106V239H104V240H102V239H100V240H98L99 238H101V237H99V238H92V240H91V237L89 238L91 241H94V247H95V243H97L98 245H115V244H117V248H118V245L120 246L121 245V242H122V238L123 237H121V235L120 234H117V236H113L114 238L116 237V238H119L120 237V239H121V242H119L120 240H113L112 239V237H111ZM118 235H119V237H118ZM127 235V234H126ZM126 235H125V237H126ZM133 235H135V234H133ZM138 235V234H137ZM171 234H169V236L168 237H170L169 239H171V236H170ZM181 235V234H180ZM178 236L179 237V239H180V237L181 236ZM195 235V234H194ZM218 235V234H217ZM56 236H57V234H56ZM78 236V237H77ZM92 236V235H91ZM95 236H96V234H95ZM94 236V237H95ZM124 236V235H123ZM136 236V235H135ZM176 236H177V234H176ZM197 236V235H196ZM196 236H195V238H196ZM206 236V235H205ZM210 236H213L214 237V235H212V234H210ZM219 236V235H218ZM16 237H18V238H20L21 236H18V234H16ZM61 237H66V236H61ZM86 237V238H87ZM93 237V236H92ZM97 237V236H96ZM103 237V236H102ZM124 237V238H125ZM131 237H132V235H131ZM148 237V236H147ZM163 237H164V235H163ZM175 237V236H174ZM207 237L209 238V236L207 235ZM217 237V236H216ZM56 238V237H55ZM69 238V237H68ZM67 238V239H68ZM104 238H105V236H104ZM133 238V237H132ZM142 238V237H141ZM144 238V237H143ZM173 238V237H172ZM190 238V237H189ZM188 238V239H189ZM210 238H212V237H210ZM220 238V237H219ZM218 237H217V239L216 240H218L219 239ZM22 239H24V237L22 238ZM63 239V238H62ZM79 239H81V238H79ZM138 240H139V238H137ZM161 239H162V237H161ZM161 239H157L156 238V240L154 241L156 244H158L159 245V243H162L161 242ZM168 239V240H169ZM174 239H177V238H174ZM186 239V238H185ZM188 239H187V241H188ZM258 239H259V237H258ZM262 238H260L259 240H261ZM51 240V239H50ZM50 240L48 241V245L50 244L49 242H50ZM56 240H57V238H56ZM59 241H60V239H58ZM64 240V239H63ZM62 240V241H63ZM69 240H70V243H72V242H74V241H72L71 242V239L69 238ZM82 240H84L85 241V238L84 239H81V241L80 242H83ZM89 240V241H90ZM129 240V239H128ZM165 240H167V239H165ZM167 240V241H168ZM172 240V239H171ZM181 240V239H180ZM183 240V239H182ZM181 240V241H182ZM219 240H221V239H219ZM241 240V239H240ZM256 240V239H255ZM67 241V240H66ZM124 241V240H123ZM130 241V240H129ZM131 241H133V239H131ZM174 241H176L177 242V240H174ZM180 241V242H181ZM186 241V240H185ZM211 241H214V238H212V240ZM246 241V240H245ZM262 241V240H261ZM52 242V241H51ZM65 242V241H64ZM88 242V241H87ZM139 242V241H138ZM141 242H143V243H145V242H151V240L149 239V240H143V239H141L140 240V243ZM170 242V241H169ZM169 242H168V245H169ZM175 242V243H176ZM184 242V241H183ZM227 242H229V241H227ZM232 242V241H231ZM241 242V241H240ZM52 243H55L54 241L52 242ZM61 243V242H60ZM68 243V242H67ZM69 243V244H70ZM78 243V242H77ZM84 243H86V242H84ZM124 243H125V241H124ZM128 243V242H127ZM134 243V242H133ZM137 243V242H136ZM135 243V244H136ZM142 243V244H143ZM188 243V242H187ZM209 243V242H208ZM264 243V242H263ZM55 244H57V242L55 243ZM62 244V243H61ZM60 244V245H61ZM73 244V243H72ZM71 244V245H72ZM76 244V243H75ZM75 244H73V245H75ZM79 244H82V243H79ZM87 244V243H86ZM92 244V243H91ZM173 244V243H172ZM182 244H185V242L184 243H182ZM192 244V243H191ZM194 244V243H193ZM218 244V243H217ZM227 244V243H226ZM238 244V243H237ZM47 245V246H48ZM63 245V244H62ZM61 245V246H62ZM65 245L66 244H64V247H65ZM68 245V244H67ZM66 245V246H67ZM72 245V246H73ZM78 245V244H77ZM89 245V244H88ZM126 245V244H125ZM125 245H123L124 247H125ZM132 245V244H131ZM138 245V244H137ZM162 245V244H161ZM165 245V244H164ZM171 245V244H170ZM181 245V244H180ZM185 245H187V244H185ZM184 245V246H185ZM199 245V244H198ZM82 246H83V244H82ZM97 246V245H96ZM103 246V247H104ZM130 246V245H129ZM141 246V245H140ZM173 246H175L174 244H173ZM173 246H170V247H172L173 248ZM183 246V245H182ZM188 246V245H187ZM190 246V245H189ZM188 246V247H189ZM204 246V245H203ZM208 246V245H207ZM206 246V247H207ZM259 246V245H258ZM45 247H46V245H45ZM57 247V246H56ZM68 247H70V246H67V247H65V248H68ZM76 247V246H75ZM80 247V246H79ZM79 247H77L78 249H79ZM92 247V246H91ZM90 247V248H91ZM93 247V248H94ZM99 247V246H98ZM97 247V248H98ZM103 247H100L99 249H101V248H103ZM112 248H113V246H111ZM111 247H109V248H111ZM116 247V245L114 246V248ZM158 247V246H157ZM163 247V246H162ZM167 247V246H166ZM165 246H164V249L166 248ZM186 247V246H185ZM184 247V248H185ZM194 247H195V245H194ZM202 247V246H201ZM23 248V247H22ZM38 248V247H37ZM53 248V247H52ZM75 249V250H78V249ZM82 248V247H81ZM80 248V249H81ZM86 248V247H85ZM84 248V249H85ZM87 249V250H91V249ZM96 248V247H95ZM108 249L109 251L111 250V249H109L108 247H105V249ZM130 248H131V246H130ZM129 248V249H130ZM132 248H135V246L134 247H132ZM176 248V247H175ZM179 247H177V249H178ZM183 248V247H182ZM196 248H198V247H195V250H196ZM203 248V247H202ZM208 248V247H207ZM239 248V247H238ZM31 249H28V250H31ZM54 249H57L58 250V248H54ZM60 249V248H59ZM74 249V248H73ZM72 249V250H73ZM79 249V250H80ZM84 249H82L83 251H84ZM105 249L104 250H102V253H103V251H105ZM116 249V248H115ZM128 249V250H129ZM145 249V248H144ZM161 249V248H160ZM171 249V248H170ZM180 249V248H179ZM201 249V248H200ZM204 249V248H203ZM235 249H236V247H235ZM248 249V248H247ZM37 250V249H36ZM39 250V249H38ZM57 250H56V252H57ZM72 250H71V252H72ZM98 250V249H97ZM120 250V249H119ZM163 250V249H162ZM166 250V249H165ZM206 250V249H205ZM0 251V252H1ZM19 251V250H18ZM27 251V250H26ZM31 251H33V250H31ZM45 251V250H44ZM54 251V250H53ZM65 251H67V252H69L70 250H67V249H65ZM65 251H63V249H62V252L63 253H61L62 254V256H64L65 255ZM82 251V252H83ZM95 251H96V249H95ZM99 251V250H98ZM98 251H96V252H98ZM101 251V250H100ZM111 251H113V250H111ZM111 251L110 252H107V253H110V255L112 254L111 253ZM123 251V250H122ZM125 251H127V249H125ZM168 251V250H167ZM173 251V250H172ZM198 251V250H197ZM224 251V250H223ZM235 251V250H234ZM8 252V251H7ZM10 252V251H9ZM29 252V251H28ZM27 252V253H28ZM36 252V251H35ZM48 252V251H47ZM52 252V251H51ZM58 252H61V250H58ZM78 252V251H77ZM76 252V253H77ZM81 252V251H80ZM93 252H94V249H93ZM93 252H91V253H93ZM117 252V251H116ZM124 252V251H123ZM128 252H131V251H128ZM158 252H160V251H158ZM175 252V251H174ZM184 252V251H183ZM186 252V251H185ZM202 252H203V250H202ZM228 252V251H227ZM250 252V251H249ZM255 252H256V250H255ZM11 253V252H10ZM37 253V252H36ZM44 253V252H43ZM55 253V252H54ZM70 253V252H69ZM75 253V252H74ZM84 253H86V252H84ZM87 253H89V251H87ZM86 253V254H87ZM98 253H100V252H98ZM101 253V254H102ZM118 253V252H117ZM122 253V252H121ZM120 253V254H121ZM125 253V252H124ZM187 253V252H186ZM1 253H0V255H2ZM5 254V253H4ZM13 254H16V255H18V252L16 251L15 253H13ZM20 254H21V252H20ZM52 254V253H51ZM55 254H57V253H55ZM64 254V255H63ZM67 254V253H66ZM95 254V253H94ZM97 254V253H96ZM105 254V253H104ZM114 254V253H113ZM112 254V255H113ZM184 254V253H183ZM188 254V253H187ZM186 254V255H187ZM236 254V253H235ZM22 255H26V257H28L29 256V253L28 254H23L22 253ZM43 255V254H42ZM68 255V254H67ZM77 255H78V253H77ZM98 255V254H97ZM108 255L109 254H107V256H105L106 258L108 257ZM124 254L122 253V255L121 256H123ZM132 255V254H131ZM224 255V254H223ZM232 255V254H231ZM236 255H238V254H236ZM247 255V254H246ZM252 255H254V254H252ZM251 254H250V256H252ZM9 254H7V257L9 258ZM11 256H12V254H11ZM14 256V255H13ZM13 256H12V258H13ZM19 256V255H18ZM33 256V255H32ZM37 256V255H36ZM48 256H51L50 254H48ZM56 256H60V255H56ZM72 256H73V253H72ZM75 256V255H74ZM79 256V255H78ZM82 256V255H81ZM83 256H86V255H84L83 254ZM93 256H96V255H93L92 254V257ZM100 256H103V255H100ZM125 256V255H124ZM123 256V257H124ZM188 256H189V254H188ZM198 256H199V254H198ZM235 256V255H234ZM254 256H256V255H254ZM259 256H260V254H259ZM23 257V256H22ZM40 257H41V255H40ZM76 257V256H75ZM91 257V256H90ZM89 257V258H90ZM98 257V256H97ZM97 257H96V259H97ZM110 257V256H109ZM117 258L116 256H113L112 258L113 259H115V258ZM126 257V256H125ZM128 257H130V256H128ZM226 257H227V255H226ZM237 257H240V256H237ZM236 257V258H237ZM249 257V256H248ZM253 257V256H252ZM7 258V259H8ZM17 258V257H16ZM30 258H32V257H30ZM33 258H35V257H33ZM81 258V257H80ZM84 258V257H83ZM87 258H88V256H87ZM102 258H104V257H102ZM102 258H100V260L102 259ZM111 258V259H112ZM118 258H119V260H120V257L118 256ZM122 258V257H121ZM131 258V257H130ZM133 258V257H132ZM195 258V257H194ZM228 258V257H227ZM231 258H233V257H231ZM235 258V257H234ZM253 258H255V257H253ZM252 258V259H253ZM10 259H11V257H10ZM15 259V258H14ZM18 259V258H17ZM122 259H124V261L126 260L125 258H122ZM122 259L120 260V262H122ZM239 259V258H238ZM237 259V260H238ZM1 260V259H0ZM4 260V259H3ZM98 260V259H97ZM99 260V261H100ZM108 262H109V260L108 259H106ZM106 260H104L105 262H106ZM128 261H129V258L127 259ZM198 260V259H197ZM228 260H229V258H228ZM235 260V259H234ZM15 261V260H14ZM13 261V262H14ZM91 261V260H90ZM98 261V262H99ZM112 261V260H111ZM115 261H116V259H115ZM133 261V260H132ZM135 261V260H134ZM176 261V260H175ZM225 261H227V260H225ZM236 261V260H235ZM235 261L234 262H231V260H230V262L231 263H235ZM247 261V260H246ZM250 261V260H249ZM95 262V261H94ZM97 262V261H96ZM102 262V261H101ZM113 262H114V260H113ZM126 262V261H125ZM137 262V261H136ZM135 262V263H136ZM183 262V261H182ZM188 262V261H187ZM237 262V261H236ZM243 262V261H242ZM263 261L261 260V263H262ZM15 263V262H14ZM100 263V262H99ZM115 263V262H114ZM127 263V262H126ZM178 263V262H177ZM222 263V262H221ZM227 263V262H226ZM225 263V264H226ZM229 263V262H228ZM227 263V264H228ZM252 263V262H251ZM113 264V263H112ZM116 264H118V262H116ZM121 264V263H120ZM123 264H124V262H123ZM191 264V263H190ZM237 264H239V263H237ZM242 264V263H241ZM247 264V263H246ZM253 264V263H252Z\"/></svg>",
	"mask_w": 264,
	"mask_h": 264
}]
</instances>
